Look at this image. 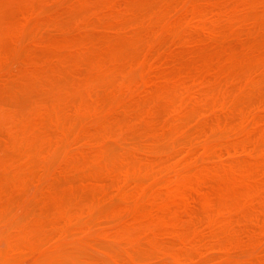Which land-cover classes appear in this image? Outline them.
<instances>
[{"label":"rangeland","instance_id":"374dc122","mask_svg":"<svg viewBox=\"0 0 264 264\" xmlns=\"http://www.w3.org/2000/svg\"><path fill=\"white\" fill-rule=\"evenodd\" d=\"M24 1H27V5H26V3L24 2ZM28 1H29V3H28ZM47 1V0H46ZM46 1H43L42 0V2H41V0H39V6H36L38 3H36V0H23V1H21V2H19L18 0H0V31H1V33H0V54H3L4 56H1L0 57V61H3V63L2 64H0V88H2L1 86H5V89L7 88H9L8 89V91H4L3 90V88H2V91L3 92H5V94H8V93H10L11 92V86L15 89V87H16V90L17 91H15L16 92V94H22L23 92L22 91H25L23 94H27V90H25V89H27V87H29V86H31L32 85V87L35 89V87H36V90L38 91V87L40 88L41 87V90H39L38 91V94L42 91V87L46 90V95H45V92L43 93V91H45L44 89H43V91H42V93L44 94V95H40L39 97H40V100L38 101V102H36L35 100H38L37 98H35L37 95L36 94H34L35 92H37V91H35V90H32V91H35V92H32L34 95V98H33V96H31V93H30V95H29V92H31V91H29V90H31L32 89V87H29L28 88V95L29 96H31L32 98V100L35 102V103H32L31 102V100L29 99V98H26L27 96H26V94H25V96L26 97H23L22 98V96H21V94L18 96L17 95V98L19 99L20 98V96H21V98L22 99H29L28 101H30L31 102V104H32V106H27V105H29L27 102H25V100H19L21 103H19V101H18V103H19V105H17V103H15V105H17L18 107L22 104V101H23V104H22V106L23 107H19L18 109H16L17 107H14L15 105H14V102H13V100H15L14 98H13V100H12V102H13V104L11 105L12 106V108L14 107V109L15 110H20V112L21 113H23V112H25L26 114H27V117H24V119H22L23 118V114L21 115L22 116V121L21 120H19L20 118L17 116V117H13V110L14 109H12V111L11 110H9L8 109V107L10 108L11 106L9 105L8 106V104H11L12 102H10V98H12L13 96H10L9 95V100H7L6 99V97L8 96H6L3 92L0 94V98H2V99H6L4 102H1V104H0V112H1V115L3 116V117H1V115H0V119L2 118V119H4L6 116V118H8V119H11V120H13L12 122H15V124L17 125V123L19 124V125H17L18 127H16V125L14 126V128L10 131L9 129H11L12 128V124H14V123H12L11 125L9 124V125H4V126H9V127H7V128H9V129H6V131H8V133H6V134H3V135H6V137H7V134H8V139H6V137L4 138V140L2 139V142H4V143H6V145H9V144H12L13 143V139H11L10 140V143H9V139L11 138V133H12V131L14 132V131H16L15 132V135H13L14 137L16 136H19L18 138L20 139V137H21V134H18V133H20L21 131L20 130H22V129H20L21 127H19V126H24L25 124L27 125H30L28 128L29 129H31V128H34L33 126L35 125L36 126V129H38L37 127H39V126H42L43 124L45 125L46 124V126L48 127H46L47 129H48V131H50L51 130V128H52V130L54 131V129H56L59 125V127H61V123H62V125H64V127L66 128L65 130L66 131H68L67 130V128H73L74 127V125L75 126H77L76 128H75V130H73V129H71V130H69V132H71L70 134H71V136H69V137H71V139L67 136V135H70V134H67V133H65L64 134V137L65 138H62V139H60V137L61 136H57L59 133H60V131L63 129L64 130V128H61V129H59V127H58V129H56L55 131H57V130H59L58 131V133L57 132H53L52 131V133H57V135H54V136H56V138H55V140H53V138H54V136H53V138H50V139H52V140H49V141H53V143L54 144H56L57 143V145H56V148H59V147H62V149L64 148V146H66V148L65 149H63L64 151H66L67 149H68V147H69V153H68V156H69V154H73V153H70L71 151L72 152H74L75 151V153L77 154V151L79 150V149H77V151H76V149H74L76 146H77V143H76V141H79V140H77V138H80V140L82 139V136H83V139H86L87 137L85 136V133L87 134V132L89 131V128L88 129H85V124H87V123H89V122H91V124L92 125H90L91 127H90V131L89 132H91V133H93V131H95L96 129H97V136L98 137H94V140L97 138H99V140L101 141V143L100 142H98L97 140L96 141H91V142H89L88 140V142L86 141H83V139L81 140L82 142L80 143V141H79V144H82V146L80 145H78V148L80 147V148H82V147H84V146H86V147H89L88 145L91 143V145H92V149H93V151L94 152H97L96 150H98L99 149V151L101 150L100 148L102 147L103 148V146L106 144V143H108V144H106V146H110V148H108V149H110V150H105V151H107V152H101V153H98V155H101L100 157H98L99 159H97L99 162H100V160L102 161L103 159H105L106 157L105 156H110V155H112V151H113V153H119L120 154V152H121V154L122 155H124L125 154V151L128 153V150H125L124 151V149H125V147H123L124 146V139H123V137L126 139V145H130L131 146V144L135 141V144H137L138 145V143H136V141L138 142L139 141V145H140V143H141V141H142V148L143 149H141V147H136V149L137 148H140L142 151H140V152H145V150L144 149H149V147H148V143L146 144V142L145 141H148L149 143H151L149 140H151L152 139V134L156 131V129L158 128V124H160V126H162L163 125V127H159L158 129L160 130H158L159 131V133H161V129L160 128H165L164 130H166V131H164L163 130V133H166V132H168V134H169V137L170 136H172V134H173V136L174 135H176L175 133H176V131L178 132L177 133V138H175V136H174V138H171V139H173V140H170V139H168L167 137V135L166 134H164L165 135V138H166V140H162L164 137H163V135H162V139H159L160 137H161V135L160 134H158L157 132H155L156 134H158V135H156L155 133L153 134V135H156V136H154V142H156V140L158 139L160 142H162V144L166 141L167 142V139H168V141L170 140V141H172L174 144H172L173 145V147H172V145L171 144H169V146H168V143L169 142H165V144H160V145H158V148H157V145H154V144H159V143H151L150 144V146H152V147H150L151 149H153L154 148V150H156V149H159L161 146L162 147H164V149H162V147L160 148V150H161V152H162V154H165L166 152H167V150L166 149H168V152L166 153V155L167 154H169L170 155V153H172L175 149H179V148H177L178 146H180V145H178V144H180V143H178L179 142V140L180 141H182V137H183V133L184 132H189L190 133V141H191V143H192V141H193V143L195 144V147L194 148H196L195 150H196V153H198V155L197 154H195V156L193 157V155H194V152H195V150L194 151H190V152H192V153H183V155H181V154H179V155H181L180 157L181 158H179V155L178 156H176V154H178V153H181V152H177V153H174L173 155H172V157L171 158H173V161H171L170 159L171 158H169L168 160L169 161H171V163L173 162H176V163H178V161H179V159H180V161H179V164H181V162L184 160L183 159V157L185 158V157H187V160H188V162H187V164H185V160H184V162H182V163H184L183 165H182V170L181 169H178V171L181 173L182 171H186L187 170V172H188V169L190 168V170H189V174L190 175H188L187 177H184V176H186L187 174H186V172H185V174L183 175H179L178 177L176 176H174V177H172L173 179L174 178H176L175 180H177L178 178H181L180 180H192V178H193V180H197V177L195 178V176L197 175V174H195V173H193V170L194 171H196L197 173H198V175L197 176H200V174H201V177H198V179H200V180H202V178H203V180L205 179V182L207 181V183H206V185H205V182L203 183V181H201L200 183H203V187L201 186V184L200 183H197V185L196 184H194L195 185V187L194 186H192L191 188H188V191L186 192V194H187V196L189 197H187V196H185V197H178V196H176V190H174L173 188H175V187H173L172 189L170 188V187H166V189H168L169 191H171L170 193H169V191L168 190H166V189H163L162 190V195H161V197H160V200H158L157 202H156V204L154 205V207L153 206H151V202L148 200L149 198L148 197H146V198H143L142 196H144V193L145 192H147V195L149 196V194H148V192H150L151 191V184H153L154 183V180H161V179H163V178H160L159 179V176L160 175H157V172L158 173H160L161 171L163 172V168L164 167H166V165L165 166H162V164L164 163V162H166V158H168L167 156H165L164 157V159L162 160V161H164L162 164H160L161 162H159L160 160H157V159H159V158H161L160 156H158V157H154L153 159L151 158V156L150 155H152V156H154L155 155V153L153 154V152L152 153H150V150L148 151V154H150V155H148L147 154V152H146V154L147 155H144V156H146V158L148 157V156H150L149 157V159L151 158V160H148V158H147V160L148 161H150L149 163H150V168L151 169H149V174L147 175V177H145L146 175H143V174H145L144 172L141 174L140 173V171L138 170V169H141V164L142 163H140V165H139V163H138V165L140 166H138V168H136V167H131L132 168V171H131V168L129 167V169H128V166H130L135 160H136V157H134V156H136V154L138 153H140V152H137L135 155H131L132 157H130V155L128 154H126V156H129L130 158H132L131 160L133 161L132 163H130V165H128L127 166V164L125 163L124 164V162L123 161H121V163L124 165V166H122L121 165V169H122V171H125V169H128L127 171L129 172V176L131 175L132 176V178L133 177H135V176H137L138 174H141V175H139V177H135V179H133V180H135V182H137L136 183V185L138 184V185H140V180L139 179H136V178H140L141 180L143 179L144 180V178H145V180L147 181V180H149V183L147 182V185L144 187V189L148 186V185H150V187L148 186L147 188L149 189V191H147V188L145 189V190H141V192L140 191H138L139 193L138 194H140L141 195V198H139V201H141L142 202V204H144L145 203V205H147L146 207H147V209L146 210H150V212H149V210L147 211V212H145L144 210H143V214H141L140 216L138 215V214H136L135 212H132L133 213V215H134V217H132L133 219H135V221L133 222V220H132V218H129L130 217V214H129V212H127V213H125L126 212V210L129 208V206H130V204L133 202V201H135V200H133L134 198L135 199H137V192H134L133 190H131L130 191V188L132 187V189L134 188V190L136 191V190H138V189H143V186L144 185H140L139 187H138V189H137V186L136 185H134L133 184V182H132V180H131V176L129 177H127V175H123L124 174V172L123 173H121L120 172V170H119V173L118 174H116L117 172H116V168L114 167V172H113V170L111 169V172H110V168L109 167H112L113 166V164H115L117 161L116 160H119L120 161V159H118V157H122V155H120V156H118V157H112V158H116V160H114L113 159V161L115 162V163H113V161L111 160V161H107V160H105V162H103V164L105 163L106 164V161L108 162V163H110L109 164V167H108V169L109 170H107L106 169V167L108 166L107 164V166L106 167H103V166H105V164L102 166V169L103 168H105L104 169V174H108V176H110L111 174H113V175H111L110 177H109V180L112 178V177H115V175H117V177L121 174V175H123L122 177H121V179L119 178V179H117V180H119V181H117L119 184H121V181L123 180V178L125 177V179H124V181L126 180L127 181V179L126 178H130V182H132V186H129V185H131L130 183H129V185H128V187H130V188H126V189H124L123 188V186H122V190H126V191H123V193H121L122 192V190H120L119 192L118 191H116L115 192V196H116V198H117V196L118 195H120V197H122V196H130V197H132L134 194L136 195V196H134L133 198H132V200H130L128 197H127V199H122V200H124V202H125V204L128 202L127 200L129 199V201H132L130 204L128 203V204H126V205H128L127 207L128 208H125V212H123V210L122 209H124V207H122V209H118V204H116V203H119V201H122L121 199H120V197H118V199H120V200H118V202H116V201H114V202H116V203H113V204H111V205H113V207H112V210L113 209H118L117 210V213L119 214V220H116V219H114L115 217L113 216V215H115V213H116V211L114 212V211H112L111 210V213H110V209L108 210V212H102V214L101 213H98L96 216V218H98V219H96L97 221H96V223L95 224H97V225H99V226H96V225H94V222H95V218L92 220V222H90V224L92 223V225H94V227H92L91 229H90V227L88 226V225H86V226H88V229L87 230H89V232L87 231V230H85L86 232L85 233H83V232H81L82 231V229L83 228H81V227H85L84 225L85 224H83V223H85V221H84V216H83V218H81L80 216H82V215H80V216H78L79 214H81L79 211L83 208H81V206H80V204L82 203L83 204V202H81V200L79 199L78 200V196H82L83 197V200H87V199H85L87 196L90 198V197H92L93 196V194L96 192L95 190L97 189V186L99 185L100 187H101V185L103 184V185H106V183L105 182H103L102 184L101 183H99L98 184V182L96 181V177L94 176V178H95V180L93 181L92 179H94L92 176V178H91V180H87L88 181V183H86L87 181H85V179L84 178H82V177H85V178H88V177H86V176H89L90 177V173L91 172H93L94 173V171L96 172V170L94 169L95 167H96V169H98V167L100 166V169H101V164L100 165H96V163H98V161L97 162H95L94 160H93V153L92 154H90L91 153V150H90V152L89 153H84L85 151H87L88 149H86V147H85V150H84V148H82L83 149V153H80V154H82L83 156H84V158H83V156H81L83 159H86V161L88 162H90L91 160H93L92 161V163H91V165H89L88 167H90L91 168V172L90 171H87L86 173H82V168H83V166H84V168H85V166L87 167V164H90L89 162L87 163H85L86 165H84V164H82L80 161H78L79 162V165L76 163V165H77V167L75 166V165H72V166H70V160H67L66 159V164H69V165H67V166H64L63 167V165H61L62 167H59L58 166V164H55V163H57V161H58V163H61L62 162V158H64V156H62L63 155V150H59V149H55L54 150V148L55 147H53V148H51V149H53L55 152H57V150H59V151H61L62 152V154L60 155L61 157H59L58 159L59 160H57L56 158L58 157L57 156V154H60V153H56V154H54V155H56V162L54 163V166H55V168H56V171L53 169V167L54 166H50L51 165V163H53L52 162V155H51V152H54V151H49L48 149L51 147V145H49V146H47L48 148H47V150L49 151V152H47L46 151V157H51L50 158V160H51V163H50V160H49V158H48V160H47V158L45 157V159L47 160L46 162H42V156H40V157H38L39 155V151H40V149H43L44 148V150H45V148H46V146H43L42 144H41V142H39L42 146H40V147H42V148H40V147H38V149H37V151L36 150H33V151H35V152H33V153H27L28 151L29 152H31V150H30V148L32 147L31 146V144L32 143H30V142H33L32 140H34V139H30V138H28L29 139V143L28 142H25L24 144L25 145H27L26 143H28V145L27 146H29V147H26L24 150H27V149H29V150H27L25 153L23 152L24 150H23V148L25 147V145L24 144H22L21 143V140H19V141H16V142H19V146H21V147H18L19 148V151H20V148H21V150H23L22 152L25 154V155H23L22 156V154L23 153H21V151L20 152H18L17 151V149L18 148H16V149H14L15 147L13 146V144L12 145H10L11 147H10V149L13 147V153L12 154H16L15 156H13V159H14V157H16L17 158V156H18V159H14L15 161L17 160H19V159H24L23 161H19V163L18 164H16L15 166H12V165H10V164H8V165H10V166H8L7 165V163H6V161H5V163L6 164H4L3 162H4V160L2 161V164H4V167L2 166V168H6L7 166V168L6 169H8V170H5L3 173L4 174H7L6 172L7 171H10L11 169L12 170H14L15 168H16V166L18 165L19 166V164L22 162H25V160H26V157L28 158V159H30V157H31V159H32V161L35 159V157H38V158H36V160L37 161H35L36 163L38 162V164L39 165H33V162L32 161H29V160H27L29 163H31L32 162V169L30 168V170L29 169H27V168H29V167H27L26 166V164H28L27 162L25 163V165L23 166V168L26 166V168L25 169H23L22 168V170L24 171H26V172H24L25 173V175L26 176H22L24 173H23V171H19V169H21V166H22V164H20L21 166H19L20 168L17 170V172H20L22 175H20V173H18L17 174V172L16 171H14V172H16L15 174H17L16 176L14 175V174H12V173H10L9 174V172H8V175H6V176H9V177H11L10 179H8V180H11L12 181V185H13V188L15 189V188H17V185H19L20 183V185H23L24 186V188H23V190L24 191H26V189H27V187H25V186H28V185H25L26 184V182L28 183V181L29 180H31V181H29V182H31V183H29L30 184V186H33V185H35V186H33L32 187V190H30V188H29V191H28V189H27V191L26 192H24L23 190H21V191H23V192H21L19 189H18V192L19 193H15V191H17V189H15V191H14V195L12 194V195H10L9 196V194H11L12 192H11V190L9 191L7 188H5V186L4 185H6V183L9 185V184H11V182L9 183V181L8 180H6L8 177H6V179L4 180V178H5V175H3V173L1 174V172H2V170H1V172H0V180H4L5 181V184H4V182H1V188H0V190H2V192H4V194H8L9 192V194H8V199L9 200H13L14 199V201H16V200H18L15 204V208H12L11 206H13V204H8V203H6V202H11V201H9V200H2L3 199V197H1L0 198V202H1V204H6L8 207H10L9 209H7V208H5L4 210L6 211V210H9V213H5V212H3V214L5 213V215L3 216V214H2V216H3V218H7V220H6V218L4 219L5 220V223L7 224V227L9 228L8 230H6V232L5 233H7V234H5L4 233V229H6L7 227H5L4 226V221H3V218L1 219V222L2 223H0V229L2 228V230H1V232L3 231V233L5 234H3L2 236H4V239L5 240H2V238H0V245H3V242L5 243L4 244V246H5V248H1L0 247V250L1 249H3L2 251H3V253L5 254L6 253V247H7V242L8 241H13L14 242V245H16L15 246V248H11L10 250H9V252L8 253H6L5 255H2V257L3 256H10V258H11V260L12 259H14V261L13 262H10V263H7V264H32L33 263V259L34 258H32V257H35V259L37 260L38 258H39V261H36L35 260V264H41V261H42V259H43V264H55V263H57V264H59L60 262L62 263V264H66V263H68V260H69V262L70 263H72V264H87L88 263V260L87 259H89L90 258V260H92V261H90L89 260V262H91V263H88V264H95V263H93V262H96V263H98V262H102L101 260H107V258L109 257V256H116L117 255V253L118 252H121V250L123 249L122 247L124 246H120L119 247V245H121V244H126L127 246L125 247L124 246V249L123 250H128V248H129V246H130V244H131V246H130V248L131 247H133L134 246V244H135V246L137 247V243L140 245V244H142L143 243V241L144 240H147V241H145L144 243H146V244H144L143 243V246L141 245V250L140 249H138L137 250V248L134 246V251H136V253L138 252V251H143V253L142 254H140V252H138V254H140V256L138 255V254H135L134 252H132V251H130V253L132 252V253H134V255L135 256H133L134 258V260L132 261V259L128 256L127 257V255H131L130 253L129 254H126V252H124V251H122L120 254H119V256L121 255V254H124L125 253V257L126 258H124V260H123V258L122 259H120L119 260V262H123V263H126V264H128V261L127 262H125V259L126 260H129V259H127V258H130L131 260H129V264H132V262H134V261H139V263H136V264H141L140 262L143 260V262H142V264H144V261H146L145 263H148L147 262V260H149L150 262H153V261H156V260H160L161 258H162V260H161V263L160 262H158L159 264H162V262H163V264L165 263V259H167L168 260V264H177V262H178V264H182V262H183V264H247L249 261H250V264H264V243L263 242H261V241H264V238H263V234H264V228L263 227H261V225L262 226H264L263 224H264V222H263V220H264V213H262V212H264V211H261V210H263L264 209V206H263V204L264 203H261V205L260 206H263V207H260V208H257L258 207V203L260 204V202L262 201H257V199L259 200V198L260 199H264V187H262V185H261V188H258V187H260V184H258V183H256L257 184V188L259 189H256V190H258V191H260V189H263V190H261L262 192H259V194L260 193H262V194H260V195H262L261 197H260V195L257 193L256 194V196L257 195H259L258 196V198L257 197H255V193L251 196V193L249 194V196H250V198H249V196H247V201H243V200H246V199H244L243 197L245 196V198H246V195H243V192H244V194H245V192L248 194V192L249 191H251V190H254L255 188H256V184H255V181H257V178L258 177H261V178H258L259 180L261 179V180H264L263 178H264V173L261 175V173L262 172H264V168H259V167H262V166H260V163H259V158H261V155H262V158H261V161H263L264 160V155L263 154H258L260 151L262 152V150L264 149V146L262 147V146H260V144L258 143L259 141H260V143H262L261 145H264V133H260V131H263V129L264 128H260V127H264V125H261L259 122H258V120H261V119H264L263 117H264V112H261L262 110H264V96H262L261 97V94L263 95L264 94V92L261 90V88L263 87V85H264V78H263V75H264V55H263V53H264V31H259L258 29H257V27L259 28V26H261L260 27V30H261V28H263L264 27V0H208V3L209 4H206L207 3V0H193V1H191V0H180V2H179V0H170V3L171 2H173L174 1V3L176 4V1H177V6L178 7H180V10H179V8L177 7V9L174 7V5H170V3H169V1H166V0H162V1H160V0H132V2H131V0H83V2L81 1V0H66V1H64V0H62V1H64L65 2V4L66 3H68V4H70L71 2L72 3H74V5H77V4H80V11L82 10V12H83V14H81L80 13V11H79V7H78V9L76 10V9H74V7H76V6H73L72 4H70V8H72L73 9V11L71 12V11H68L69 12V15H68V13L67 12H64V9L68 6V8H67V10L68 9H70L69 8V5H65L64 3L63 4H60V3H62V2H59V0L57 1L58 3H55L53 0H48L47 1V3L46 4H43L44 2H46ZM52 1V2H51ZM115 1H118V2H115ZM134 1V2H133ZM136 1V2H135ZM186 1H187V3H186ZM190 1V2H189ZM196 1H197V3H198V6L196 7ZM203 1V2H202ZM248 1H250L249 2V4H251V7H250V5L249 4H247V2ZM259 1V2H258ZM261 1V2H260ZM19 2V5L20 6H22V2H24V5L26 6V8L24 7V6H22L23 8H25V9H28V6H29V9H31L32 8V10L34 11V12H36V16L32 13V11H30V10H28V11H30V13L29 14H25L26 12H27V10L25 11V9H23L22 7V9L21 10H24L25 12H20V14H25L26 15V17H25V15L23 14L22 16H24V18L22 19V16H20L21 18L18 20H16V18L18 17H14V18H10L11 20H9V19H7L8 17H9V15L11 16L12 14H13V16H16L17 14H19L18 12H19V10L17 11V9H18V3ZM49 2V3H48ZM129 2V3H128ZM168 2V3H167ZM179 2V3H178ZM53 3H55V8L53 7ZM133 4V5H135V4H137L136 5V7L135 6H133L132 7V5H130V7H129V5L128 4ZM135 3V4H134ZM161 3H162V5H161ZM173 3V4H174ZM257 3V4H256ZM12 4V6L10 7V5ZM17 4V5H16ZM51 4V5H50ZM53 4V5H52ZM164 4H165V6H164ZM179 4H180V6H179ZM184 6V4H187L188 5V9L185 7V6H187V5H185L184 6V8L182 7V5ZM190 4V5H189ZM203 4V5H202ZM245 4H247L246 6L248 7V9L245 7ZM260 4V5H259ZM13 5H15V6H13ZM44 5V6H43ZM46 5V6H45ZM48 5H50V8H49V6ZM58 5V6H57ZM62 5V6H61ZM63 5H65V6H63ZM84 5H88V7H87V9H86V7L84 6ZM192 5V6H191ZM208 5V6H207ZM234 5V6H233ZM52 6V7H51ZM81 6H83V7H81ZM124 6H126V7H124ZM193 6H194V9H193ZM199 6L201 7L200 9H199ZM242 6V7H241ZM59 7V8H58ZM76 7V8H77ZM85 7V8H84ZM97 8V10H95V8ZM100 7H102L101 9H99ZM109 7H110V10H109ZM122 7H124V8H128V9H124V8H122ZM132 7V8H131ZM138 7V8H137ZM156 7V8H155ZM157 7H159V8H157ZM168 9H167V8ZM173 7V8H172ZM182 7V8H181ZM216 8V9H212V8ZM239 7V8H238ZM243 7H245V8H243ZM249 7H250V11H249ZM14 8H17V9H14ZM135 8H136V10H135ZM152 8H155V11L154 10H152ZM161 8H163V10L161 9ZM175 8V11L176 10H178V13L177 12H174L173 11V9ZM197 10H196V9ZM238 9V11H237V9ZM13 9L14 10H16L15 11V13H17V14H15L14 12H13ZM36 9H38L37 11H36ZM103 9H105V10H103ZM124 9V10H123ZM159 9V11L161 10V12H156L157 10ZM165 9H167L166 11H164ZM171 9V10H170ZM184 9V10H183ZM186 9H187V11H188V13L186 12H184V11H186ZM194 10V13H193V10ZM207 9V10H206ZM67 10H65V11H67ZM98 10H100V12L98 11ZM125 11L124 13H127L126 15H124L122 12L123 11ZM130 10H135V11H130ZM149 10H151V12H149ZM216 10H217V12L219 13V15H218V13L216 12ZM248 10V11H247ZM252 10V11H251ZM75 11V12H74ZM88 11V12H87ZM89 11H91V12H89ZM121 13H120V12ZM127 11H129V12H131V13H129V12H127ZM152 11H154V13H156L155 15H154V13H152ZM168 11H170V12H168ZM205 11V12H204ZM64 12V13H63ZM140 12H144V15H146L145 13H148L149 12V14H147L146 16H143V18H145L146 19V17H147V19L146 20H144L143 18H142V15H141V13ZM162 12H163V14H164V17H167L168 19H165V18H163V17H159L160 15H162ZM197 12H199V15L197 16ZM238 12V13H237ZM11 13V14H10ZM28 13V12H27ZM37 13H38V15L40 16V18L38 19H34V17H37L38 15H37ZM67 13V14H66ZM73 13H76L75 14V19L73 18H71V15L73 16ZM102 13V14H101ZM157 13H160V14H158L157 15ZM167 13V14H166ZM183 13V14H182ZM193 13V14H192ZM196 13V15H194ZM204 13H206L205 15H204ZM249 13V14H248ZM15 14V15H14ZM51 14H53V15H55V16H53V15H51ZM105 14V15H104ZM166 14V15H165ZM177 14V15H176ZM179 14V15H178ZM241 14V15H240ZM245 14V15H244ZM27 15H29V16H27ZM43 15V16H42ZM46 15V16H45ZM50 15H51V17L53 16V17H56V18H54V19H57V20H55V22L57 21V22H59V27H61L62 26V24H64V23H66L67 22V20H69L71 23L69 24V22L67 23V24H64V26L62 27L63 28V30H62V28L60 29L59 27H57L58 29H59V31H58V29H56V27L55 26H57L56 25V23L55 22H52V21H50V20H52V18L50 17ZM124 15V16H123ZM150 15V16H149ZM183 15H185V16H183ZM192 15H194V16H192ZM214 15H215V17H217V15H218V17H219V19H221L220 21H218V23H216V19H218V18H214ZM234 15V16H233ZM248 15H249V17H248ZM12 16V17H13ZM44 16H45V18L46 17H50V19H45L44 18ZM88 16H93L92 18L90 17L88 20H87V18H88ZM112 16V17H111ZM179 16H181V17H183V18H180ZM195 16H196V18H195ZM207 16H208V18H207ZM212 16V17H211ZM242 16L244 17V19L242 18ZM28 17V18H27ZM85 17V18H84ZM87 17V18H86ZM105 17H107V18H105ZM149 17H151V18H154L156 21V23H157V21H159V24L160 23H162V25H158L157 26V24H153V19H152V23H151V21H150V25L148 24V26H145V25H147V23L149 22ZM157 17H159V18H161V20H159V19H156ZM170 17H172V19H170ZM185 17H187V18H185ZM198 17H199V19H198ZM27 19V21H26V19ZM44 18V19H43ZM84 18V21L82 20ZM96 18V19H95ZM140 18H141V20H140ZM149 18V19H148ZM163 18V19H162ZM178 18V19H177ZM190 18H192V19H190ZM202 18H204V19H202ZM248 18V19H247ZM259 18V19H258ZM29 19V20H28ZM41 19V20H40ZM78 20V21H75V20ZM94 19V20H93ZM177 19V20H176ZM179 19H182L183 21H179ZM188 19V20H187ZM195 19V21H196V19H198L199 20V22H198V20L196 21V22H194V21H190V20H194ZM210 19V20H209ZM261 19V20H260ZM40 20V21H39ZM85 20H87V21H85ZM148 20V22H146ZM185 20H187V21H189V23H190V25H191V29L192 28H195V32H192L193 34H194V37L195 36H197V37H195V40H194V37L192 36V33L191 32H188V29L190 28V26H189V24H188V22H187V24H188V26H187V24H184V23H186V21ZM207 20V21H206ZM236 20V21H235ZM252 20L254 21V22H252ZM257 20V21H256ZM61 21H63V23H61ZM81 21V22H80ZM91 21V23H89ZM143 21L145 22V24L143 23ZM161 21V22H160ZM205 21L206 22H209V21H211L210 22V24L212 23V24H214L215 25V29L213 28V26L214 25H211L210 27H208L207 29H209L208 30V32H207V29H205V27H207V24L205 23ZM25 22V23H24ZM109 22V23H108ZM167 22H169V24H166ZM171 22V23H170ZM172 22H174V23H172ZM181 22H184V23H181ZM255 22H258L257 23V25H255L254 23ZM24 23V24H23ZM75 23H78V24H75ZM89 23V24H88ZM102 23V24H101ZM108 24V25H104V26H102L103 24ZM178 24L179 26H177V28L179 29V28H181V29H179L180 31H179V33L181 34V35H179V34H177L176 35V33L174 34V29L176 28V27H174L173 29H169V27H173L172 26V24L173 25H175V24ZM80 24V25H79ZM90 24H93L94 26H96L97 24L100 26L101 25V27H98V26H96V27H92L91 28V26H90ZM110 24V25H109ZM142 24V25H141ZM176 24V25H177ZM182 24V25H181ZM195 24H196V26H195ZM198 24H199V26H198ZM209 24V23H208ZM259 24H261V25H259ZM17 25V27L16 28H14L15 26ZM40 25V26H39ZM46 25V26H45ZM65 25L68 27V29H66L65 30ZM70 25V26H69ZM82 26L83 28H79V26ZM180 25L181 26H183V27H185V30H186V32H185V30L184 29H182L183 27H180ZM185 25V26H184ZM263 25V26H262ZM9 26H11L12 27V29H10V28H8ZM45 26V28L44 29H41L40 30V28L41 27H44ZM90 26V27H89ZM150 26H152L151 28H152V31H151V28H150ZM167 26V27H166ZM209 26V25H208ZM257 26V27H256ZM19 27V28H18ZM55 27V32L54 33H57V36H56V34H53V32H51V31H49V30H51V28H54ZM66 27V28H67ZM107 27V28H106ZM157 27H160V28H157ZM166 27V29L168 28L169 29V31H172L171 32V34H169V31H168V29L166 30H163L164 28ZM203 27V28H202ZM4 28H8V29H6L5 31H4ZM16 29L18 32H16L15 33V31H13L14 29ZM21 28V29H20ZM25 29L24 31H23V29ZM27 28V29H26ZM49 28V32H51L50 34H53L52 36H54L53 37V39L55 38V40H53L52 38H50V40L49 39H46L45 41L43 40V39H45V38H43L44 37V35L42 34V33H44L47 29ZM79 28V29H78ZM84 28H86L84 31H86V33L84 32V34H82V36H84L83 38H80V37H82V36H79V35H81V32L82 31H80L79 32V30H83ZM97 29V32H96V34H95V31H96V29ZM106 28V29H105ZM177 28H176V30H177ZM187 28V29H186ZM200 28V29H199ZM19 29H20V31H19ZM72 29V31H74L73 32V34L71 33V35L69 36V32H70V30ZM159 29V30H158ZM191 29H189V31H192ZM198 29V30H197ZM202 29V30H201ZM224 29H226V31L224 30ZM264 29V28H263ZM9 30V31H8ZM11 30V31H10ZM28 30V32H29V35H28V37H27V35L26 34H28L26 31ZM33 30L35 31V32H37L36 30H39L40 32L41 31H43V30H45V31H43V32H39V33H33ZM53 30V29H52ZM68 30V31H67ZM76 30L78 31V33H76ZM99 30V31H98ZM157 30V31H156ZM175 30V31H176ZM234 30V31H233ZM63 31H65L64 33H63ZM89 31V32H88ZM134 31H136V32H134ZM164 31H165V33H164ZM167 31V32H166ZM194 31V30H193ZM205 31V32H204ZM223 31H225V32H223ZM10 32V33H9ZM21 32H23V33H21ZM47 32V31H46ZM45 32V33H46ZM58 32H60L59 33V35H58ZM98 32H103L104 33V35H103V33H102V35H103V37H101V34L100 33H98ZM133 32V33H132ZM154 32H155V34H154ZM160 32H162L161 34H160ZM183 32L184 33H186V34H188V35H190L189 33H191V35H190V37L189 36H186V35H182L183 34ZM31 33V34H30ZM61 33H63V34H61ZM88 33H90L91 35V37H89V35H88ZM141 34L140 36L138 35V34ZM143 33H145L146 35H147V37H148V39H151V38H153L150 42L151 43H149L150 44V46H152L153 45V47H154V45H155V48H153V47H148V46H146V44L144 45V46H146V47H144V46H142L143 45V41H144V39L146 40V38L144 37V35H143ZM163 33H164V35H163ZM166 33H168V34H166ZM197 33V34H196ZM37 34L39 35V37H37ZM47 35H45V37L46 38H49V37H51L48 33H46ZM79 34V35H78ZM86 34V35H85ZM94 34L95 35H97L96 37L94 36ZM120 35V36H118V35ZM128 34V35H127ZM134 34V35H133ZM158 34V35H157ZM117 35V36H116ZM125 35V36H124ZM131 35H133L134 37H132L131 38ZM137 35V36H136ZM143 35V36H142ZM59 36V37H58ZM60 36H62L63 38H61ZM68 36H69V38H68ZM79 36V37H78ZM130 37L131 39H129V38H126V37ZM199 36L201 37V40L200 41H198V39H199ZM41 37L43 38V39H41ZM89 37V38H88ZM117 37V38H116ZM143 37H144V39H143ZM162 37H164V38H162ZM184 39H182V38ZM189 37V38H188ZM35 38H36V41H34V42H32L33 41V39L35 40ZM67 38V39H66ZM77 39L78 41H80L81 39H83V40H81V42L82 43H78V44H80V45H76L77 44V40H75V39ZM92 38H94V39H92ZM121 38V39H120ZM185 38H187V39H185ZM17 39H19V40H17ZM29 39H32L31 41L29 40ZM92 39V40H91ZM125 39V40H124ZM128 39H129V42L130 41H132V43L130 42H127L128 41ZM133 39H135V40H133ZM166 40V41H162L163 43H160V41L161 40ZM170 39H171V41H170ZM191 39V41H193L192 43L194 44L195 42L194 41H198V42H200L201 44H199L198 42H197V44H195L194 46L192 45V43H191V41H189ZM193 39V40H192ZM52 40V41H51ZM94 40V41H93ZM96 40H97V42H96ZM120 40H122V41H120ZM124 40V41H123ZM168 40V41H167ZM175 40H177V41H175ZM186 40V41H185ZM202 40H203V43H204V45H202ZM85 41H87L86 42V44H85ZM125 41H126V43H125ZM146 41H148V40H146ZM145 41V42H146ZM187 41H188V43H187ZM27 42L29 43V44H27ZM53 42V43H52ZM94 42V43H93ZM14 43H15V45H14ZM69 43V44H68ZM96 43V44H95ZM102 43V44H101ZM172 43V44H171ZM19 44V45H18ZM50 44V45H49ZM67 44V45H66ZM149 44H147V45H149ZM152 44V45H151ZM169 44H171V45H169ZM185 44H186V46H185ZM192 45V46H190V45ZM18 45V46H17ZM23 45H25V46H27L28 48H30L31 50H35V51H31V50H29V49H26V47H22ZM46 45V46H45ZM57 46V48H55V47H53V46ZM69 45H72V46H69ZM88 45H90L89 46V48H86V47H88ZM92 45H94V46H92ZM15 47V46H17V48L16 49H18V50H16V51H14V52H12V51H10V53L9 52H6V51H8L9 49H3V48H8V47ZM21 46V47H20ZM29 46H31V47H29ZM59 46H61V47H59ZM65 46V48H62V47H64ZM82 46H84V47H82ZM92 46V47H91ZM140 46H141V48L143 49V47H144V49L143 50H141V48H140ZM181 46V48H179V47ZM200 46H202V48L203 49H200ZM9 47V48H10ZM13 47V48H14ZM20 47V48H19ZM39 47V48H38ZM72 47V48H71ZM76 47H80L79 48V50H80V52H79V50H78V48H76ZM82 47V48H81ZM159 47H161V48H159ZM168 47V48H167ZM175 47V49H173ZM179 49H178V48ZM205 47V48H204ZM25 48V49H24ZM34 48V49H33ZM35 48H38V49H35ZM60 48H62V50L60 49ZM153 48V49H152ZM172 48V49H171ZM3 49V50H2ZM25 51H24V50ZM56 49H57V51H56ZM65 49V51H63ZM85 49V51L83 52V50ZM155 49V50H154ZM157 49V50H156ZM163 49H164V51H163ZM165 49H169V51L168 50H165ZM180 50L179 52H181V53H178V50ZM6 50V51H5ZM10 50H12V49H10ZM24 51V53H23V51ZM26 50H27V52H26ZM54 50H55V52H54ZM62 52H61V51ZM113 50H117L118 52H112V53H110L109 51H113ZM152 50H154V51H152ZM161 50V51H160ZM260 50H262L261 52H260ZM4 53H3V52ZM18 51H22V53H19ZM60 51V52H59ZM105 51V53H103ZM142 51L144 52V53H142ZM174 52V54L173 53H171V52ZM177 51V52H176ZM252 51H254V54H253V52ZM16 52H18V53H16ZM30 52H35V53H33V54H35V56H36V54H37V56L38 57H33V55L31 56V54H30ZM58 52H59V55H57L58 54ZM81 52H83V53H81ZM126 52L128 53V54H126ZM141 52V53H140ZM150 52H153V53H157V55L155 56V59L157 60V59H159V61L157 62L156 60L154 61L153 60V56H154V54H153V56L152 57H149V58H151L150 60H148V62H149V64H148V62H146L147 60H146V58L149 56L148 54L150 53ZM162 54H161V53ZM168 52V54L166 55V53ZM182 52H185V53H182ZM236 52H237V54H236ZM241 52H250L249 54L247 53V55H246V53L245 54H242ZM260 52V53H259ZM15 53V54H14ZM27 53H28V55H27ZM47 53V54H46ZM52 53V54H51ZM132 53H134V54H132ZM158 53H160L161 54V56H159L160 54H158ZM189 55H188V54ZM230 53L232 54V56L233 57H235L234 59H236V57H237V59L235 60V62H232V61H234V59H232L233 57H231L230 58ZM241 53V54H240ZM5 54H7V55H5ZM18 54V55H17ZM21 54H24L25 55V57H23V58H21ZM29 54H30V56H29ZM50 54H51V56H50ZM67 54V55H66ZM85 54V55H84ZM135 54H137V55H135ZM145 54H146V56L147 57H145L144 58V56H145ZM150 54H152V53H150ZM171 54V55H170ZM173 54V55H172ZM180 54H181V56H180ZM184 54V55H183ZM191 56V58L190 57H185V56ZM228 54V55H227ZM239 54L241 55V56H239ZM257 54V55H256ZM261 54V55H260ZM27 55V56H26ZM42 55V57H40ZM64 55V56H63ZM80 55H81V58H80ZM113 55H115V57H113L112 59H111V57L113 56ZM122 55H124L125 57H124V59L122 58L123 56ZM133 55H135V56H133ZM163 55V56H162ZM175 55H176V57H175ZM234 55H237V56H234ZM243 55H245V56H243ZM251 55V56H250ZM252 55H254L255 57H257V58H255V59H253V57L254 56H252ZM6 56V58H4ZM23 56V55H22ZM48 56H50V57H48ZM89 56V60H88V57ZM141 57V59H140V57ZM175 57V58H173V57ZM180 56V57H179ZM184 58H186V59H184V60H186V61H184V60H182L183 59V57ZM222 56H224V60H223V62H222V66H221V68L223 67V64L225 63V62H227V60H229L228 62H227V66H224V68H227L228 67V63H229V68L228 69H223V71L221 70V68H220V63H221V61L222 60H220L221 58H219V57H222ZM226 56V57H225ZM228 56H229V58L230 59H232V60H230V59H228ZM259 56V57H258ZM161 57V58H160ZM177 57H179L181 60H179V64H177L176 63V65H174V63L178 60V58ZM245 59H243V58ZM247 57H248V59H247ZM250 57H252V59L250 58ZM21 58V59H20ZM41 60H40V59ZM56 58V59H55ZM108 58V59H107ZM114 58H116V59H114ZM190 58V59H189ZM219 58V59H218ZM223 58V57H222ZM227 58V60H225ZM239 58H241L242 60H243V62H242V60L241 59H239ZM2 59V60H1ZM52 59H54V60H52ZM105 59H107V62H106V60L104 61ZM113 60V62L112 63H110V61L111 60ZM148 59V58H147ZM188 59V60H187ZM246 59L248 60V62L246 61ZM251 59V61H249ZM20 60H22V61H24V62H22V61H20ZM39 60V61H38ZM43 60V61H42ZM58 60H59V63L61 64H59L60 65V67L59 68H61V69H58L56 66H58ZM100 61V63H97V61ZM103 60V61H102ZM153 60V61H152ZM220 60V62H218V64H215L217 61H219ZM238 60V62L239 61H241V63L240 64H238V62H236ZM36 62V61H38V63L36 64V65H41L40 67H38V68H36V66H34V64H33V66H32V63L31 62ZM42 61V62H41ZM47 61H49V62H47ZM52 61H54V63L52 62ZM89 61V62H88ZM150 61H151V63H150ZM192 61V62H191ZM206 61H208V62H211L212 64V67L214 66V69L213 70H218L219 71V68H220V71H222L221 73H220V75L222 74V76L224 77V73H225V80L227 79V75H228V77H232V75H234V68H236L237 70H236V72H235V75L233 76L234 78L236 77L237 79L235 80L234 78H232L233 79V81H235V83H238V84H235V83H232L231 81V83L229 82V83H227L228 85L229 84H231L232 86H234V87H232V88H229L230 87V85H229V87L227 88L226 87V85H223V87L225 86V88L224 89H226L227 88V90H229L230 91V89L232 90V94H231V96H232V98L235 100H233V101H230V98H231V96H230V98H229V100H227L225 97H223V96H225L226 95V97H228V95H227V93H226V91H225V95H224V93H222L221 94V88H222V84H223V82L225 83V81H223V79L221 78L222 76H218V75H216V73H218L217 71L216 72H214L213 70H210V69H208L209 68V63H208V65H207V62ZM213 61H215L214 63H213ZM246 61V62H245ZM29 62H30V64H29ZM44 62V63H43ZM46 62V63H45ZM62 62V63H61ZM63 62H65V63H63ZM73 62H75L74 63V65H73ZM80 62V63H79ZM85 62H87L88 64H90V66L88 65V68L90 69V70H88V68H87V66H86V64H84ZM115 62H116V64H115ZM120 62V63H119ZM157 62V63H156ZM184 62V63H183ZM186 62H187V64L190 62V65L188 64V66H190V68L189 69H187L186 67ZM197 62V63H196ZM200 62H201V64H200ZM1 63V62H0ZM47 63L49 64L48 65V67H47ZM52 63H53V65H52ZM55 63H57V64H55ZM83 63V65L84 66H80L81 64ZM93 65H92V64ZM101 63H103L102 64V67H101ZM154 63H156V64H154ZM183 63V64H182ZM195 63H196V65L199 63V65L198 66H196L195 65ZM232 63H234V64H232ZM235 63H237V65H235ZM22 64L24 65V67L23 68H20L21 66H22ZM27 64V69H25V65ZM43 64V65H42ZM64 65V67L66 66V65H68V66H66L67 67V69H63V65ZM76 64V65H75ZM95 64V65H94ZM97 64H98V66H97ZM111 64H114V65H111ZM147 64H148V66H147ZM152 64L153 65H155V68H156V70H154L155 68H153L152 67ZM157 64H158V66H157ZM170 64V66H172V64H173V66L174 67H170L169 66V68H171L170 70H172L173 69V71H175L174 73H172L173 71H171V72H169L170 70H169V68H168V66L167 65H169ZM184 64H185V66H184ZM193 64V66H195V67H193V66H191ZM231 64V65H230ZM249 64L252 66H254V68H255V70L256 71H258L259 69V71H262V72H260V74H255L256 72H255V70H254V68H252V70H253V73L252 74H254V75H257V76H259L260 77V75H261V78L260 79H258V81H256L257 80V78H259V77H257L256 78V76H251V75H249L251 72V68H250V66H249ZM2 65V66H1ZM31 65V66H30ZM100 65V66H99ZM108 65H111L112 67L110 68V66H109V68H108ZM118 65H119V67H118ZM132 67H131V66ZM140 66V65H142V66H144V73H142L141 74V77L139 76V71H141L142 72V66H140V70H138L139 69V67H136V66ZM146 65V66H145ZM159 65H161V68L159 67ZM166 66L168 69H166L164 66ZM211 65H210V67H211ZM219 66V68L217 67V66ZM233 65H234V67H233ZM260 65V66H259ZM51 68H50V67ZM53 66V67H52ZM85 66H86V68L87 69H85ZM92 66H95V68L94 67H92ZM113 66H115L116 68L118 67L120 70H121V68H120V66L121 67H124V69H122L124 72V76L126 77V78H128V75H129V77H130V79H132V80H134V81H137V82H135L134 83V81H133V83H132V81H127L126 80V78L124 79V78H121L122 80H123V82H117V83H115V76H116V74H118L120 71H113L112 70V68H113ZM175 66H178L176 69H175ZM203 66V67H202ZM248 66V67H247ZM252 66V67H253ZM256 66V67H255ZM65 67V68H66ZM98 67V68H97ZM133 67H136V68H138V69H136V68H133ZM165 69H164V68ZM215 67H217V68H215ZM258 67V68H257ZM33 68H35L34 70H36V72H34V71H31V70H33ZM41 68V69H40ZM42 68H43V70H42ZM46 68V69H45ZM48 68V69H47ZM57 68V69H56ZM106 68H108V69H106ZM157 68H159V69H161L160 71H158L159 69H157ZM182 68V69H181ZM184 68H186V69H184ZM249 68H250V70H249ZM19 69H20V71H19ZM23 69V70H22ZM29 69V70H28ZM52 69V70H51ZM98 69H99V71H98ZM132 69H136V70H133L132 71ZM147 69V70H146ZM152 69H153V76L151 77V72H152ZM177 69H181L182 70V73H180L181 72V70H180V72L179 73H176V72H178L177 71ZM183 69H184V71H183ZM198 69H200V70H198ZM230 69V70H229ZM21 70L22 71H24V72H26V74H22V72H21ZM39 70H40V73H39ZM50 70V72H52V74L51 73H49L48 75H50V76H52L53 75V77H50V76H48L47 75V72L46 71H49ZM85 70H88V73H85V72H87V71H85ZM106 70H111V71H113V73L112 72H107ZM121 70V71H122ZM186 70V71H185ZM190 70H192V72L190 71ZM193 70H194V72H196L195 73V75L194 74H192L193 73ZM196 70H198V71H196ZM229 70V72L231 71V70H233V71H231V74H227V71ZM240 70H242V71H245V73L247 74L246 76L248 77V75H249V79H251L252 80V82H251V80L250 81H248L249 79L246 77H244V75L245 74H243V75H241V74H239L240 73ZM249 70V71H248ZM21 72V73H19V72ZM29 71V72H28ZM32 73H31V72ZM44 71V72H43ZM90 71H92L91 73H92V75H91V73L89 74V72ZM146 71H147V75H144V74H146ZM148 71H149V73H148ZM158 73H156V72ZM212 71L214 72V75H213V73H212ZM219 71V72H220ZM237 71H239V72H237ZM248 71V72H247ZM258 71V72H259ZM39 74H38V73ZM46 72V73H45ZM184 72V73H183ZM190 72V73H189ZM207 72H209V73H207ZM228 72V73H229ZM233 72V73H232ZM255 72V73H254ZM34 73H37V74H34ZM122 73V72H121ZM121 73L119 74V75H117L116 76V79H120V76H121ZM127 73V74H126ZM151 73V74H150ZM155 73V74H154ZM185 73H187V74H185ZM237 73V74H236ZM16 74H17V76H16ZM28 74V75H27ZM42 74H43V76L44 77H42V79H39L41 76H42ZM47 76H46V75ZM93 74H94V78H93ZM108 74H110V75H108ZM127 76H126V75ZM148 74H150V75H148ZM157 74V75H156ZM196 74H197V77H196ZM205 74V75H204ZM210 74V75H209ZM219 74V73H218ZM227 74V75H226ZM263 74V75H262ZM21 75V76H20ZM22 75H25V76H22ZM34 75V76H33ZM39 77H38V76ZM76 75V76H75ZM87 75H90V78H89V76H88V79H90L89 81H91V83H89V81L87 80ZM154 75L156 76L155 78H154ZM198 75H200V76H198ZM209 75V77L211 78L212 76L214 77V76H218L217 77V79L218 80H220V78L222 79L221 81H223L222 82V84H218V83H221L220 81H218L216 78H207V76ZM237 75H241V77H242V79H243V81H241V79L237 76ZM33 76V77H32ZM75 76V78L78 80H76V79H74V80H76V81H74L72 78ZM144 76V77H143ZM145 76H147V78L145 77ZM150 76V77H149ZM251 76V77H250ZM4 77V78H3ZM18 77H21V79H19L18 80ZM29 77H32V78H29ZM48 77H50V79H48ZM60 77H62L61 79H63L62 80V82L65 80V79H68V83L66 84V81H65V83L63 84L62 82H60L59 80H61L60 79ZM80 77V78H79ZM143 77V78H142ZM195 77V78H194ZM206 77V78H205ZM7 78H8V81H7ZM53 78H54V83H52V80H53ZM194 78V79H193ZM198 78H200V79H198ZM201 78H203L202 80L204 81V79H205V81L204 82H202L201 81ZM238 78L240 79V82H242V85H241V83L239 84V82H237V80H238ZM255 78H256V80H255ZM15 79H17L15 82H14V80ZM28 81H27V80ZM37 79H39V80H37ZM59 79V80H58ZM82 79V80H81ZM96 79H97V81L100 79V81H99V83L98 84H96V85H98V86H101V85H99V84H101L103 81V83H102V85L103 84H105V83H108V85H112V89H113V91H112V89H111V86L110 87H108V88H110L111 89V91H112V93H111V96H114V97H116L115 99L116 100H118L117 101V103L113 100V103H112V100L111 99H114V97H111V98H107V97H105V96H110L109 94H110V92H108L109 91V89L107 88V86H106V84H105V88L104 87H100L99 89H97V91H98V93H100L101 92V96H102V93H103V95H105V93L107 92V93H109V94H106L102 99H101V101H99V103L97 104V105H95L94 104V102L93 101H97V99L99 100L100 98H101V96L98 98V97H95L93 100H92V98H93V94H91L92 95V98H91V100H92V107H90V108H92V109H94L95 110V112H97V114H95L94 113V110H93V112L92 113H89V112H91L92 111V109H90V111L88 112V113H86L87 114V116H88V114H91L93 117V119H92V121H88V122H86L85 121V119H87V118H84V116H82V110L84 109L85 110V112H86V109L84 108V106H81V110H80V112H79V106H77V109H76V107L74 106V103L75 102H78L76 105H79V102H80V99L78 100V101H76L79 97H78V95H76V94H80V93H82L80 96H82L83 94H88L89 92L87 91V92H85L86 90H89V91H92V90H96V85H95V89H93L92 88V84H95L96 83ZM120 79V80H121ZM147 79H149V82H147ZM153 81H152V80ZM198 79V80H197ZM214 79V80H213ZM217 81H216V80ZM231 79V78H230ZM231 79V80H232ZM22 80V81H21ZM34 80V81H33ZM36 80H37V82H36ZM69 80H73V82H71L70 81V83L71 84H69ZM94 80V82L95 83H93L92 81ZM127 81V82H124V81ZM157 80V81H156ZM191 82H189V81ZM192 80V81H191ZM207 80H209V81H207ZM210 80H212L211 82H210ZM244 80H246V81H244ZM254 80L256 81V82H254ZM9 82L8 84L9 85H7V82ZM46 81H47V83H46ZM50 83H49V82ZM83 83H82V82ZM186 81V83H184ZM196 81H197V84H196ZM227 81H229V80H227ZM239 81V80H238ZM2 82V83H1ZM4 82V83H3ZM14 82V83H13ZM25 82V83H24ZM26 82H28V83H26ZM91 84V86H89V84ZM145 82V83H144ZM146 82L148 83V84H146ZM152 82H153V85L151 86V84H152ZM170 82H173V83H170ZM188 82H189V84H188ZM201 82V83H200ZM211 84V83H213L214 82V84L215 85H213V84H211V85H209V83ZM215 82H217V84L215 83ZM245 84H244V83ZM12 83V84H11ZM24 83V84H23ZM32 83V84H31ZM35 83V84H34ZM43 83V84H42ZM49 83V84H48ZM52 83V84H51ZM79 83L80 84H82L83 85V87H80L79 86ZM144 83V84H143ZM184 83V84H183ZM248 83H250V84H248ZM31 84V85H30ZM34 84V85H33ZM48 84V85H47ZM62 86H61V85ZM115 84H118V85H116V88H117V90H116V88H114L115 87ZM138 84V85H137ZM144 85V87H143V85ZM178 84H180V85H185V86H193V87H188V88H184L183 86H180V85H178ZM191 84H193V85H191ZM248 84V85H247ZM29 85V86H28ZM43 85H45V86H43ZM63 85H64V87H63ZM81 85V86H82ZM114 85V86H113ZM141 85V86H140ZM176 86V85H178V86H180L179 88H184L183 90H182V88H181V90L182 91H180V90H178L179 88H178V86L177 87H170V86ZM197 85V86H196ZM201 87H200V86ZM219 85H221L220 86V91H218L219 90ZM227 85V86H228ZM245 85H247V86H245V89L243 88ZM22 86V87H21ZM35 86V87H34ZM79 86V87H78ZM118 86H120V89H118ZM126 86H129V87H127V90H128V88L129 89H132V90H134V91H132V92H134V95H136V96H134L133 94H131V92H129L131 95H129V94H127V95H124L125 97H123V99H121L120 98V95H122V93L124 94V91H126V88L125 89H123V87H126ZM147 86V87H146ZM151 88H150V87ZM195 86H196V88L197 87H199L200 89H196L195 88ZM215 86V87H214ZM239 86H241V89H240V87ZM19 87L22 89H20L19 90ZM92 89H91V88ZM141 87V88H140ZM146 87V88H145ZM149 87V88H148ZM217 87V88H216ZM63 88H64V91H63ZM71 88L74 90V91H72L71 92ZM83 88V89H82ZM106 88H107V90H106ZM163 88V89H162ZM174 88H176V89H174ZM194 88H195V90H194ZM245 90V91H243V89ZM6 89V90H7ZM61 89H62V91L63 92H65V90H66V92L65 93H62L61 92ZM78 89V90H77ZM80 89V90H79ZM91 89V90H90ZM104 89V90H103ZM138 89V90H137ZM170 89H174L175 91H177V92H174V90H173V93L174 94H172V92H171V90ZM187 89V90H186ZM193 89V90H192ZM210 89H211V91H210ZM218 89V90H217ZM224 89H223V92H224ZM263 90H264V88H262ZM85 90V91H84ZM114 90H116V91H114ZM118 90H120V92H121V94H119L120 92L118 91ZM135 90H136V92H137V94L135 93ZM146 90H148V92L146 91ZM186 91V94H185V91ZM241 90H242V92H241ZM259 90V91H258ZM261 90V91H260ZM60 92V94H66L65 96H64V98L63 97H59V98H57L58 96H60V95H56L55 93H57V92ZM75 91H78V92H76V93H74ZM81 91H83V92H81ZM106 91V92H105ZM117 91L119 92V93H117ZM129 91V90H128ZM128 91H126L125 93H128ZM140 93H142V96L141 95H139L138 96V94H140ZM147 92V94L145 93V95L143 94V92ZM154 91H156V92H154ZM159 92V94H158V92ZM171 92V94L172 95H175L174 96V99L176 98V99H178V101L180 100V101H182V99H185V101L186 102H180L179 101V103H175L174 101V99H173V97L171 98V97H169L170 95V93H168V94H165L166 92ZM187 91L189 92V91H191V92H189V93H187ZM197 91V92H196ZM198 91H200L199 93H198ZM259 93H261L260 94V97H257V96H259L258 94V92ZM0 92H1V89H0ZM19 92V93H18ZM71 92V94H70V96L71 95H73V94H75L76 95V99H75V102L74 103H70V102H72V101H70L69 102V100L71 99L72 100V96H71V98H68V102H67V100H66V98L67 97H70V96H67V94H69ZM113 92L114 93H116V94H114L113 95ZM150 92V93H149ZM161 92V93H160ZM181 92H184V93H181ZM202 92V95L200 94ZM204 92H206V93H204ZM263 92V93H262ZM13 93V90H12V92L10 93V94H12ZM49 93V94H48ZM53 93H54V95H53ZM95 95H96V91H94L93 92ZM98 93H97V95H98ZM149 93V94H148ZM151 93H157V94H154V95H156V97H153L152 98V96H151V98H147V96L149 97L150 95H152ZM162 93H164L165 95H169L167 98L164 96L163 97V95L164 94H162ZM178 93V94H177ZM48 94V95H47ZM52 94V95H51ZM59 94V93H58ZM119 94V95H118ZM13 95V94H12ZM14 95H15V93H14ZM50 95V97L52 98V100H50V101H48L49 99H51V98H49L48 99V97L47 96H49ZM90 95V94H89ZM91 95L90 96H88L87 95V97H91ZM94 95V96H95ZM118 95V96H117ZM171 95V96H172ZM201 95V96H200ZM210 95H211V97H213V98H215L214 100H213V98H212V101H217V102H220V103H218V105L220 104L221 105V107L222 106H226V108L227 107H230V109H226V108H224V107H222L223 109H226L225 111V114L223 113L224 111H222V110H220L221 109V107H219L218 105H216V103L217 102H215V103H213V104H211L210 102H209V98H210ZM253 95H256L255 97H257V98H260V100L261 99H263V102H262V100L260 101V100H258V99H256V100H258V101H260L259 103H257L256 105H258V107H259V109H261V111L256 107V106H254V110H253V108L251 107V104H247L248 105V107H247V110L245 109V106H244V108H242V109H245L246 111H244L243 112V110L241 109V108H239L240 106H242L241 104L244 102V104H246L245 103V101L246 102H248L249 103V101L250 102H252L251 100V97L253 96ZM123 96V95H122ZM127 96H130L131 98L129 99V97L127 98ZM133 96V97H132ZM138 96V97H137ZM251 96V97H250ZM15 97V96H14ZM43 97V99L45 100L44 102H42V98ZM55 99H54V98ZM141 97H143V98H141ZM157 97H158V99H157ZM182 97V98H181ZM202 97V98H201ZM206 97H208V98H206ZM255 97H254V99L253 100H255ZM16 98V99H17ZM75 98V97H74ZM120 98V99H119ZM154 98H156V100L154 99ZM160 98V99H159ZM162 98H164V99H162ZM206 99V100H203V99ZM253 98V97H252ZM83 101L86 99V96L85 95H83V97L81 98ZM151 99H154V100H151ZM89 100V99H88ZM103 100V101H102ZM105 100V101H104ZM107 100H109V102L107 103ZM110 100H111V103L113 104H111L112 106H110V107H112V109H114V110H112V112L114 111V112H117L118 113V117H119V119L121 118V121H120V126H119V124L117 125V123H119V122H116V124H112V126H116V127H112V126H109L112 122H114V121H110L111 119H116V113H115V115L114 114H110L111 113V111H110V108H109V103H110ZM122 100V101H121ZM138 100V101H137ZM253 101V102H257V101ZM1 101V100H0ZM6 101H9L8 103H5ZM55 101H58V103H55ZM60 101H63V102H67L66 104L64 103V106L62 107H57V104H59V105H62V103L63 102H60ZM82 101V104H84V103H88V102H83ZM86 101V100H85ZM125 101V103H123ZM207 102V104H206V102ZM210 101H211V99H210ZM40 102V103H39ZM50 102V103H49ZM60 102V103H59ZM102 102H103V104H102ZM139 103V105L141 104V105H143V106H138L137 104ZM172 104H171V103ZM191 102L192 103H195V105H199V107L200 106H202L203 107V105H204V107L202 108V109H200L198 106L196 107H193L194 106V104H191ZM5 103V104H4ZM38 103V104H37ZM52 103V104H51ZM68 103H70V105L68 104ZM135 103H136V105L137 106H135ZM149 103V104H148ZM190 103V104H189ZM263 103V104H262ZM35 104V105H34ZM69 106H68V105ZM89 104H90V101H89ZM188 104L190 105V107H188ZM211 104V105H210ZM238 106L237 104H239V107H238V109H236L237 107H235V111H234V107L233 106ZM26 105V106H25ZM53 105V106H52ZM67 105V106H66ZM81 105V104H80ZM87 105V104H86ZM91 105H88V106H91ZM100 105V106H99ZM103 105V106H102ZM120 105V106H119ZM134 105V106H133ZM177 107H176V106ZM187 105V106H186ZM193 105V106H192ZM207 105V107H205ZM52 106V107H51ZM97 106V108H99V109H96L95 107ZM99 106V107H98ZM128 106V107H127ZM131 106H133V107H131ZM182 109H180L179 107ZM191 106H192V108H191ZM51 107V108H50ZM132 108V109H129V108ZM138 107V108H137ZM142 107V109H140ZM187 107V110H184L185 108ZM55 109L54 110V112H55V114H56V112L57 113H59L58 111H60L61 113H59L60 114V118H59V115H57V118H55L56 116H54L53 114H52V112H53V109ZM68 108H70V109H68ZM86 108H87V106H86ZM124 108V110H122V109ZM176 108V109H175ZM179 108V110H177ZM250 108V109H249ZM257 108V109H256ZM263 108V109H262ZM7 109H8V111H7ZM21 109L23 110V111H21ZM33 109V110H32ZM51 111V113H50V111ZM68 109V110H67ZM88 109L89 108H87V111H88ZM156 109H157V111H156ZM190 109V110H189ZM210 111H209V110ZM3 110H4V114L2 113L3 112ZM15 110H14V112H15ZM58 110V111H57ZM70 110V111H69ZM71 110H72V112H71ZM98 110V111H97ZM118 110H120L121 112H122V114L120 113L119 114V112H118ZM131 110V112H129ZM132 110H134V111H132ZM144 110H145V112H144ZM160 110V111H159ZM193 111L192 112V114H191V112H189V111ZM233 110V111H232ZM255 111V115H253L254 114V112H252L251 113V111ZM257 110H259V114H260V116L257 114V116H256V112H257ZM9 111L11 112V114H9ZM48 111H49V113H48ZM135 111L136 112H138V114L140 115V118H139V116L137 115V113H135ZM140 111H141V113H140ZM169 111V113L167 114V112ZM173 111V112H172ZM206 111H207V113L208 114H210V115H206ZM8 112V113H7ZM19 111H17L16 113H17V115H20L19 113H18ZM70 112V114L72 115L71 117V119H73L74 118V121L73 122H75L76 120V123L78 122V120H79V122H80V117L81 118H83L84 119V121L83 122H86V123H83L84 125H82V126H84L83 128V130L82 131H80L81 129L80 128H82L81 126H80V123H77L80 127H78V125L77 124H75V123H73V122H69V120H70V114H68V113ZM77 112H79V113H77ZM84 112V111H83ZM113 112V113H114ZM129 112V113H128ZM154 112V113H153ZM188 112H189V116L188 117H186L185 119H186V121H183L182 119H184V115H188ZM211 112V113H210ZM235 114H234V113ZM249 112H250V114H249ZM263 114H261V113ZM125 113H128L127 114V116H125V119H124V115H125ZM130 113H133V115L135 116V114L137 115V116H135V117H138V118H134L133 116H131V114ZM144 113V114H143ZM148 115H147V114ZM155 113H156V115H155ZM167 114V116H166V118L164 117L166 114ZM171 113V114H170ZM258 113V112H257ZM25 114V115H26ZM30 114V115H29ZM31 114H33L32 116H31ZM49 114V115H48ZM68 114V115H67ZM93 114H95V115H93ZM130 114V115H129ZM145 117V119H144V117L142 116V115ZM146 114V115H145ZM211 114H213V115H211ZM4 115H6V116H4ZM80 115V116H79ZM83 115H85V113L83 114ZM97 115H98V117L100 118L99 119V121H98V117H97ZM110 115V116H109ZM115 116V118H114V116ZM123 116V119H122V117H120V116ZM128 115L130 116V118L128 117ZM153 116V117H150V116ZM154 115L155 116H158V117H154ZM169 115H171V116H169ZM174 115H182L181 117H182V119H178L177 117L178 116H175V117H173ZM239 115H241L240 117H239ZM243 115H245V117L247 118V121H246V119L244 120V118H243ZM262 115V116H261ZM16 116V115H15ZM29 116H31L32 118H34L35 117V119L32 121V118H30ZM86 115H85V117H87ZM97 118H96V117ZM102 116V117H101ZM112 116V117H111ZM255 116V117H254ZM89 117V116H88ZM106 117V118H105ZM118 117H117V120L116 121H118L119 119H118ZM161 119H160V118ZM167 117H168V119H167ZM169 117H170V121H168L169 120ZM219 117V118H218ZM237 117H239V119L237 118ZM248 117H250L252 120H253V122H252V120L251 119H249L248 120ZM261 117V118H260ZM5 118V119H6ZM16 118V119H15ZM19 118V119H18ZM25 118H27V119H25ZM29 118H30V120H29ZM53 118H55V119H53ZM69 118V119H68ZM75 118H77L76 120H75ZM96 118V119H95ZM110 118V119H109ZM127 118V119H126ZM152 118V121H153V123H155V122H159V123H155L154 125H155V127H153V125H151L150 126V124L152 123L151 122V120H149V119H151ZM163 118H165V119H163ZM171 118H172V120L173 121H178L179 120V122L176 124L175 122H173L172 120H171ZM179 118H180V116H179ZM189 118V119H188ZM216 118H218L217 120H216ZM229 118H231V119H229ZM258 119V120H256V121H254V119ZM260 118V119H259ZM4 119V120H5ZM62 121H61V120ZM82 119V120H83ZM88 119H91V116H90V118H88ZM107 119V120H106ZM109 119V120H108ZM142 121H141V120ZM176 119V120H175ZM178 119V120H177ZM26 120H29L28 122L26 121ZM54 120H55V123H57L58 124V126H57V124L55 125V128H54V125H53V123H54ZM63 120H66L67 122H66V124L68 123V125L67 126H65L66 124H64L65 122L63 121ZM104 120V121H103ZM145 120H147V122H144L143 124L141 123V122H143V121H145ZM149 120V121H148ZM156 120V121H155ZM158 120V121H157ZM217 122H219V120L220 121H222L221 122V124H222V126H220L221 124L220 123H217ZM228 120H229V123H228ZM244 120V121H243ZM30 121H32V122H35V124L33 125L32 124V122H30ZM102 123V122H104L105 123V127H103L102 129L101 128H99V127H101L102 125L100 124L99 125V123ZM102 121V122H101ZM107 121H110V122H107ZM123 121V123H124V125L125 126H127L128 125V127H129V124L131 123V122H134L135 124L137 123V122H139L138 124H134L135 125V127H133V125L132 126H130V128L129 129H133V131H134V133H133V131H130L129 130V133L130 132H132V134H129V133H127V130L126 131H124V130H122V128L124 127V125H122V122ZM155 121V122H154ZM224 121V122H223ZM263 121L264 120H262L261 122H262V124H264L263 123ZM0 122H3V124L4 123H6V122H8L7 120H5V122L4 121H1L0 120ZM61 122V123H60ZM97 122V123H96ZM130 122V123H129ZM150 124H149V123ZM184 122H186V123H184ZM227 122V123H226ZM253 123V125L255 124V123H259V124H255V127L254 128H256L255 130L256 131H253V129L251 128V124ZM8 123H10V122H8ZM81 123V124H82ZM96 123V124H95ZM214 123H217L219 126H216V127H220V128H213L212 129V127H213V125L215 126L216 124H214ZM226 123V124H225ZM246 123H248V124H246ZM251 123V124H250ZM1 124L2 123H0V126H1ZM93 124H94V126H93ZM185 124H187V125H185ZM225 124V125H224ZM33 125V126H32ZM96 125V126H95ZM140 125L143 127H140ZM224 125V126H223ZM233 125H239V126H242V127H244V125L246 126L245 128H243V129H239L238 130V128H239V126L237 127H235V126H233ZM252 125V126H253ZM256 125H261L260 127L259 126H256ZM3 126V127H4ZM57 126V127H56ZM69 126V127H68ZM86 126H89V125H86ZM99 126V127H98ZM118 126L120 127L119 129H116V128H118ZM138 126V127H137ZM227 127V130H225L224 129V127ZM16 127V128H15ZM26 128H27V126H25ZM43 127H45V126H43ZM43 127H42V130L41 129H39V131H43ZM63 127V126H62ZM151 127V128H150ZM247 127H250V128H247ZM18 128V129H17ZM27 128V129H28ZM46 128H44L45 129V131L47 130ZM94 128V129H93ZM99 128V129H98ZM105 128V129H104ZM106 128L108 129V132H106L105 130H106ZM126 128V127H125ZM125 128H123V129H125ZM134 128H136V129H134ZM258 128H260V129H258ZM2 129V128H1ZM17 129V130H16ZM28 129V130H29ZM50 129V130H49ZM78 131H77V130ZM93 131H92V130ZM149 129H151L152 130V132L153 133H150V131H149ZM257 129L258 130H260V131H257ZM25 131V129H23L22 131L24 132L25 131V133L26 132H29V134H31V132L30 131H32L33 129H31V130H29V131ZM84 130L86 131L85 133H84ZM88 130V131H87ZM98 130H101V132L103 131V133L104 132H106V135L107 134H111L112 136V139H109L110 137L108 136H106V138H105V136L104 137H101V136H103V135H101L100 134V132L98 131ZM121 130L123 131V133H124V136L122 135L123 133H120L121 132ZM137 130H138V132H140V133H136L137 132ZM242 130V131H241ZM3 131L4 130H1L0 131V133L2 132L3 133ZM6 131H4V132H6ZM38 131V132H39ZM65 131V132H66ZM73 131V132H72ZM76 131V132H75ZM149 131V133H150V135L151 136H148L149 134H145V133H147ZM222 131H225L226 133H225V135L226 136H232V137H230V139H228V137H226L228 140H229V145H226L227 144V142H226V144H222L224 147H222V148H224L223 150H224V152L226 153L227 151L228 152H230V151H232V153H228L229 154V156L227 157V156H221V157H219V158H217L218 157V155H223L224 154V152L222 151V148H221V146L219 147V145H217L218 146V148H219V150H218V148L217 149H214V148H216L214 145V143L212 144V143H208L207 145H208V148H210V146H211V144L214 146L213 147V149L212 148H210L209 150H206L205 149V147H206V144L204 145L203 143H204V141H205V139L206 138H209V140H215V138H216V136H218L219 134H221L222 133ZM9 132H11V133H9ZM23 132H22V137H23ZM41 132H39L38 133V135L40 134H42ZM79 132H81V133H79ZM126 132V133H125ZM191 132H193V138H191L192 136H191ZM1 133V134H2ZM18 135H17V134ZM34 134H37V131H35L34 130V132H33ZM33 133H32V135H29V134H25V135H27L28 137H30L31 136V138L32 137H34L33 136ZM48 133H50V132H48ZM47 133V134H48ZM101 135H99V134ZM197 133V134H196ZM0 134V135H1ZM10 134V135H9ZM44 134H45V132H44ZM47 134H46V136H47ZM51 134V133H50ZM79 134V135H78ZM95 134H96V132H95ZM95 134H94V136H95ZM139 134H141V135H139ZM181 135V136H179V135ZM2 135V137H4ZM75 135H77V138H76V140H75V138L73 137V136H75ZM81 135V136H80ZM105 135V134H104ZM117 136V141H122V139H123V143L121 142L120 144L116 141V139H114L113 137L114 136ZM119 135V136H118ZM134 138V136H135V138H134V140H133V142H132V140L131 139H133L131 136ZM224 135V136H225ZM36 136V135H35ZM45 136V135H44ZM50 136V135H49ZM49 136H47V137H49ZM62 136H63V134H62ZM78 136H80V137H78ZM160 136V137H159ZM1 137V138H2ZM15 137V138H16ZM39 137V136H38ZM42 137H43V134H42ZM41 137V140H42V142H43V140L45 141L46 139H44V138H42ZM59 137V138H58ZM68 137V138H67ZM74 139H73V138ZM86 137V138H85ZM119 137L120 138H122V139H120L119 140ZM130 137V138H129ZM181 137V138H180ZM236 137V138H235ZM24 138V140H23V142L27 139L26 137H23ZM26 138V139H25ZM35 138V137H34ZM60 139L58 142H57V140L58 139ZM157 138V139H156ZM201 138H203V140L201 139ZM235 138V139H234ZM238 138V139H237ZM22 139V138H21ZM36 139V138H35ZM38 140H40V137L39 138H37ZM36 139V140H37ZM49 139V138H48ZM57 139V140H56ZM142 139V140H141ZM234 139V140H233ZM8 140V142H6ZM31 140V141H30ZM40 140V141H41ZM73 140H75L74 142H72ZM105 140H107V141H105ZM157 140V141H158ZM177 140V141H176ZM203 142H202V141ZM254 140H256V144H255V141ZM1 141V140H0ZM15 141V140H14ZM48 141V142H49ZM54 141H56V142H54ZM176 141V142H175ZM183 141H184V139H183ZM198 141V142H197ZM235 141V143H232V142H234ZM238 143H237V142ZM2 142H0V143H2ZM16 142H15V144H16ZM35 142H36V144H35ZM59 142H61V145H64V146H60V145H58L59 144ZM85 142V145L83 146V143ZM95 142L96 143H100V145H96L95 144ZM253 142H254V144H253ZM7 143H9V144H7ZM34 144H32V145H34L33 147H36V146H38V142L37 141H34L33 142ZM46 143V142H45ZM53 143H52V146H54L53 145ZM192 143V144H193ZM201 143L203 144V147H201L200 145H201ZM257 143H258V145H257ZM43 144H44V142H43ZM72 144H74V146H73V149H74V151H73V149L70 151V149L72 148ZM118 144H119V147H120V145L122 146V148H123V150H122V148L121 149H119V147H118ZM135 144L133 145V146H135ZM144 144H145V146L146 147H148V148H144L145 146H144ZM166 144H167V146H168V148H165V146H166ZM185 144V143H184ZM210 144V145H209ZM236 144H240V145H236ZM2 145H5V144H3L2 143ZM1 145V146H2ZM17 145V144H16ZM36 145V146H35ZM90 145V146H91ZM138 145V146H139ZM176 145V146H175ZM183 145V143L181 144V147H184V145ZM243 145L244 146H246V148L245 149H243L244 147H243ZM58 146V147H57ZM99 146H101L100 148H98ZM130 146H129V150L131 149L130 148ZM133 146H131V147H133ZM141 146V145H140ZM160 146V147H159ZM186 146V145H185ZM239 146V147H238ZM257 146H259V147H257ZM4 147V149H6V150H9V146H7V148H5L6 146H3ZM3 147H0V148H3ZM23 147V148H22ZM127 148H128V146H126ZM175 148V149H172V148ZM200 147V148H199ZM212 147V146H211ZM240 147H242V148H240ZM250 147V151L251 150H253V153L254 154H252V156L253 155H257L258 156V159H256L255 160V157H250V151H249V153H248V156H246L245 155V153L246 152H243L242 153V151L243 150H246L247 148H249ZM37 148V147H36ZM36 148H32V149H36ZM40 148V149H39ZM105 148V147H104ZM207 148V147H206ZM207 148V149H208ZM90 149V148H89ZM107 149V148H106ZM114 149V150H113ZM136 149H134V150H136ZM170 149V150H169ZM185 149V148H184ZM184 149L182 150V148H181V150L180 151H184ZM205 151V153L203 152V150ZM221 149V150H220ZM226 149V150H225ZM43 150V152H45ZM68 150L66 151V152H68ZM133 150V149H132ZM133 150V152L135 153V151ZM154 150H152V151H154ZM172 150V151H171ZM187 150V149H186ZM201 150V151H200ZM213 150V151H212ZM240 151V152H238V151ZM4 150L2 149L1 150V152H2V156L4 157V159L6 158V156H4V153L6 152V151H4ZM89 151V150H88ZM92 151V152H93ZM102 151V150H101ZM104 151V150H103ZM118 151V152H117ZM138 151V150H137ZM169 151H171V152H169ZM200 151V152H199ZM208 151L210 152V153H208ZM233 151H235V152H233ZM10 152V151H9ZM12 152V151H11ZM10 152V153H11ZM19 154H18V153ZM82 152V151H81ZM130 152V151H129ZM203 152V153H202ZM214 152H218L217 153V155L215 156V154L216 153H214ZM220 152H223V153H220ZM7 153V152H6ZM27 153V154H26ZM38 153V154H37ZM104 153V154H103ZM124 153V154H123ZM206 153H207V155H206ZM212 153H214L213 155L216 157V158H214V156L212 155ZM233 153H235L236 155V157H234V158H237V159H235L236 160V163H235V160H233V159H228V158H230V156H234L233 155ZM238 153V154H237ZM240 153V154H239ZM252 153V152H251ZM12 154H11V156H12ZM32 154V155H31ZM41 154V153H40ZM43 154V153H42ZM64 154H65V152H64ZM116 154V155H117ZM140 154H143V153H140ZM200 154H202V156L201 157H199L198 159L200 160V158L201 159H203L204 158V161L205 162H207V163H205V165H204V169H206V167L205 166H209L208 164L210 163H208V161H209V158H211V157H213V159L211 160L210 159V161L211 162H213V161H215L214 163H216V165H218V163L216 162L218 159H223V158H225V157H227V161L225 160V159H223V160H225V162L224 163H221V164H223L222 165V167H223V170H225L228 166L230 167V169H231V171L229 170V168L228 169H226L227 171L229 170V175H228V173H227V177H225V175H223V173H224V171H223V173L222 172H220L225 178H222L221 177V174L220 173H218V171H219V169H218V167L216 166V168L218 169V171L217 172H215L216 171V168H215V166L213 165V166H209L208 168H209V172H210V169L212 168V167H214V169H215V171H214V169L212 168V170L215 172H213L212 170H211V173L209 174V176H212V178L214 179L216 176V178L214 179V181H212V178L211 177H209V176H207L206 174L207 173H209V172H207V173H205L206 171H208V168H207V170H205L204 172H203V170L204 169H202L201 170V168L199 169V168H197V170L195 169V167H194V169L192 170V168H193V166H196L197 167V165H194V164H196V162H195V160H197L196 159V157L197 156H200ZM242 154H244L246 157L244 158V159H249V160H252V162L250 161V163H247V166H249L250 165V167L252 166V163H254L255 161H256V164H255V166L253 165V167H255V168H257V165H258V171H256L255 170V168L253 169H251L250 167H248V169L247 170H249V175H247L248 174V171L246 170V165H245V163L246 162H249V160L248 161H246V160H241V155ZM250 154V155H249ZM5 155H7V154H5ZM9 155V154H8ZM38 155V156H37ZM49 155V156H48ZM51 155V156H50ZM75 155V154H74ZM79 155V154H78ZM175 155V156H174ZM186 155V156H185ZM208 155H210V157L208 156ZM225 155V154H224ZM227 155V154H226ZM259 155H260V157H259ZM0 156H1V153H0ZM9 157L10 158V160L12 161V157ZM25 156V157H24ZM79 156V157H80ZM96 156V155H95ZM108 156V157H109ZM112 156H114V155H112ZM138 156V155H137ZM140 156V155H139ZM171 156V155H170ZM169 156V157H170ZM174 156V157H173ZM209 157V158H207V157ZM243 156V155H242ZM2 157V158H3ZM55 157V156H54ZM66 157H67V155H66ZM74 156H72V158H73ZM78 156H76V159H78L77 158ZM81 157H80V159H81ZM105 157V158H104ZM128 157V158H129ZM141 158H143V156H140ZM176 157V158H175ZM177 157L179 158V159H177ZM203 157V158H202ZM248 157V158H247ZM34 158V159H33ZM109 158H111V156L109 157ZM126 157H124V159L123 160H126L125 159ZM129 158V159H130ZM146 158H143L144 160H146ZM155 158H156V160H155ZM174 158H175V161H174ZM191 159V160H189V159ZM194 158V159H193ZM233 158V157H232ZM239 158V159H238ZM242 158V159H243ZM254 158V159H253ZM39 159H41V161L39 160ZM45 159H43V161H45ZM60 159H61V161H60ZM75 158H74V160H76ZM79 159V160H80ZM107 159V158H106ZM138 160H139V162H140V160H143V159H140V158H137ZM176 159H177V161H176ZM39 160V161H38ZM82 160V159H81ZM110 160V159H109ZM130 160V161H131ZM143 160V161H144ZM146 160V162L148 163V161ZM155 161V162H153V161ZM182 160V161H181ZM231 160H233V161H231ZM238 160H239V162H238ZM241 160V161H240ZM8 161V160H7ZM16 161V162H17ZM48 161H49V163H48ZM53 161H54V159H53ZM69 161V162H68ZM73 161V160H72ZM72 161H71V164H73V163H75V162H73L72 163ZM104 161V160H103ZM143 161H141V162H143ZM158 161V162H157ZM190 161V162H189ZM204 161H198L199 162V164H200V167H202L203 166V163H204ZM222 161V160H221ZM244 161H246L245 163H243ZM0 162H1V160H0ZM10 162V161H9ZM8 162V163H9ZM34 162V163H35ZM39 162H42V163H39ZM77 162V161H76ZM137 162V161H136ZM145 162V163H146ZM156 162L159 164V167H157L156 168ZM195 162V163H194ZM197 162V163H198ZM219 162H220V160H219ZM14 163V162H13ZM64 163V162H63ZM81 163V164H80ZM120 163V164H121ZM135 163V162H134ZM144 163V164H145ZM147 163H146V165H144L143 166V164H142V166H143V169H145V170H142V171H145V172H147L146 170H148L147 169ZM154 165H153V164ZM191 163H193V165L191 164ZM239 163H240V165H239ZM262 164L261 165H263L264 166V161L263 162H261ZM2 164H0V166L2 165ZM24 164V163H23ZM49 164V165H48ZM118 163H116L114 166H116ZM120 164H118V165H120ZM135 164H137V163H135ZM134 164V165H135ZM165 164V163H164ZM163 164V165H164ZM166 164H168V162H166ZM179 164H177V165H179ZM207 164V165H206ZM211 164V163H210ZM213 164V163H212ZM211 164V165H212ZM238 164V165H237ZM245 165V167L244 166H241V165ZM5 165H6V167H5ZM47 165H48V170L50 169V171H48L47 170V168H46V170L48 171V172H52L51 174L50 173H48V174H50V176L49 177H47V175L45 174L44 176L42 175V174H39L38 175V173L41 171V167H47ZM57 165V166H56ZM93 165H94V168H93ZM152 165V166H151ZM169 165H171L170 164V162H169ZM176 164L175 165H171L172 167L170 168V167H168V168H164V170H166V173L165 172H163L164 174H167V173H169L168 171H170L171 172V169H173L172 170V172L171 173H173L174 172V168L173 167H176L177 166ZM186 165H188V167H189V165L191 166L192 165V167H187ZM12 166V167H11ZM28 166H30L29 164H28ZM40 166V169L38 170L37 169V171L35 170L36 168H38ZM50 166V167H49ZM80 166V168H78ZM127 166V167H126ZM132 166H133V164H132ZM158 166V165H157ZM185 166V167H184ZM220 166V165H219ZM224 166H225V168H224ZM241 166V167H240ZM9 167H10V170H9ZM31 167V166H30ZM52 167V168H51ZM67 167V168H66ZM82 167V168H81ZM87 167V168H88ZM160 167H163V168H160ZM179 167H181V166H179ZM1 168V167H0ZM63 169L61 172L62 173H60V174H56V172H57V169H58V171H60L61 169ZM113 168V167H112ZM119 168V167H118ZM125 168V169H124ZM158 168H160L161 169V171H156V169L158 170ZM170 168V169H169ZM178 167H176V169H177ZM186 168H188V169H186ZM52 169L54 170V172L52 171ZM60 169V170H59ZM82 169V170H81ZM89 169V168H88ZM92 169H94V170H92ZM101 169V170H102ZM167 169H168V171H167ZM221 169L222 168H220V171H221ZM27 170H29V172H31V174H30V178L34 175L35 177H34V181H32V179H30L29 178V180H27V178H28V175H27ZM43 170V169H42ZM67 170L69 171L68 173H70L71 174V172H72V174L73 175H70V176H67L66 175V177H68V179L69 180H82V179H84V182H85V184L83 183H80L81 185H82V188H81V185H79V184H77V186H76V183H72V184H70L69 185V183L68 182H66L67 180L65 179V181H63V182H60V181H58L61 185L60 186H62V188H61V191H59L60 192V194L59 195H56L57 196V198H59L58 199V201L60 202V198H61V196L62 195H65L66 194V197L68 196L69 198H70V196H71V198H76V199H73L74 200V202H73V204H75V207L76 208H74L73 207V204L72 205H69L70 203H68L69 202V199H68V201H67V205H69V210H71V211H69V214H63L62 215V213H59V212H57L56 211V208H55V206L56 205H58V202L56 203L55 201V203L52 201L53 199H51L52 197L54 198V200H55V197L53 196V194L55 195V193L56 192H58V189L59 188H57V186H59V184H58V182L56 181L57 179H58V177L59 176H61V175H63V173L65 172V174L67 173ZM118 170V169H117ZM135 170H137V172L139 171V173H137ZM225 170V171H226ZM255 170V172L253 173V171ZM84 171H85V169H84ZM99 171V172H98ZM98 171H97V173H95V175L97 176L100 172H102V171H100L99 169H98ZM108 171V172H107ZM127 171H125L126 173H127ZM152 171V172H151ZM178 171H175L174 173L175 174H177L178 175ZM191 171V172H190ZM251 171V172H250ZM262 171V172H261ZM11 172V171H10ZM90 172V173H89ZM110 172V173H109ZM177 172V173H176ZM201 172V173H200ZM32 173H33V175H32ZM46 173V172H45ZM56 174V176H58L57 177V179H56V176H54V174ZM75 173H77V174H80L81 173V175L82 176H80L79 177V175L77 176V174L76 175H74ZM125 173V174H126ZM133 173L135 174V175H133ZM163 173H161V174H163ZM171 173H169V174H171ZM179 173V174H180ZM183 173V172H182ZM193 173V174H192ZM204 173H205V175H204ZM214 173V174H213ZM232 173H235V174H232ZM12 174V175H11ZM65 174H64V176H65ZM86 174H88V175H86ZM90 174V175H89ZM103 174V173H102ZM110 174V175H109ZM212 174V175H211ZM232 174V175H231ZM260 174V175H259ZM11 175V176H10ZM20 175V176H19ZM36 175H38V177L36 176ZM84 175H86V176H84ZM100 175V174H99ZM192 175L194 176V177H192ZM204 175V176H203ZM216 175V176H215ZM237 175V176H236ZM64 176H62V177H64ZM73 176V177H72ZM75 176H77V178L75 177ZM108 176L107 175H105L104 177H106L107 179H108ZM166 176V175H165ZM164 175H162V177H164V179H166V180H171V179H169L170 177H169V175H167L166 177L168 178H166ZM171 176V175H170ZM181 176V177H180ZM206 176V177H205ZM230 176V177H229ZM248 176V177H247ZM26 177V178H25ZM47 177L48 179H53L54 181H52L51 182V179L50 180H48V179H46L45 180V178ZM70 177V178H69ZM103 177V175H101V176H98V178L100 179V178H102ZM117 177H115V179L117 178ZM188 177H191L190 179L188 178ZM233 177H235V180H237L238 178V180H240V179H242V181H238V183H234V182H232V181H229V180H233L234 178ZM247 177V178H246ZM252 177H254V178H252ZM37 178H38V180H39V182H38V180H37ZM60 178V180H61V177H59ZM65 178V177H64ZM64 178L62 179V180H64ZM206 178H209V180L208 179H206ZM218 178V179H217ZM221 178V179H220ZM230 178H233V179H230ZM249 178V179H248ZM252 178V179H251ZM26 179V180H25ZM37 181H36V180ZM99 179H97L98 181H99ZM163 179V180H164ZM210 179H211V183H210ZM219 179H220V181H219ZM61 180V181H62ZM101 181H103V180H105V178H102V179H100ZM112 181H113V178L111 179ZM137 180H139V181H137ZM142 180V181H143ZM215 180H218V181H215ZM225 180H228V181H225ZM250 180V182L251 181H253V180H255V181H253L252 183H250V182H248ZM258 180V181H259ZM7 181V182H6ZM24 181V182H23ZM48 181H50L49 183H48ZM75 181V182H76ZM91 181V182H90ZM106 181V180H105ZM142 181H141V183H142ZM257 181V182H258ZM32 182L34 183L33 185H32ZM36 182V183H35ZM53 182L55 183V184H53ZM57 182V183H56ZM91 183V186H92V184H94V183H96V184H94V185H96L95 186V188L96 189H94V191H93V189L92 190H88V189H86L88 186H86V185H89L90 183ZM100 182V181H99ZM111 182V181H110ZM116 182V183H117ZM123 182V181H122ZM134 182V183H135ZM144 182V181H143ZM151 182V183H150ZM215 182V183H214ZM217 182V183H216ZM230 182V183H229ZM245 182V183H244ZM247 182L248 183H250V184H252L251 186H255L254 187V189H252V188H250L249 187V185H247ZM23 183V184H22ZM37 183H39L38 185H37V188H38V186L40 185V189L43 187L42 185H48V187L47 188H49L50 187V185H51V187L49 188V189H47V190H49V192L51 191V189H53L51 192H50V196H49V194H48V191H46V189H45V191H43V192H45V194L47 193V197H46V195H44V197H46L45 199H43L44 201L47 199V201H45V203L44 202H41V200L39 199L38 200V198H40V196H38V194H37V196H36V193L38 192L39 193V189L38 190H36V184ZM45 183V184H44ZM77 183H79V182H77ZM108 183V182H107ZM128 182H125V184H127ZM220 184V187H219V184ZM227 183H229V185L227 186L226 184ZM244 184V186H242L243 184ZM4 184V185H3ZM57 184V185H56ZM111 184H113V183H111ZM199 184H200V186L201 187H199ZM209 184V185H208ZM215 184V185H214ZM217 184V185H216ZM233 185V187H232V185ZM242 184V185H241ZM255 184V185H254ZM2 185H3V187H2ZM55 185H56V188H55ZM93 185V186H94ZM102 185V186H103ZM113 185H115V184H113ZM113 185H111V187L113 188ZM122 185H123V183H122ZM221 185L224 187V188H228V187H230L229 188V193L231 192V189L233 190L231 193L234 195V194H236L235 196H237L238 197V199L239 200H241L240 198H239V195H243L242 196V200L241 201H243V202H239V201H236V202H234L233 201V198L232 197H234V196H232V194H230V196H229V194H228V190L227 189H224L223 187H221ZM7 186V185H6ZM11 186V185H10ZM14 186H16V187H14ZM54 186V187H53ZM59 186V187H60ZM78 186H80V187H78ZM83 186H85V188L83 187ZM93 186H92V188H93ZM127 186V185H126ZM247 186V187H246ZM20 187V186H19ZM45 187V188H46ZM64 187V188H63ZM100 187H98L99 189H100ZM107 187L108 188H105L104 190H103V188H102V190L103 191H105L106 189L107 190H109V188L113 191V194L112 193H109V192H111V190H109L107 193V195L106 196H104L103 195V193L101 194V192H103V191H101V189L99 190V191H101V192H98L99 193V197H100V199H98L99 197H97V195H96V200L102 205V201H105V203L106 204H104L102 207L103 208H106V206L105 205H107L110 201H111V203H112V199L113 198H115V196H114V189H112L111 187H110V183H109V185H107ZM119 186L117 185L116 186V190H118L117 188H118ZM197 187H199L198 189H202V190H198L197 191ZM205 187V188H204ZM208 187H211V189H207ZM213 187V188H212ZM219 187V188H218ZM244 187H246V188H244ZM8 188L10 189V187L8 186ZM26 188V189H25ZM33 188H35L34 190H36L37 192H35V191H33ZM78 188V190H76V189ZM84 188V189H83ZM88 188H90V186L88 187ZM114 188H115V186H114ZM216 188H218V189H216ZM221 188V189H220ZM249 188H250V190H249ZM62 189H66V190H64V192H65V194H63V192H62ZM91 189V188H90ZM119 189H121V187H119ZM128 189V190H127ZM192 189H193V193H192ZM214 189H216V193H215V191H214ZM249 191H248V190ZM13 190V189H12ZM41 190H44V189H41ZM60 190V189H59ZM190 190V191H189ZM219 190V191H218ZM225 190H227V191H225ZM255 190V191H256ZM9 191V192H8ZM55 191V192H54ZM76 191H78V193L76 192ZM128 191H130V192H128ZM207 191H209V192H207ZM236 192V193H233V192ZM258 191H256V192H258ZM32 192V193H31ZM33 192H35V193H33ZM78 194H76V193ZM96 192V193H97ZM132 192L134 193V194H132ZM173 192V193H172ZM211 192H212V194H211ZM227 192V193H226ZM51 193H52V195H51ZM70 193V194H69ZM95 193V194H96ZM143 193V194H142ZM194 193H196L195 194V196H193L194 195ZM199 193V194H198ZM240 193H242V194H240ZM252 193H253V191H252ZM0 194H1V191H0ZM3 194V193H2ZM33 194H35V195H33ZM44 194V193H43ZM57 194V193H56ZM109 194H112V195H109ZM167 194V195H166ZM17 195V196H16ZM18 195H19V197H18ZM40 195H42V191H41V193H40ZM84 195L86 196V197H84ZM92 195V196H91ZM102 195L104 196V197H102ZM108 195H109V197H108ZM140 195H139V197H140ZM146 195V196H147ZM169 195V196H168ZM170 195H171V197H170ZM172 195H173V197H172ZM201 195H203L204 196V198H203V196H201ZM2 196H6V195H2ZM35 196H36V198H35ZM59 196V197H58ZM164 196V197H163ZM193 198H192V197ZM221 196V197H220ZM240 196V197H241ZM15 197H18V198H15ZM34 197V198H33ZM42 197H43V195H42ZM66 197H64V199L66 198ZM79 197V198H80ZM178 199H177V198ZM197 197L199 198L198 200H197ZM225 197V198H224ZM237 197H236V200H238L237 199ZM256 199H255V198ZM28 198H31V204H33L34 202H32L33 200H35V199H37L38 201L37 202H41V204L42 203H44V204H46L48 201L50 202H48L49 204H51V205H53V204H55V205H53L54 206V208L52 207V209L53 210H55L56 211V215H57V217H56V215H55V213H54V211L52 210V211H49L50 209V207H51V205H48L49 206V208H47L46 206H43L44 204H42L41 206L39 205V207H36L35 205H34V207L36 208V210H38L37 208H41L42 207V209H40V212H39V215H41V216H46V218L45 219H47V217L49 216V213L48 212H53L54 213V215H55V217H54V215L52 216H50L51 218H49L48 217V219L46 220L47 222L49 221V219H51L50 221H55V224H57V222L59 221V218L60 217H64V219H65V216H67V218H68V216H72V215H75L74 217L75 218H77V221H79V220H81L82 219V225H80V228L79 227H77L78 229H80L79 231H77V232H81V233H83V234H81V233H78V236H80L79 234H81V236H83L84 237V240H85V238H87L86 239V241L85 242H89L90 240H91V245H92V247H88V245L90 246V243L88 244L87 243V246H86V244H85V246L86 247H88V248H91V249H93V253H91L92 252V250L91 251H89L90 249H87L86 250V248L84 247L83 249L85 250H83V249H80V244L79 245H77V246H75V244L78 242V240H79V242L78 243H81L80 242V240H82V238L81 237H79L78 238V236H77V232L76 233H74L76 230L74 229L75 227H72V225H70L69 224V222H66L67 221V218L65 219L66 221V223L63 225V223H61L62 225H61V227L60 226H57V227H59V228H57V229H55V231L53 230L54 228H56V225L54 226V225H52V226H49V225H51L53 222H49L48 224L46 223V221H43L44 219H43V217H41V218H39L40 216L38 215L37 216V218H36V213L35 212H37L34 208H33V205H32V207H30V208H32L31 209V211L32 212H29V210L27 209V208H29V206H27V200H28ZM32 198H33V200H32ZM88 198V199H89ZM105 198V199H104ZM112 198V199H111ZM122 198H124V197H122ZM163 198H165V199H163ZM176 200H175V199ZM190 198H192V199H194V201L192 200V199H190ZM203 198V200L201 201V199ZM208 200H211V201H208L207 202V199ZM222 198H224V199H230V200H228V203H230L231 202V204H233V207H232V205L231 204H229V205H227L228 203L226 202V201H222L223 203L225 202V204H221L222 202H221V200H223ZM252 198H254L253 200H252ZM5 199H7V196H6V198ZM63 199V198H62ZM63 199V200H64ZM67 199V198H66ZM108 199V203L106 202V200ZM184 199H186L185 200V202H183L182 200H184ZM218 199V200H217ZM234 199H235V197H234ZM21 200V201H20ZM42 200V201H43ZM51 200V201H50ZM92 199H90V201H91ZM165 200V201H164ZM168 200V201H167ZM179 200H181V202L179 201ZM193 201V203H192V201ZM21 202V206L23 205V207L24 208H22L21 206H19L20 204V202ZM89 200H87V202L85 201V203L87 204V203H90L91 204V202L89 201ZM145 201V202H144ZM161 201H163L164 202V204L166 203V204H168V205H164L163 204V202H161ZM168 203H167V202ZM172 201V202H171ZM175 201V202H174ZM177 201H179L180 203H182V204H179V203H176ZM188 201V202H187ZM197 201V202H196ZM213 201V202H212ZM248 201L249 202H251V203H248ZM258 203H257V202ZM36 202V203H37ZM39 202V203H40ZM53 202V203H52ZM70 202H71V199H70ZM81 202V203H80ZM144 202V203H143ZM158 202H159V204H158ZM171 202V203H170ZM195 202H196V204L198 203H200V202H202L201 204H195ZM212 202V203H211ZM221 202V203H220ZM232 202H234V203H232ZM255 202L257 203V204H255ZM263 202V201H262ZM63 203H65V202H63ZM120 203H122V202H120ZM170 203V204H169ZM183 203H185V205L186 206H184L183 205ZM211 203V204H210ZM220 203V204H219ZM244 203V204H243ZM252 203H254L253 205H254V207H253V205L252 206H250V205H248L247 206V204H252ZM25 204V205H24ZM30 204V205H31ZM38 204V203H37ZM114 204H116L115 206H114ZM124 204V205H125ZM157 204H158V206H157ZM194 204L196 205V208H195V210H193L192 211V209L191 208H194L193 206H194ZM206 204H210V205H212V204H214V205H212V206H210V205H206ZM237 204H239V205H237ZM241 204H243V205H241ZM5 205V206H6ZM47 205V204H46ZM77 205H79V208H78V206ZM88 205V204H87ZM99 205V204H98ZM110 205V204H109ZM122 205V204H121ZM120 205V206H121ZM163 205V206H162ZM174 205H176V206H174ZM180 205L183 207V208H185V207H187L186 209H183V208H181L180 207ZM205 207H204V206ZM216 205H218L217 207H215ZM234 205H236L235 207H237V208H235L234 207ZM1 206V205H0ZM3 206V205H2ZM2 206H1V208H0V212H2ZM18 206V207H17ZM70 206L72 207V209H70ZM105 206V207H104ZM123 206V205H122ZM150 206V207H149ZM160 206H162L161 207V209H159V207ZM178 206H179V208H178ZM190 206V207H189ZM197 206L199 207H201L200 209H202L203 207V209L201 210L202 212H199L198 210H200V209H198V210H196L197 209ZM209 206H210V208H209ZM245 206V207H244ZM250 206V207H249ZM255 206H257L256 208H255ZM14 207V206H13ZM47 208V209H49L48 211H47V209L46 210H43L44 208ZM109 207H111V206H109ZM116 207V208H115ZM145 206H144V209L146 208ZM190 209H189V208ZM207 207V208H206ZM213 207H215L213 210H211ZM232 207V208H231ZM242 208V209H239V208ZM243 207H244V210H243ZM249 207V209L251 210V212L253 211V213L251 214V212H250V210L248 211V210H246L247 208ZM81 208V209H80ZM84 208H85V206H84ZM151 208H153V209H151ZM159 209V210H157L156 212H158V211H160L159 212V214H157L156 212H154L156 209ZM164 208H165V210H164ZM176 208H177V210H176ZM206 208V209H205ZM217 208V209H216ZM229 208L231 209V210H229ZM79 209V210H78ZM182 209V211L181 212H183V213H180V210ZM189 211H191L190 213L188 212V210ZM208 209V210H207ZM237 209H239V210H237ZM260 209V210H259ZM25 210H26V212H29V214H30V216H28L27 215V213L25 212ZM35 210V212H33ZM41 210H43V211H41ZM162 210H163V214L161 213L162 212ZM176 210V211H175ZM205 210H207L206 211V213H208V214H213V216H212V218H214V220L213 219H211V216H209L208 214H206V215H203L204 214V211ZM210 210H211V213H210ZM214 210H218V212L216 213V212H213ZM219 210H221L220 212H219ZM225 210H228L227 212H226V214L224 213L225 212ZM235 210H236V212H235ZM254 210L256 211L255 213H254ZM257 210H259L258 212H257ZM39 211V210H38ZM154 213H153V212ZM174 211V212H173ZM184 211H186V212H188V213H186V214H184L185 212ZM195 211H198L200 214V217H202V219H201V221L202 222H204V220H203V217H205V218H207L208 219V217L207 216H209L210 217V220L212 221L211 222V224H210V222H209V224H207L208 222V220L207 219H205V223L207 224L206 226H204L205 225V223H204V225H203V223L201 224L200 223V219H199V221L197 220V218H198V216L199 215H195V214H193V213H195ZM231 211H233V212H231ZM240 211H244V213H242V212H240ZM250 212V214L248 213L247 215H245V212ZM19 212V213H18ZM22 212V213H21ZM42 212V213H41ZM85 213V211H84V209L82 210V213ZM123 212V213H122ZM230 212H231V214H233L234 215V212L236 213V215H231L230 214ZM238 212V213H237ZM24 214V216L26 217L25 219H22V218H24V217H22L21 219H20V217L22 216H18V217H16V223L14 222L15 221V218H14V215L13 214H15V216L16 215H18V214ZM35 213V214H34ZM41 213V214H40ZM43 213H44V215H43ZM47 213V214H46ZM52 213V214H53ZM83 213V214H84ZM104 213V214H103ZM109 213L110 214H112V217H110V215H109ZM148 215V213H149V215L146 217V216H144V215H146V214ZM157 215H156V214ZM161 213V214H160ZM179 213V214H178ZM222 213H223V215H222ZM259 213V214H258ZM262 213V214H261ZM9 214H10V217L12 218V215H13V218L12 219H10V220H8L10 217H9ZM33 214V215H32ZM71 214V215H70ZM86 214V213H85ZM121 214V215H120ZM122 214H124V215H126V216H124V217H121L122 216ZM151 214H153V215H151ZM172 214V215H171ZM178 214V215H177ZM184 214V216H182ZM188 214V215H187ZM254 214V215H253ZM258 214V215H257ZM34 216V219L35 220H37L38 218H39V220H40V222H36L35 220V224H36V226L34 225V222H32L33 221V218H32V216ZM48 215V216H47ZM87 215V214H86ZM103 215H104V218H102L103 217ZM135 215H137V217L135 216ZM151 215V217H150V219L151 220H153L154 219V216H158V217H160L161 219V221L160 220H156V219H154V220H156L155 222L154 221H152L151 222V220H149V216ZM162 215V216H161ZM174 215V217H172ZM179 215H181V217L179 216ZM189 215H191L192 217L190 218V217H188ZM219 215L220 216H223V219H224V221H227V222H223V219H222V222L223 223H221V220H219L218 221V219H217V216H218V218H219ZM237 215H239V216H237ZM249 215L252 217V219H253V217H254V219H253V222L251 221L252 219H251V217L249 218ZM257 215V218L255 217ZM1 216V215H0ZM1 216V217H2ZM60 216V217H59ZM89 216V215H88ZM106 216H109L107 219H106ZM129 216V217H128ZM153 216V217H152ZM258 216L260 217V216H263L262 218H263V220L260 222V226H259V223H258ZM0 217V218H1ZM9 217V218H8ZM29 217L31 218V219H29ZM52 217H54V218H57L56 220L55 219H52ZM73 216L72 217H70L71 219L70 220H72V218H74ZM91 219H92V217L91 216H89ZM88 217V218H89ZM100 217V218H99ZM114 217V218H113ZM116 217H118V215H116ZM125 217H126V219H125ZM128 217V218H127ZM138 217H140L139 219H138ZM183 217V218H182ZM190 218V219H186V218ZM199 217V218H200ZM238 219V217H241L240 219H236V218ZM244 219H243V218ZM74 218V219H75ZM88 218H85V219H88ZM90 218H89V220H90ZM123 218V219H122ZM144 218V219H143ZM170 218V219H169ZM171 218L173 219V218H177V220H171ZM181 219L182 218V222H180V220L179 219ZM192 218H194V222H197V225H196V223H193V226H195L196 225V229H195V227L193 228V226H192V228L191 229H187L186 227H183V226H186V225H184L186 222H184V221H188V220H190L191 222H192ZM215 218L217 219V221H218V223L221 225V227L219 228L218 226H216V227H213V226H215L214 224H213V222L215 221ZM232 218H234V220L232 219ZM261 218V217H260ZM259 218V219H260ZM20 219V220H19ZM29 220V221H27V223H26V220ZM42 219V220H41ZM99 219H100V221H99ZM110 220V219H113L112 221H114L115 220V222H113V224H111L112 222H110V221H107V220ZM122 219V220H121ZM164 219V220H163ZM236 219V220H235ZM241 219H243V220H245V221H243L245 224L247 223V224H249L248 226H247V224L246 225H244V223L242 222V221H240ZM256 219H257V222H256V224H255V221H256ZM24 220V222L25 223H23L22 221ZM60 220H61V218H60ZM101 220H102V223H103V226H102V224H101ZM124 220H128L127 221V223L129 224V227L128 228H126V229H122L121 230V228H120V226H121V224L123 223V222H125ZM179 220V221H178ZM184 220V221H183ZM195 220H197V221H195ZM233 220V223L232 224H230V222ZM6 221H8V223L6 222ZM22 223H21V222ZM41 221H43V223H41ZM64 221V220H63ZM69 221V220H68ZM74 221V220H73ZM77 221H75L76 223H80V222H77ZM91 221V220H90ZM98 221H99V223H98ZM105 221H107L106 223H105ZM119 221H121V222H119ZM123 221V222H122ZM149 221V222H148ZM171 223H170V222ZM175 221H176V223H175ZM177 221H178V223H177ZM190 221H188V223L190 222ZM217 221H215L214 223H216V225H218V223H217ZM234 221H236V225H235V222ZM15 224H14V223ZM61 222V221H60ZM60 222H59V224H60ZM117 222H119V224H117ZM150 222L152 223V225L150 224ZM184 222V223H183ZM191 222L189 223V225L188 226H191L192 224H191ZM240 222H242L241 224H240ZM29 223H31V224H29ZM33 223V224H32ZM39 223H41L42 225L44 224V223H46L47 224V226H49L48 227V229H47V227H45V225L43 226V227H39V228H37L38 227V224ZM68 223V224H67ZM86 223L88 224V221L86 220ZM108 223H110V226H109V228H106L107 226H108ZM134 223V224H133ZM142 223H145L146 225H147V227L146 226H144L143 228H146V230L147 229H149V228H151V230L149 231V232H151L152 231V234H151V238H150V236H149V234H147L149 237H146V234L145 235H143L144 233H143V229H142V235H140L141 237H135V236H137V234H140V232L141 231H139V230H141V228H142ZM155 223H157V226H155L156 224ZM173 223H174V225H173ZM199 223H200V225H199ZM229 223V224H228ZM238 223V224H237ZM41 224H39V226L41 225ZM89 224V225H90ZM153 224H154V228H152L153 227ZM178 225L177 227L179 228V226H180V229L183 231V232H185V231H187V230H189V231H187L186 233H188L189 232V236H188V234H186V236H188V238L186 239V240H182L181 239V242H180V238L178 239V237H176V239H178L177 241H179L180 242V247H179V244L177 243V241H176V239H175V237L174 236H171V234H173L174 235V233L175 232H179L180 231V229H178L177 227H175V225ZM183 224V226H181ZM213 224V226H209V225H212ZM250 224H255V225H250ZM257 224H258V226H257ZM12 225V226H11ZM105 225H107V226H105ZM133 225V226H132ZM149 225H151V226H149ZM171 225H173V228L175 227V229H172V226ZM202 225V226H201ZM224 225H228L227 226V228L224 226ZM230 225V226H229ZM231 225H233V227H232V229L234 228V226H235V229L236 228H239V226H240V228H239V230L240 229H242V230H233L234 231V233H232L233 231H231L232 229H231ZM239 225V226H238ZM14 226V227H13ZM53 226H54V228H53ZM65 226V228L68 230V231H66L65 230V228H63ZM76 226H77V224H76ZM105 226V227H104ZM117 226H119V228L117 229V232H115V228H117ZM135 226V227H134ZM139 226H141V228L139 227ZM208 226H209V229H208ZM243 226V227H242ZM250 227V228H252L253 226H255V227H253L251 230H253L252 231V234L250 235V232H251V230H250V228L248 229V231L246 230V228L247 227ZM13 227V228H12ZM50 227H52L53 229H51ZM73 228V229H71V230H73V231H71V232H73V233H71L70 232V228ZM97 227V228H96ZM111 227L113 228V229H111ZM171 227V228H170ZM207 227V228H206ZM214 228V230L213 231H216V232H214V235H208L207 236V232H209V233H211V232H213L212 231V229L210 230V228ZM246 227V228H245ZM257 227V228H256ZM43 230V231H41V229ZM45 228V229H44ZM62 228L64 229V231H65V233H63L64 231H59L58 229H61L62 230ZM85 228H87V227H85ZM103 228V229H102ZM104 228L107 230V232H106V230H104ZM132 228V229H131ZM137 229L138 231H139V233L135 230H133V229ZM140 228V229H139ZM160 229V231H159V233H158V231H156L157 229ZM190 228V227H189ZM205 228L207 229V231L205 230ZM221 228H222V231H221ZM225 228L227 229V230H225ZM245 228V230L248 232V235H247V233L245 234V233H243L244 231H243V229ZM255 228V229H254ZM260 228H262V229H260ZM13 229V231H12V234H10L9 235V233H11V230ZM40 229V230H39ZM49 231V233H47L48 231ZM95 231H94V230ZM101 229V230H100ZM127 229H129V230H127ZM156 229V230H155ZM187 229V230H186ZM194 229V231H192ZM229 229H230V231H231V233H230V231H229ZM260 229V233H259V230ZM44 230L46 231L44 234L45 235H43V233L42 232H44ZM53 230V231H52ZM93 230V231H92ZM98 230V232L96 233V231ZM113 230V231H112ZM121 230V231H120ZM133 231V233L135 234V236L133 235V233H132V231ZM145 230V233H147V231ZM177 230V231H176ZM190 230H191V232H190ZM200 232V235H199V237H198V234H199V232ZM52 231V232H51ZM100 231H101V233H100ZM104 231V232H103ZM118 231H120V233L118 232ZM125 231H131V233H132V235H127L128 236V238L127 239H129V240H127L128 242H130V240L131 239H133L134 237H135V239L136 238H139L138 240L136 239L135 241H136V243H134L135 241H133V240H131V241H133V242H131L130 244H127V241H125L126 240V234H129V232H127V233H125ZM181 231V232H182ZM195 231H197L198 232V234H197V232H195ZM204 231H206V232H204ZM218 231V232H217ZM223 231H225V236H227V234H229V235H234L235 234V236H237L236 234L238 233H240L239 235H241V237H240V241L242 242L243 241V243H241L240 244V241L238 240V239H236V238H234L233 236H229V238L227 237H225L224 236V234H223ZM227 231V232H226ZM237 231H239V232H237ZM0 232V233H1ZM16 232H18L19 234H17L18 236L21 234V235H26V233L28 234V236H26V237H35V236H39L40 237V240H41V242H40V244H42L43 245V247L42 248H40L39 249V247L37 248H35V247H32V249H30V246H26V242L29 240L28 238H25V237H23L24 239H22V236L21 237H19V238H17V235L16 236H14L15 234H16ZM31 232V233H30ZM62 232V233H61ZM68 232H70V233H68ZM88 232V233H87ZM103 232V233H102ZM106 232V233H105ZM121 232L124 234L125 233V237H123V241L124 242H126V243H124V242H122V239L121 240H119L118 242H114L113 243V237H117V239L119 238L120 239V236L118 235V236H116L118 233L121 235ZM148 232V233H149ZM194 234H193V233ZM237 232V233H236ZM255 234H254V233ZM263 232V236H261L260 237V235H261V233ZM30 233V234H29ZM52 233H54V234H52ZM87 233V234H86ZM90 233V234H89ZM95 233V234H94ZM110 233H114V234H116V235H112V234H110ZM180 233V232H179ZM190 233H192V235L190 234ZM203 233V234H202ZM204 233H205V235H204ZM58 235V237H66V239H68L69 238V240L66 242V240H65V238L64 239H60L61 241H63V242H61L60 240H59V238L57 237L56 238V236L54 237V235ZM76 234V235H75ZM98 234V235H97ZM154 234H155V237H154ZM158 235V237H156L157 235ZM197 234V235H196ZM213 234V233H212ZM217 234H219V235H217ZM223 234V236L221 237V235ZM253 234L255 235L254 236V238L252 237L253 236ZM257 234H259L258 236H257ZM1 235V234H0ZM7 235V236H6ZM30 235H32V236H30ZM34 235V236H33ZM53 237H52V236ZM91 235H94L95 236V238L96 237H98L97 239V242L98 243H100V242H102V243H104V246H107V247H109V248H106V249H109L108 250V252H107V250L103 247V244H101L100 246H98V243L96 242H93L92 243V238L94 239V236H91ZM238 235V236H239ZM243 235L247 238V239H244V240H246V241H244L243 240V238H245V237H243ZM2 236H0V237H2ZM88 236V237H87ZM92 237V238H89V237ZM103 236V237H102ZM108 236V237H107ZM111 236V237H110ZM130 236H132L131 237V239H130ZM144 238H143V237ZM195 236V239L194 238H192V237H194ZM197 236V237H196ZM201 236V237H200ZM9 237V238H8ZM56 238V240H53V239H50V238ZM73 238L72 240L70 239V238ZM74 237H75V239H77V240H74ZM204 237V238H203ZM214 237V238H213ZM223 237H225L224 239H223V241H220ZM232 237V238H231ZM250 237H252V239H253V241H254V239H255V241H256V243H255V241L254 242H252V240H249V238ZM260 239L261 238V240H257L258 238ZM31 238V239H32ZM81 238V239H80ZM110 238H112V239H110ZM122 238V237H121ZM154 238V239H153ZM155 238L157 239L156 241H160V243L159 244H161V245H167V246H169V244H168V242H169V238H174V239H172V240H170L171 242H170V246L169 247H166L167 249L168 248H170V250H171V246H172V252L174 253L175 251H177V252H179L178 254H176L177 255V257L175 258V254L173 255V254H171L170 255V253H172L171 251H170V253L169 252H167V251H169V250H167L166 251V249H165V251H164V253H161V251L159 250V248L157 247H154V244H153V242L152 241H154L155 240ZM158 238H159V240H158ZM192 238V239H191ZM198 238V239H197ZM213 238V239H212ZM230 238H231V242H232V240H233V242L235 241V243L233 244V242L231 243L230 242ZM239 238V237H238ZM19 239V240H18ZM26 239V240H25ZM58 239V240H57ZM116 239V240H117ZM191 239V240H190ZM217 239V240H216ZM227 239V240H226ZM96 239H94L93 241H95ZM99 240H100V242H99ZM112 241V245L110 246V245H107V243L109 244H111V242H108V241ZM139 240H140V243H139ZM141 240H142V242H141ZM150 240H152L151 242H150ZM189 240H190V242L192 241V240H194V241H192L191 243H189ZM225 240V241H224ZM229 240V241H228ZM72 241V243H70ZM120 241H121V244H120ZM138 241V242H137ZM149 241V243L148 244H150V246L152 247V249L148 246V244H147V242ZM163 241V242H162ZM173 241V242H172ZM176 241V242H175ZM226 241H228L227 243H228V245H226ZM239 241V244H237V242ZM15 242H16V244H15ZM47 242H48V245H47ZM53 242H54V246H57V245H59V247L57 246V247H54V246H52V245H50L51 243L53 244ZM250 242H252L253 244H255L254 246L257 248V249H259L260 250V248L262 249V251L260 250V252L259 253H256V251L257 250H255L254 249V246H251V244L252 243H250ZM259 242V244H261L260 245V247H258L259 246V244L257 245V243ZM46 243V246H48V248H46V246H44V244ZM50 243V244H49ZM57 243V244H56ZM95 243V245H93ZM173 243V244H172ZM181 243H183L182 245H181ZM225 243V245H223ZM263 243V244H262ZM56 244V245H55ZM65 244H66V246H65ZM176 244H178L177 246H178V248H177V246H176ZM250 244V245H249ZM41 245V246H42ZM65 246L66 248H65V250H64V246H63V248H61L60 249V246ZM148 246V248H149V252H151V251H153L152 253H156L155 251H154V248H156L157 249V252L158 253H160V255H163L162 257H160V255H156V254H154L155 255V257H158L159 256V259H155L154 257H153V255L150 257V256H148L149 254H147V251L148 250H146V249H148V248H145V247H147ZM156 245V244H155ZM185 245H188L187 247L185 246ZM215 245V246H214ZM222 245H223V247H222ZM231 245V246H230ZM234 247H236L235 249L233 248V246ZM244 245V246H243ZM21 246H24V248H25V246H26V249H25V251L23 250V251H21L22 249H24L23 247H20ZM76 248H75V247ZM83 246V245H82ZM82 246H81V248H82ZM98 246V247H97ZM182 246V247H181ZM185 248H184V247ZM242 247V248H240V247ZM249 246H250V248H249ZM14 247V246H13ZM28 247V248H27ZM50 247V248H49ZM51 247H53V248H51ZM72 247V248H71ZM75 248V250H73L74 248ZM111 247L113 248V249H111ZM140 247V246H139ZM154 247V248H153ZM175 247H176V250H174L175 249ZM232 248V250L235 252V251H237L238 250V248H239V250L237 251L238 253H242V252H245V253H242V254H240L241 256H237L238 255V253L236 254V252L234 253L233 251H231V248ZM253 247V252H252V250L250 251L249 249H251ZM18 248H20L19 250H17ZM120 248H122V249H120ZM126 248V249H125ZM129 248V250H133V249H130ZM174 248V249H173ZM179 248H180V250H179ZM184 248V249H183ZM188 248V249H187ZM230 248V249H229ZM16 249V250H15ZM70 251H69V250ZM106 250L105 252H103V251H100V250ZM145 251H144V250ZM155 249V250H156ZM191 249V250H190ZM227 249V250H226ZM243 249V251L242 252H239L240 250H242ZM64 250V251H63ZM66 250H68L69 252H68V254H66L65 252H67ZM71 250H73V252H71ZM77 250V251H76ZM159 250V251H158ZM174 250V251H173ZM255 250V251H254ZM258 250V251H259ZM1 251V252H2ZM18 251H20L19 253H18ZM29 251H33V253H36L37 254V256H38V258H36L37 256L35 255V256H33V255H31L32 253L31 252H29ZM39 251H40V253L42 254H40L39 253ZM53 251V252H52ZM75 251V252H74ZM78 251H82L81 253H76V252H78ZM109 251L111 252L112 251V254H105V253H109ZM226 251H229L228 253L226 252ZM249 251V252H248ZM257 251V252H258ZM0 252V253H1ZM28 252H29V254H28ZM57 253V254H59L60 256L59 257H61V255H62V253H63V256H64V259L63 258H60L59 259V261L57 260H55V258H57V254H56V257L54 256V254L53 253ZM124 252V253H123ZM215 253V255H214V253ZM224 252H226V254H227V256H225L226 254L224 253ZM262 252V253H261ZM27 253V256L28 257H26V255L25 256H22V255H24V254H26ZM31 253V254H30ZM39 253V254H38ZM50 253H52V255L55 257H53V256H51V255H48V254H50ZM98 253H100L99 255H96V254H98ZM104 253V255H103V257H102V254ZM146 253V254H145ZM223 253H224V255H223ZM230 253H234L233 255H231V256H234V258L233 257H231L230 256ZM65 254V255H64ZM143 254H145V257L143 258ZM219 254V255H218ZM246 254V255H245ZM263 254V257L262 256H260V255H262ZM18 255V256H17ZM22 257L21 259L19 258L20 256ZM30 255H31V257H30ZM41 255V256H40ZM44 255H45V258H44ZM84 255H86L84 258H85V260H84V258H83V256ZM133 255V254H132ZM139 256V258H136V256ZM237 257H241L240 259L239 258H236V256ZM245 255V256H244ZM260 257H259V256ZM17 256V258H19V259H16L15 257ZM40 256V257H39ZM43 256V258H41ZM50 257L51 256V258H49L48 260L46 259V258H48V257ZM62 256V257H63ZM105 256H107V257H105ZM112 256V257H113ZM137 256V257H138ZM146 256H148V257H150L149 259H145V258H147ZM166 257V258H164L163 259V257ZM207 256V257H206ZM228 256H230V257H228ZM245 258H244V257ZM257 256V257H256ZM25 257H26V260H25ZM30 257V258H29ZM105 257V258H104ZM121 257V256H120ZM119 257V258H120ZM154 259H153V258ZM189 257V258H188ZM191 257V258H190ZM197 257V258H196ZM218 257H219V259H218ZM227 257H228V259L229 258H231L232 260H234V261H237V262H232V260L231 259H229V260H227ZM82 258V259H81ZM115 258V257H114ZM118 258V257H117ZM117 258H116V260H117ZM142 258V259H141ZM221 258V259H220ZM260 258V259H259ZM1 259V258H0ZM3 259H4V257H3ZM2 259V260H3ZM16 259V260H15ZM75 259H77V261H75ZM110 259V261L112 262V263H110V261L107 263V261H105V263L106 264H116L115 262H117V261H113L111 258H109ZM136 259V260H135ZM139 259H141V260H139ZM177 259H179V261L177 260ZM216 259V260H215ZM247 259H249V261L247 260ZM262 259V260H261ZM1 260V261H2ZM11 260H9V261H11ZM23 260V262H21ZM64 260H65V262L66 263H63L64 262ZM99 260V261H98ZM164 260V261H163ZM180 260H182V261H180ZM189 260V261H188ZM194 260V261H193ZM208 260V261H207ZM221 260V261H220ZM1 261H0V263H1ZM83 261H85V262H83ZM220 261V262H219ZM226 261V262H225ZM255 261V263H253ZM39 262V263H38ZM118 262V263H119ZM121 262V263H122ZM131 262V263H130ZM149 262V263H150ZM157 262H154L153 264H158ZM225 262V263H224ZM69 263V264H70ZM117 263V264H118ZM121 263H119V264H121ZM167 263V262H166ZM133 264H135V263H133ZM151 264V263H150Z\"/></svg>","mask_w":264,"mask_h":264},{"label":"bare ground","instance_id":"6f19581e","mask_svg":"<svg viewBox=\"0 0 264 264\" xmlns=\"http://www.w3.org/2000/svg\"><path fill=\"white\" fill-rule=\"evenodd\" d=\"M18 1L21 2V1H23V0H18ZM43 1H46V0H43ZM47 1H48V0H47ZM47 1L44 2L43 4H46ZM53 1H54L55 3H58V2H57L58 0H53ZM64 1H66V0H64ZM64 1L59 0V2H62V3H60V4H63V3L65 4ZM81 1L83 2V0H81ZM160 1H162V0H160ZM166 1H169V3H170V0H166ZM181 1H182V0H181ZM184 1H185V0H184ZM191 1H193V0H191ZM204 1H205V0H204ZM19 2L17 3L18 5H19ZM24 2H25L26 5H27V1H24ZM24 2H22L21 4H22V6H24V7L26 8V6L24 5ZM38 2H39V0H36V3H38ZM41 2H42V0H41ZM51 2H52V1H51ZM115 2H118V1H115ZM131 2H132V0H131ZM133 2H134V1H133ZM135 2H136V1H135ZM162 2H163V1H162ZM179 2H180V0H179ZM179 2H178V3H179ZM189 2H190V1H189ZM202 2H203V1H202ZM249 2H250V1H248L247 4H249ZM258 2H259V1H258ZM260 2H261V1H260ZM28 3H29V1H28ZM39 3H40V2H39ZM39 3H38L36 6H39ZM48 3H49V2H48ZM55 3H53L54 5L52 4L53 7L55 6ZM128 3H129V2H128ZM128 3H127V4H128ZM167 3H168V2H167ZM173 3H174V1L171 2L170 5H171V4L174 5V7L177 9V7H178V6L176 5V4H177V1H176V4H175V3L173 4ZM186 3H187V1H186ZM196 3H197V1H196ZM17 4H16V5H17ZM58 4H59V3H58ZM70 4H72L73 6H76V7H77V6H78V7L80 6V4L74 5V3H72V2H71ZM70 4L66 3L65 5H69V8H70ZM134 4H135V3H134ZM206 4H209V3H208V0H207V3H206ZM247 4H245V7L248 9V7L246 6ZM256 4H257V3H256ZM50 5H51V4H50ZM50 5H48L49 8H50ZM65 5H63V6H65ZM128 5H129V7H130V5H132V7H133V6L136 7L137 4H135V5H133V4H128ZM161 5H162V3H161ZM181 5H182V4H181ZM185 5H187V4H184V6H185ZM189 5H190V4H189ZM202 5H203V4H202ZM249 5H250V7H251V4H249ZM259 5H260V4H259ZM11 6H12V4L10 5V7H11ZM13 6H15V5H13ZM22 6L19 5V6H18V9H17V8H14V9H17V11L20 9L19 12H18L19 14L15 13L16 10L13 9V12H14L15 14H17V15H16V16H13V14H12L11 16L9 15V17H8L7 19L11 20L10 18H14V17L16 18L17 16H18V17L16 18V20H17L18 18L20 19V18H21L20 16H22V15L24 14V13H23V14H20V12H22V11L25 12V11L27 10L28 13L26 12L25 14H29L30 11H32V13L34 12V11L32 10V8L29 9V6H28V9H25V8H23ZM43 6H44V5H43ZM45 6H46V5H45ZM57 6H58V5H57ZM61 6H62V5H61ZM84 6H85L86 9H87L88 5H84ZM164 6H165V4H164ZM176 6H177V7H176ZM179 6H180V4H179ZM184 6L182 5L183 8H184ZM191 6H192V5H191ZM197 6H198V3L196 4V7H197ZM207 6H208V5H207ZM233 6H234V5H233ZM21 7H22L23 9H25V11H24V10H21V9H22ZM51 7H52V6H51ZM76 7H74V9L77 10L78 7H77V8H76ZM81 7H83V6H81ZM85 7H84V8H85ZM124 7H126V6H124ZM124 7H122V8H124ZM132 7H131V8H132ZM182 7H181V8H182ZM185 7L187 8L188 5L185 6ZM241 7H242V6H241ZM245 7H243V8H245ZM250 7H249V11H250ZM54 8H55V7H54ZM58 8H59V7H58ZM67 8H68V6L64 9V12H67L68 15H69V12H68V11H71V10L73 11V9L70 8V9L67 10ZM94 8H95V7H94ZM101 8H102V7H100L99 9H101ZM137 8H138V7H137ZM155 8H156V7H155ZM155 8H152V10L155 11ZM157 8H159V7H157ZM166 8H167V7H166ZM172 8H173V7H172ZM175 8L173 9V11L178 13V10L175 11ZM178 8H179V10H180V7H178ZM200 8H201V7L199 6V9H200ZM238 8H239V7H238ZM80 9H81V8L79 7V11H80ZM124 9H128V8H124ZM124 9H123V10H124ZM161 9L163 10V8H161ZM167 9H168V8H167ZM167 9H165L164 11H166ZM187 9H188V8H187ZM187 9H186V11H184L185 13H186V12L188 13ZM193 9H194V6H193ZM193 9H192V10H193ZM195 9H196V8H195ZM212 9H216V8L213 7ZM236 9H237V8H236ZM28 10H30V11H28ZM37 10H38V9H36V11H37ZM65 10H67V11H65ZM95 10H97V8H95ZM103 10H105V9H103ZM109 10H110V7H109ZM123 10H122V11H123ZM128 10H129V9H128ZM135 10H136V8H135ZM135 10H130V11L132 12V11H135ZM170 10H171V9H170ZM183 10H184V9H183ZM196 10H197V9H196ZM206 10H207V9H206ZM38 11H39V10H38ZM72 11H71V12H72ZM98 11L100 12V10H98ZM154 11H152V13H154ZM180 11H181V10H180ZM237 11H238V9H237ZM247 11H248V10H247ZM251 11H252V10H251ZM64 12H63V13H64ZM74 12H75V11H74ZM87 12H88V11H87ZM89 12H91V11H89ZM119 12H120V11H119ZM124 12H125V11H123L122 13H123L124 15H126L127 13H124ZM127 12H129V11H127ZM131 12H129V13H131ZM149 12H151V10H149ZM149 12H148V13H145V14L147 15V14H149ZM156 12H161V10L159 11V9H158ZM166 12H167V11H166ZM168 12H170V11H168ZM204 12H205V11H204ZM216 12H217V10H216ZM67 13H66V14H67ZM80 13L83 14L82 10L80 11ZM120 13H121V12H120ZM140 13H141V15H142V18H143V16H146V15H144V12H143V13L140 12ZM193 13H194V10H193ZM193 13H192V14H193ZM217 13H218V12H217ZM237 13H238V12H237ZM10 14H11V13H10ZM15 14H14V15H15ZM25 14H24V15H25ZM33 14L36 16V12H34ZM75 14H76V13H73V16L71 15V18H72V19H73V18L75 19ZM101 14H102V13H101ZM155 14H156V13H154V15H155ZM158 14H160V13H157V15H158ZM166 14H167V13H166ZM166 14H165V15H166ZM182 14H183V13H182ZM188 14H189V13H188ZM205 14H206V13H204V15H205ZM248 14H249V13H248ZM37 15H38V13H37ZM51 15H53V14H51ZM51 15H50V17H51ZM104 15H105V14H104ZM124 15H123V16H124ZM127 15H128V14H127ZM127 15H126V16H127ZM176 15H177V14H176ZM178 15H179V14H178ZM194 15H196V13H195ZM194 15H192V16H194ZM198 15H199V12H197V16H198ZM206 15H207V14H206ZM218 15H219V13H218ZM218 15H217V17H215V15H214V18H218V19H216V20H217L216 23H218V21L221 20V19H219ZM240 15H241V14H240ZM244 15H245V14H244ZM12 16H13V17H12ZM27 16H29V15H27ZM42 16H43V15H42ZM45 16H46V15H45ZM45 16H44V18H45ZM53 16H55V15H53ZM53 16H52V17H53ZM149 16H150V15H149ZM183 16H185V15H183ZM233 16H234V15H233ZM25 17H26V15H25ZM50 17H46L45 19H47V18L50 19ZM52 17H51V18H52ZM90 17H91V16H88V18L86 17L87 20H88ZM92 17H93V16H92ZM92 17H91V18H92ZM111 17H112V16H111ZM159 17H163V18H165V19H168L167 17H164L163 12H162V15H160ZM159 17H157L156 19L161 20V18H159ZM179 17H180V18H183V17H181V16H179ZM211 17H212V16H211ZM248 17H249V15H248ZM23 18H24V16H22V19H23ZM27 18H28V17H27ZM37 18L39 19L40 16L38 15L37 17H34V19H37ZM44 18H43V19H44ZM54 18H56V17H53L52 20H50V21L55 22V20H57V19H54ZM84 18H85V17H84ZM84 18L82 19L83 21H84ZM105 18H107V17H105ZM149 18H150V19H149ZM149 18H148V19H149V22H148V20H147L146 22H148V23H147V25H145V26H148V24L150 23V21H151V23H152V19H153V21H154V22H153L154 25L157 24V23H158L157 26H158V25H162V23L159 24V21H157V23H156V22H155L156 20H155L154 18H151V17H149ZM163 18H162V19H163ZM185 18H187V17H185ZM195 18H196V16H195ZM207 18H208V16H207ZM242 18L244 19L243 16H242ZM19 19H18V20H19ZM25 19H26V18H25ZM95 19H96V18H95ZM143 19L146 20L147 17H146V19H145V18H143ZM170 19H172V17H170ZM177 19H178V18H177ZM177 19H176V20H177ZM183 19H184V18H183ZM190 19H192V18H190ZM198 19H199V17H198ZM198 19H196V21H197ZM202 19H204V18H202ZM247 19H248V18H247ZM258 19H259V18H258ZM28 20H29V19H28ZM40 20H41V19H40ZM40 20H39V21H40ZM87 20H85V21H87ZM93 20H94V19H93ZM140 20H141V18H140ZM180 20L183 21L182 19H179V21H180ZM187 20H188V19H187ZM187 20H185L186 23H184V22H181V23L187 24V22H188V24H189V26H190L189 29H191V25H190L189 21H187ZM204 20H205V19H204ZM209 20H210V19H209ZM260 20H261V19H260ZM26 21H27V19H26ZM75 21H78V20L76 19ZM190 21H194V22H196L195 19H194V20H190ZM206 21H207V20H206ZM206 21H205V23L207 24V27H205V29H207V28L210 27L211 25H214V24H212V23L210 24L211 21H209V22H206ZM235 21H236V20H235ZM256 21H257V20H256ZM56 22H57V21H56ZM56 22H55V23H56ZM68 22H69V24L71 23L69 20H67V22L64 23V24H67ZM80 22H81V21H80ZM160 22H161V21H160ZM198 22H199V20H198ZM252 22H254V21L252 20ZM24 23H25V22H24ZM24 23H23V24H24ZM61 23H63V21H61ZM89 23H91V21H90ZM89 23H88V24H89ZM108 23H109V22H108ZM143 23L145 24L144 21H143ZM170 23H171V22H170ZM172 23H174V22H172ZM208 23H209V24H208ZM257 23H258V22H255L254 24L257 25ZM64 24H62V26L59 27V26H58V25H59V22H57V23H56L57 26H55V27H56V29H58L57 27H59V28L61 29V28L64 26ZM75 24H78V23H75ZM101 24H102V23H101ZM166 24H169V22H167ZM176 24H177V23H176ZM176 24H175V25L172 24L173 27H172V28L169 27V29L171 30V29H173L174 27L177 28V26H179V25H178V24L176 25ZM188 24H187V26H188ZM79 25H80V24H79ZM79 25H78V26H79ZM91 25H92V26H91ZM104 25H108V24L106 23V24H103L102 26H104ZM109 25H110V24H109ZM141 25H142V24H141ZM149 25H150V24H149ZM181 25H182V24H181ZM181 25H180V27H183V26H181ZM208 25H209V26H208ZM259 25H261V24H259ZM39 26H40V25H39ZM45 26H46V25H45ZM45 26H44V27H41L40 30H41V29H44ZM67 26H68V25H67ZM67 26L65 25V27H64L65 30L68 29ZM69 26H70V25H69ZM82 26H83V25H82ZM82 26H79V28H83ZM90 26H91V28H92V27H96V26L101 27V25L99 26L98 24H97L96 26H94L93 24H90ZM90 26H89V27H90ZM184 26H185V25H184ZM195 26H196V24H195ZM198 26H199V24H198ZM262 26H263V25H262ZM10 27H11V26H9L8 28H10ZM16 27H17V25H16L14 28H16ZM55 27H54V28H51V30H49V28H48V29L46 30L47 32H46L45 30H43V31H45L46 33H48L51 37L46 38L45 35H47V34L44 32V33H42V34L44 35L43 38H45V39H43L42 37H41V39H43V40L45 41L46 39H49V40H50V38L53 39V37H54V36H52L53 34H56V36H57V33H54V32H55V31H54V30H55ZM66 27H67V28H66ZM151 27H152V26H150V28H151ZM166 27H167V26H166ZM166 27H165L163 30H165ZM256 27H257V26H256ZM260 27H261V26H259V28L257 27V29H258L259 31H261V32L264 31V29H263L264 27L261 28V30H260ZM0 28H1V27H0ZM8 28H4V31H5L6 29H8ZM14 28H13V29H14ZM18 28H19V27H18ZM79 28H78V29H79ZM106 28H107V27H106ZM106 28H105V29H106ZM157 28H160V27H157ZM176 28L174 29V34L176 33V35H177V34L181 35V34L179 33V31H180L179 29H181V28H179V29L177 28V30H176ZM202 28H203V27H202ZM213 28L215 29V25L213 26ZM10 29H12V27H11ZM20 29H21V28H20ZM20 29H19V31H20ZM22 29H23V28H22ZM26 29H27V28H26ZM52 29H53V30H52ZM69 29H70V28H69ZM69 29H68V30H69ZM85 29H86V28H84L83 30H79V32H80V31H82V32H81V35H79V34H78V35H79V36H82V34H84V32L86 33V31H84ZM95 29H96V28H95ZM167 29H168V28H167ZM167 29H166V30H167ZM169 29H168V31H169ZM182 29L185 30V27H183ZM186 29H187V28H186ZM189 29H188V32H191V33H192V32H195V28H192L194 31H193L192 29H191L192 31H189ZM199 29H200V28H199ZM15 30H16V29H14L13 31H15ZM24 30H25V29H23V31H24ZM48 30L51 31V32H53V34H50L51 32H49ZM62 30H63V28H62ZM68 30H67V31H68ZM158 30H159V29H158ZM175 30H176V31H175ZM197 30H198V29H197ZM201 30H202V29H201ZM208 30H209V29H207V32H208ZM224 30L226 31V29H224ZM8 31H9V30H8ZM10 31H11V30H10ZM36 31H37V32H35V31L33 30V33H34V32H35V33H39V32H40L39 30H36ZM43 31H41V32H43ZM58 31H59V29H58ZM98 31H99V30H98ZM151 31H152V28H151ZM153 31H154V30H153ZM153 31H152V32H153ZM156 31H157V30H156ZM225 31H223V32H225ZM233 31H234V30H233ZM16 32H18V31L16 30L15 33H16ZM26 32L28 33V34H26L27 37H28V35H29L28 30H27ZM41 32H40V33H41ZM64 32H65V31H63V33H64ZM73 32H74V31H72V29H71L70 32L68 33L69 36L71 35V33L73 34ZM88 32H89V31H88ZM96 32H97V29H96V31H95V34H96ZM134 32H136V31H134ZM166 32H167V31H166ZM171 32H172V31H169V34H171ZM185 32H186V30H185ZM204 32H205V31H204ZM0 33H1V31H0ZM9 33H10V32H9ZM21 33H23V32H21ZM59 33H60V32H58V35H59ZM63 33H61V34H63ZM76 33H78L77 30H76ZM98 33H100V34H101V37H103V35H104L103 32H98ZM102 33H103V35H102ZM132 33H133V32H132ZM161 33H162V32H160V34H161ZM164 33H165V31H164ZM164 33H163V35H164ZM172 33H173V32H172ZM191 33H189V34L191 35ZM30 34H31V33H30ZM95 34H94V36L96 37L98 34H97V35H95ZM144 34H145V33H143V35H144ZM154 34H155V32H154ZM166 34H168V33H166ZM196 34H197V33H196ZM39 35H40V34H39ZM39 35L37 34V37H39ZM85 35H86V34H85ZM88 35H89V37H91V36H90V35H91L90 33H88ZM117 35H118V34H117ZM117 35H116V36H117ZM127 35H128V34H127ZM133 35H134V34H133ZM133 35H131V38L134 37ZM138 35L140 36L141 34L139 33ZM143 35H142V36H143ZM157 35H158V34H157ZM182 35H183V36L186 35V36H189V37H190V35H188V34H186V33H184V32H183ZM40 36H41V35H40ZM47 36H48V35H47ZM69 36H68V38H69ZM79 36H78V37H79ZM118 36H120V35H118ZM124 36H125V35H124ZM136 36H137V35H136ZM192 36L194 37V34H193V33H192ZM58 37H59V36H58ZM60 37L63 38L62 36H60ZM83 37H84V36H82V37H80V38H83ZM89 37H88V38H89ZM120 37H121V36H120ZM144 37H145L146 40H148V41H146V40L144 39ZM144 37H143V39H144L143 42H144V43H143L142 46H144L146 43H147V44L151 43L150 41L153 39V38L148 39V37H147L146 34L144 35ZM189 37H188V38H189ZM195 37H197V36H195ZM195 37H194V40H195ZM84 38H85V37H84ZM96 38H97V37H96ZM103 38H104V37H103ZM116 38H117V37H116ZM126 38L131 39V38L128 37V36H127ZM162 38H164V37H162ZM181 38H182V37H181ZM183 38H184V37H183ZM183 38H182V39H183ZM66 39H67V38H66ZM74 39H75V38H74ZM85 39H86V38H85ZM92 39H94V38H92ZM92 39H91V40H92ZM120 39H121V38H120ZM129 39H128L127 42H129ZM185 39H187V38H185ZM17 40H19V39H17ZM29 40L31 41L32 39H29ZM53 40H55V38H54ZM75 40H77V39H75ZM81 40H83V39H81ZM81 40H80V41L77 40L78 42H77L76 45H80V44H78V43H82ZM86 40H87V39H86ZM94 40H95V39H94ZM94 40H93V41H94ZM124 40H125V39H124ZM124 40H123V41H124ZM133 40H135V39H133ZM160 40H161V39H160ZM183 40H184V39H183ZM192 40H193V39H192ZM200 40H201V37L199 36L198 41H200ZM34 41H36V38H35V40L33 39L32 42H34ZM51 41H52V40H51ZM120 41H122V40H120ZM145 41H146V42H145ZM162 41H163V40H161L160 43H163V42L166 41V40H164L163 42H162ZM167 41H168V40H167ZM170 41H171V39H170ZM175 41H177V40H175ZM185 41H186V40H185ZM189 41H191V39H190ZM198 41H197V40L194 41V42H195L194 44L192 43L193 41H191V43H192V45L194 46L195 44H197ZM45 42H46V41H45ZM86 42H87V41H85V44H86ZM96 42H97V40H96ZM130 42L132 43V41H130ZM130 42H129V43H130ZM52 43H53V42H52ZM93 43H94V42H93ZM125 43H126V41H125ZM187 43H188V41H187ZM198 43L201 44L200 42H198ZM27 44H29V43L27 42ZM68 44H69V43H68ZM95 44H96V43H95ZM101 44H102V43H101ZM147 44H146V46H148V47H153L152 44H151L152 46H150V44H149V45H147ZM171 44H172V43H171ZM171 44H169V45H171ZM14 45H15V43H14ZM18 45H19V44H18ZM18 45H17V46H18ZM49 45H50V44H49ZM66 45H67V44H66ZM189 45H190V44H189ZM192 45H190V46H192ZM197 45H198V44H197ZM202 45H204L203 40H202ZM17 46H15V47L13 46L14 48L9 46L10 48H9V47H8V48L6 47V48H3V49H9L8 51H6V50H5V51L10 53V51L14 52V51L18 50V49H16ZM21 46H22V45H21ZM21 46H20V47H21ZM23 46L26 47V49L31 50V49L28 48L27 46H25V45H23ZM23 46H22V47H23ZM45 46H46V45H45ZM69 46H72V45H69ZM89 46H90V45H88V47H86V48H89ZM92 46H94V45H92ZM92 46H91V47H92ZM146 46H144V47H146ZM185 46H186V44H185ZM20 47H19V48H20ZM29 47H31V46H29ZM53 47L57 48V46H55V45H54ZM59 47H61V46H59ZM82 47H84V46H82ZM82 47H81V48H82ZM144 47H143V49H144ZM178 47H179V46H178ZM178 47H177V48H178ZM38 48H39V47H38ZM38 48H35V49H38ZM62 48H65V46L62 47ZM62 48H60V49L62 50ZM71 48H72V47H71ZM76 48H78V50H79L80 47H76ZM140 48H141V46H140ZM153 48H155V45H154ZM153 48H152V49H153ZM159 48H161V47H159ZM167 48H168V47H167ZM179 48H181V46H180ZM179 48H178V49H179ZM204 48H205V47H204ZM0 49H1V48H0ZM3 49H2V50H3ZM10 49H12V50H10ZM24 49H25V48H24ZM24 49H23V50H24ZM33 49H34V48H33ZM143 49L141 48V50H143ZM171 49H172V48H171ZM173 49H175V47H174ZM178 49H177V50H178ZM200 49H203L202 46H200ZM23 50H22V51H23ZM61 50H60V51H61ZM154 50H155V49H154ZM154 50H152V51H154ZM156 50H157V49H156ZM165 50H168V51H169V49H165ZM5 51H4V52H5ZM22 51H21V52L18 51V52H19V53H22ZM24 51H25V50H24ZM24 51H23V53H24ZM31 51H35V50H31ZM56 51H57V49H56ZM60 51H59V52H60ZM63 51H65V49H64ZM84 51H85V49L83 50V52H84ZM160 51H161V50H160ZM163 51H164V49H163ZM179 51H180V50H178V53H181V52H179ZM261 51H262V50H260V52H261ZM263 51H264V50H263ZM2 52H3V51H2ZM4 52H3V53H4ZM18 52H16V53H18ZM26 52H27V50H26ZM54 52H55V50H54ZM59 52H58L57 55H59ZM61 52H62V51H61ZM79 52H80V50H79ZM83 52H81V53H83ZM109 52H110V53H112V52L114 53V52H118V51H117V50H116V51L113 50V51H109ZM176 52H177V51H176ZM252 52H253V54H254V51H252ZM260 52H259V53H260ZM31 53H32V52H30V54H31ZM33 53H35V52H33ZM33 53L31 54V56L33 55L34 58H35V57H38L37 54H36V56H35V54H33ZM103 53H105V51H104ZM140 53H141V52H140ZM142 53H144V52L142 51ZM150 53H152V54H150ZM150 53L148 54V55H149L148 57L146 56V54H145V56H144V58H145V57L148 58V59L146 58V60H147L146 62H148V60L151 59V58H149V57H152L153 54H154V56H153V57H154L153 60H154V61L156 60V59H155V56L157 55V53H156V54L153 53V52H150ZM160 53H161V52H160ZM160 53H158V54H160ZM162 53H163V52H162ZM162 53H161V54H162ZM171 53L174 54L173 51H172ZM182 53H185V52H182ZM241 53H242V54H245V53H246V55H247V53L249 54L250 52H245V53H244V52H241ZM241 53H240V54H241ZM14 54H15V53H14ZM30 54H29V56H30ZM46 54H47V53H46ZM51 54H52V53H51ZM51 54H50V56H51ZM126 54H128V53L126 52ZM132 54H134V53H132ZM161 54H160L159 56H161ZM167 54H168V52L166 53V55H167ZM173 54H172V55H173ZM187 54H188V53H187ZM187 54H186V55H187ZM236 54H237V52H236ZM240 54H239V56H241ZM0 55H1V56H4L3 54H0ZM5 55H7V54H5ZM17 55H18V54H17ZM22 55H23V56H22ZM27 55H28V53H27ZM27 55H26V56H27ZM66 55H67V54H66ZM84 55H85V54H84ZM135 55H137V54H135ZM135 55H133V56H135ZM151 55H152V56H151ZM170 55H171V54H170ZM183 55H184V54H183ZM188 55H189V54H188ZM188 55L185 56V57H190V58H191V56H188ZM227 55H228V54H227ZM237 55H238V54H237ZM237 55H234V56H237ZM254 55H255V54H254ZM254 55H252V56H254ZM256 55H257V54H256ZM260 55H261V54H260ZM263 55H264V53H263ZM1 56H0V57H1ZM7 56H8V55H7ZM50 56H48V57H50ZM63 56H64V55H63ZM122 56H123L122 58L124 59L125 56H124V55H122ZM137 56H138V55H137ZM162 56H163V55H162ZM180 56H181V54H180ZM180 56H179V57H180ZM243 56H245V55H243ZM250 56H251V55H250ZM23 57H25V55H24V54H21V58H23ZM40 57H42V55H41ZM113 57H115V55H113V56L111 57V59H112ZM139 57H140V56H139ZM141 57H142V56H141ZM141 57H140V59H141ZM172 57H173V56H172ZM175 57H176V55H175ZM175 57H173V58H175ZM179 57H177L178 60L174 63V65H176L177 62H178L177 64H179V60H181ZM182 57H183V56H182ZM222 57H223V58H222ZM222 57H219V58H221L220 60H222V59L224 60V56H222ZM225 57H226V56H225ZM231 57H233V56H232V54L230 53V58H231ZM237 57H238V56H237ZM237 57H236V59H237ZM258 57H259V56H258ZM1 58H2V57H1ZM4 58H6V56H5ZM21 58H20V59H21ZM25 58H26V57H25ZM80 58H81V55H80ZM87 58H88V60H89V56H88ZM160 58H161V57H160ZM190 58H189V59H190ZM219 58H218V59H219ZM230 58H229V56H228V59H230ZM234 58H235V57H233L232 59H234ZM242 58H243V57H242ZM250 58L252 59V57H250ZM255 58H257V57L254 56L253 59H255ZM39 59H40V58H39ZM55 59H56V58H55ZM107 59H108V58H107ZM107 59H105L106 62H107ZM111 59H110V60H111ZM114 59H116V58H114ZM114 59H113V60H114ZM184 59H186V58L183 57L182 60H184ZM232 59H230V60H232ZM236 59H234V61H232V62H235ZM239 59H241V58H239ZM243 59H244V58H243ZM247 59H248V57H247ZM247 59H246V61L248 62ZM251 59H250L249 61H251ZM1 60H2V59H1ZM40 60H41V59H40ZM52 60H54V59H52ZM103 60H104V59H103ZM103 60H102V61H103ZM105 60H104V61H105ZM113 60H111L110 63H112ZM153 60H152V61H153ZM187 60H188V59H187ZM220 60L217 61L215 64H218V62H220ZM223 60H222L221 63H220V68H221V66H222V62H223ZM225 60H227V58H226ZM241 60H242V59H241ZM244 60H245V59H244ZM20 61H22V60H20ZM38 61H39V60H38ZM38 61H36V62H34V63L31 62V61H30V62L32 63V66H33V64H34V66H36V68H38V67L41 66L40 64H39V65H36V64L38 63ZM42 61H43V60H42ZM42 61H41V62H42ZM96 61H97V60H96ZM156 61L158 62L159 59H157ZM184 61H186V60H184ZM228 61H229V60H227V62H228ZM246 61H245V62H246ZM0 62H1L0 64L3 63V61H0ZM22 62H24V61H22ZM30 62H29V64H30ZM47 62H49V61H47ZM52 62L54 63V61H52ZM88 62H89V61H88ZM157 62H156V63H157ZM191 62H192V61H191ZM206 62H207V65H208V63H209V68H208V69L213 70V69H214V66L212 67V65H211L212 63H211V62H208V61H206ZM214 62H215V61H213V63H214ZM227 62H225V63L227 64ZM236 62H238V60H237ZM239 62L241 63V61H239ZM239 62H238V64H240ZM242 62H243V60H242ZM35 63H36V64H35ZM43 63H44V62H43ZM45 63H46V62H45ZM53 63H52V65H53ZM61 63H62V62H61ZM63 63H65V62H63ZM74 63H75V62H73V65H74ZM79 63H80V62H79ZM86 63H87V62H85L84 64H86ZM97 63H100V61H97ZM119 63H120V62H119ZM150 63H151V61H150ZM156 63H154V64H156ZM183 63H184V62H183ZM183 63H182V64H183ZM196 63H197V62H196ZM196 63H195V65H196ZM225 63L223 64V67L221 68L222 71H223V69L225 70V69H228V68H229V63H228V67H227V68H224V66H227ZM55 64H57V63H55ZM59 64H60V63H59V60H58V66H56V67H57L58 69H61V68H59L61 64H60V65H59ZM87 64H88V63H87ZM87 64H86V66H87V68H88V65L90 66V64H88V65H87ZM91 64H92V63H91ZM102 64H103V63H101V67H102ZM115 64H116V62H115ZM148 64H149V62H148ZM148 64H147V66H148ZM188 64L190 65V62H189ZM188 64H187V62H186V66H187L186 68H187V69L190 68V66H188ZM200 64H201V62H200ZM232 64H234V63H232ZM42 65H43V64H42ZM48 65H49V64L47 63V67H48ZM62 65H63V64H62ZM68 65H69V64H68ZM68 65H66V66H68ZM75 65H76V64H75ZM92 65H93V64H92ZM94 65H95V64H94ZM103 65H104V64H103ZM111 65H114V64H111ZM111 65H108V68H109V66H110V68H111V67H112ZM198 65H199V63H198L196 66H198ZM210 65H211V67H210ZM230 65H231V64H230ZM235 65H237V63H235ZM1 66H2V65H1ZM30 66H31V65H30ZM53 66H54V65H53ZM53 66H52V67H53ZM66 66H65V67H66ZM80 66H84L83 63H82ZM86 66H85V69H87ZM97 66H98V64H97ZM99 66H100V65H99ZM104 66H105V65H104ZM130 66H131V65H130ZM132 66H133V65H132ZM132 66H131V67H132ZM140 66H142V65H140ZM140 66H138V65L136 66V67H139V69L136 68V67H133V68H136V69L140 70ZM145 66H146V65H145ZM153 66H154V67H153ZM157 66H158V64H157ZM163 66H164V65H163ZM167 66H168V68H169L170 64L167 65ZM184 66H185V64H184ZM191 66H193V64H192ZM216 66H217V65H216ZM249 66H250V68H251V71H250L251 73H250L249 75H251V74L253 73L252 68H254V66L252 65V66H253V67H252L250 64H249ZM259 66H260V65H259ZM23 67H24V65L22 64V66H21L20 68H23ZM26 67H27V64L25 65V69H27ZM49 67H50V66H49ZM62 67H63V69H67V67L65 68L64 65H63ZM92 67L95 68V66H92ZM118 67H119V65H118ZM118 67H117V68H118ZM152 67L155 68V65L152 64ZM159 67L161 68V65H159ZM164 67H165L166 69H168L166 66H164ZM164 67H163V68H164ZM170 67H174L173 64H172V66H170ZM177 67H178V66H175V69H176ZM188 67H189V68H188ZM193 67H195V66H193ZM202 67H203V66H202ZM217 67L219 68V66H217ZM217 67H215V68H217ZM233 67H234V65H233ZM247 67H248V66H247ZM255 67H256V66H255ZM0 68H1V67H0ZM50 68H51V67H50ZM57 68H56V69H57ZM89 68H90V67H89ZM89 68H88V70L91 69V68H90V69H89ZM97 68H98V67H97ZM108 68H106V69H108ZM115 68H116V67L113 66L112 70L115 71V70L117 69V68H116V69H115ZM120 68H121V70L124 69V67H121V66H120ZM143 68H144V66H142V69H143ZM165 68H164V69H165ZM186 68H184V69H186ZM220 68H219V71H220ZM250 68H249V70H250ZM257 68H258V67H257ZM34 69H35V68H33V70H31V71L36 72V70H34ZM40 69H41V68H40ZM45 69H46V68H45ZM47 69H48V68H47ZM136 69H132V71H133V70H136ZM144 69H145V68H144ZM144 69L142 70V72L139 71L138 74H139L140 77H141V74L144 73ZM157 69H159V68H157ZM170 69H171V68H169V70H170ZM181 69H182V68H181ZM181 69H180V70H181ZM184 69H183V71H184ZM187 69H186V70H187ZM22 70H23V69H22ZM22 70H21L22 74H26L27 71L24 72V71H22ZM28 70H29V69H28ZM42 70H43V68H42ZM51 70H52V69H51ZM88 70H85V71H87V72H85V73H88ZM121 70H120L119 68L116 70L117 72L120 71L118 74H116V76L119 75V74L122 72V73H121V76H120V79L125 77V76L123 75V74H124V73H123L124 71H123V70L121 71ZM146 70H147V69H146ZM154 70H156V68H155ZM160 70H161V69H159L158 71H160ZM178 70H179V69H177V71H178ZM180 70H179L178 72H176V73H179ZM186 70H185V71H186ZM198 70H200V69H198ZM198 70H196V71H198ZM229 70H230V69H229ZM229 70L227 71V74H231V71H233V70H231V71L229 72ZM236 70H237V69L234 68V71H233V72H234V75H235ZM249 70H248V71H249ZM254 70H255V68H254ZM259 70H260V69H259ZM259 70H258V71H259ZM19 71H20V69H19ZM19 71H18V72H19ZM31 71H30V72H31ZM98 71H99V69H98ZM106 71H107V72L109 71V72H112V73H113V71H111V70H106ZM161 71H162V70H161ZM161 71H160V72H161ZM171 71H173V69L170 70L169 72H171ZM190 71L192 72V70H190ZM213 71H214V72L217 71V72L219 73V74L216 73V75H218V76H222V74L220 75V73H221L222 71H220V72H219L218 70H213ZM213 71H212V73H213V75H214V72H213ZM245 71H246V70H245ZM245 71L240 70V73H239V74H241V75L245 74L244 77L246 78V77H247L246 75H247L248 73L246 74ZM248 71H247V72H248ZM258 71L255 70L256 73H255V72H254V73H255V74H257V73L260 74V72H262V71H259V72H258ZM21 72H19V73H21ZM28 72H29V71H28ZM43 72H44V71H43ZM46 72H47V75H48L49 73L52 74L53 71L50 72V70H49V71H46ZM46 72H45V73H46ZM91 72H92V71H90L89 74H90ZM153 72H154V71H153V69H152V72H151L152 74L150 73V74H151V77L153 76ZM155 72H156V71H155ZM174 72H175V71H173L172 73H174ZM223 72H224V71H223ZM228 72H229V73H228ZM233 72H232V73H233ZM237 72H239V71H237ZM31 73H32V72H31ZM37 73H38V72H37ZM37 73H34V74H37ZM39 73H40V70H39ZM39 73H38V74H39ZM148 73H149V71H148ZM156 73H157V72H156ZM180 73H182V70H181ZM183 73H184V72H183ZM189 73H190V72H189ZM195 73H196V72H194V70H193V73H192V74L195 75ZM207 73H209V72H207ZM242 73H243V74H242ZM126 74H127V73H126ZM126 74H125V75H126ZM150 74H148V75H150ZM154 74H155V73H154ZM157 74H158V73H157ZM157 74H156V75H157ZM185 74H187V73H185ZM227 74H226V75H227ZM236 74H237V73H236ZM258 74H257V75H258ZM27 75H28V74H27ZM45 75H46V74H45ZM47 75H46V76H47ZM91 75H92V73H91ZM108 75H110V74H108ZM144 75H147V71H146V74H144ZM204 75H205V74H204ZM209 75H210V74H209ZM209 75L207 76V78L209 77ZM231 75H232V74H231ZM234 75H232V77H228V75H227V79L225 80V78H224V77H225V73H224V77L222 76L221 78H222V79L224 78L223 81H225V83H224L223 81H221V80H222L221 78H220V80H218V79H217L218 76H214V77L212 76L211 78H216L218 81L221 82V83H218V84H222V82H223V84H222V88H221V94L224 93V95H225V91L227 90V88L229 87V85H230L229 88L234 87V86H232L231 84H229V85L227 84V83H229L230 81H231L232 83H235V81H233V79H232V78H234V77H233ZM241 75H240V76L237 75V76L241 79V81H243L244 78L242 79ZM249 75H248V77H247L248 79H249ZM253 75H254V74H252L251 76H253ZM257 75H254V76H256V78H257V77H259V76H257ZM262 75H263V74H262ZM16 76H17V74H16ZM20 76H21V75H20ZM22 76H25V75H22ZM33 76H34V75H33ZM33 76H32V77H33ZM37 76H38V75H37ZM48 76H50V75H48ZM75 76H76V75H75ZM75 76L72 78L73 80L77 78V77L75 78ZM88 76H89V78H90V75H87V80L89 81L90 79H88ZM116 76H115V83H117L118 81H119V82H123L122 79H121V80H120V79H119V80L116 79ZM126 76H127V75H126ZM198 76H200V75H198ZM251 76H250V77H251ZM254 76H253V77H254ZM32 77H29V78H32ZM38 77H39V76H38ZM42 77H44L43 74H42V76H41L39 79H42ZM50 77H53V75L50 76ZM50 77H48V79H50ZM143 77H144V76H143ZM143 77H142V78H143ZM145 77L147 78V76H145ZM149 77H150V76H149ZM155 77H156V76L154 75V78H155ZM196 77H197V74H196ZM200 77H201V76H200ZM3 78H4V77H3ZM61 78H62V77H60V79H61ZM79 78H80V77H79ZM93 78H94V74H93ZM125 78H126V77H125ZM125 78H124V79H125ZM194 78H195V77H194ZM194 78H193V79H194ZM205 78H206V77H205ZM209 78H210V77H209ZM211 78H210V79H211ZM218 78H219V77H218ZM230 78H231L232 80H231ZM239 78H238L239 81L237 80V82H239V84L241 83V85H242V82H240V79H239ZM256 78H255V80H256ZM260 78H261V75H260L259 78H257L256 81H258V79H260ZM263 78H264V75H263ZM19 79H21V77H18V80H19ZM39 79H37V80H39ZM127 79H128V80H127ZM132 79H133V78H132ZM132 79H130L129 75H128V78H126V80H127L128 82H129V81H132V83H133L134 80H132ZM198 79H200V78H198ZM198 79H197V80H198ZM202 79H203V78H201V81L204 82L205 79H204V81H203ZM216 79H215V80H216ZM234 79L236 80L237 78L235 77ZM251 79H252V78H251ZM251 79H249L248 81H250ZM16 80H17V79H15L14 82H15ZM18 80H17V81H18ZM26 80H27V79H26ZM37 80H36V82H37ZM58 80H59V79H58ZM62 80H63V79H61V80H59V81L62 82ZM73 80H72V81L69 80V84H71L70 81L73 82ZM76 80H77V79H76ZM76 80H74V81H76ZM81 80H82V79H81ZM126 80H125L124 82H127ZM151 80H152V79H151ZM213 80H214V79H213ZM217 80H216V81H217ZM227 80H229V81H227ZM252 80H253V79H252ZM252 80H251V82H252ZM255 80H254V82H256ZM7 81H8V78H7ZM7 81H6V82H7ZM21 81H22V80H21ZM27 81H28V80H27ZM33 81H34V80H33ZM65 81H66V84H67V83H68V79H65L62 83L64 84ZM77 81H78V80H77ZM99 81H100V79H99L98 81H97V79H96V83L94 82V80L92 81L93 83H95V84H92V88H93V89H95V85L98 84ZM152 81H153V80H152ZM156 81H157V80H156ZM188 81H189V80H188ZM191 81H192V80H191ZM207 81H209V80H207ZM211 81H212V80H210V82H211ZM244 81H246V80H244ZM14 82H13V83H14ZM48 82H49V81H48ZM81 82H82V81H81ZM103 82H104V81H103ZM103 82H102V83H103ZM135 82H137V81H134V83H135ZM147 82H149V79H147ZM147 82H146V84H148ZM189 82H190V81H189ZM189 82H188V84H189ZM226 82H227V83H226ZM231 82H230V83H231ZM1 83H2V82H1ZM3 83H4V82H3ZM8 83H9V82H7V85H9ZM24 83H25V82H24ZM24 83H23V84H24ZM26 83H28V82H26ZM46 83H47V81H46ZM49 83H50V82H49ZM49 83H48V84H49ZM52 83H54V78H53V80H52ZM52 83H51V84H52ZM82 83H83V82H82ZM87 83H88V82H87ZM89 83H91V81H89ZM89 83H88V84H89ZM102 83L99 84V85H101V86L96 85V87H97L96 90H92V91H89V90H86V91H85V90H84L85 92H87V91L89 92L88 94H86V93L83 94V95L86 96V99H85L86 101H85V100L83 101V100L81 99V98L83 97V95L80 96L82 93H80V94H76V95H78V97H79L76 101H78V100L80 99L79 105H76L78 102H75V99L77 98L76 95H75V94L71 95L73 98H72V100L70 99L69 102H70V101H72V102H70V103H74V102H75V103H74V106L76 107V109H77V106H79V107H78V108H79V112H80V110H81V106H84V105H85L84 108L86 109V112H85V110L83 109L81 113H82V116H84V118H87V119H85L86 122H88L89 120L92 121V119H93V118H92L93 116H92L91 114H88L89 117H88L87 114H86V113H88V112L90 111V109H92V108H90V107H92V105H91V104H92V100H93L95 97H98V98H99V97L101 96V92L98 93L99 90L97 91V89H99L100 87H104L105 84H106V86H107L109 82H108V83H105V84H103V85H102ZM134 83H133V84H134ZM144 83H145V82H144ZM144 83H143V84H144ZM170 83H173V82H170ZM184 83H186V81H185ZM184 83H183V84H184ZM190 83H191V82H190ZM200 83H201V82H200ZM208 83H209V82H208ZM215 83L217 84V82H215ZM243 83H244V82H243ZM11 84H12V83H11ZM31 84H32V83H31ZM31 84H30V85H31ZM34 84H35V83H34ZM34 84H33V85H34ZM42 84H43V83H42ZM48 84H47V85H48ZM143 84H142V85H143ZM183 84H182V85L178 84V85L183 86L184 88H188V87H189V86H185V85H183ZM196 84H197V81H196ZM211 84L215 85L214 82L211 83ZM211 84L209 83V85H211ZM218 84H217V85H218ZM235 84H238V83H235ZM244 84H245V83H244ZM248 84H250V83H248ZM248 84H247V85H248ZM60 85H61V84H60ZM81 85H82V84L79 83V86H80V87H83V85H82V86H81ZM116 85H118V84H115V87H114V88H116ZM137 85H138V84H137ZM152 85H153V82H152L151 86H152ZM178 85H176V86L174 85V86L177 87ZM191 85H193V84H191ZM223 85H226L227 88L224 89L225 86L223 87ZM227 85H228V86H227ZM247 85H245V86H247ZM28 86H29V85H28ZM43 86H45V85H43ZM61 86H62V85H61ZM79 86H78V87H79ZM89 86H91V84H89ZM106 86H105V87H106ZM110 86H111V89H112L113 87H112L111 84L108 85L107 88L110 87ZM113 86H114V85H113ZM140 86H141V85H140ZM174 86L172 85V86H170V87L173 88ZM180 86H178V88H179ZM196 86H197V85H196ZM196 86H195V88H196ZM199 86H200V85H199ZM220 86H221V85L218 86V87H219V90L217 89L218 91H220ZM231 86H232V87H231ZM243 86H244V85H243ZM245 86L243 87L244 89H245ZM1 87L3 88V90L5 89V86H1ZM16 87H17V86H16ZM16 87H15V89H14V88L11 86V92H12V90H13V93H12L13 95L10 94L11 92L8 93V94H5V92L2 91V88H0V89H1L0 94L3 92L6 96L8 95V96L6 97L7 100H9V95H10V96H13L12 98H10V99H11L10 102H12V100H13V98H14V99H15V100H13V102L15 101V102H14V105H15V103H17V105H19V103H21L19 100H21L23 97H26V96H27L26 98H29V99L31 100L32 103H35V102L32 100V99L34 98V96H33L34 94L37 95V96L35 97V98L38 99V100H35L36 102H38V101L40 100V97H39V96H40L41 94L44 95L43 93L45 92V95H46V90H45L43 87H42V91H43V89H44L45 91H43V93H42V91H41V92L38 94V91L41 90V87H40V88L38 87V88H37L38 91H37V90H36V87L34 86V87H35V89H34V88L32 87V85H31V86H29V87H32V89L29 90V91H31V92H29V95H30V93H31V96H33V98H32L31 96L28 95V88H29V87H27V89H25V90H27V91H26L27 94L25 93L26 96H25V94H23L25 91H22L23 93H22V94L20 93V94H21V96H22V95H23V96H22V98H21V96H20V98L18 99V98H17V95L19 96L20 94H16V92H15V91H17V90H16ZM21 87H22V86H21ZM63 87H64V85H63ZM105 87H104V88H105ZM127 87H129V86L123 87V89L126 88V91H128V90H129V91H128V93H125L126 91H124V94L122 93L123 96L120 95V98L122 97L121 99H123V97H125L124 95H127V94H129V95L133 94V95H134V92H132V91H134V90L129 89V88H128V90H127ZM143 87H144V85H143ZM146 87H147V86H146ZM146 87H145V88H146ZM149 87H150V86H149ZM149 87H148V88H149ZM190 87H193V86H190ZM190 87H189V88H190ZM200 87H201V86H200ZM214 87H215V86H214ZM239 87H240V89H241V86H239ZM90 88H91V87H90ZM92 88H91V89H92ZM107 88H106V90H107ZM140 88H141V87H140ZM150 88H151V87H150ZM181 88H182V87H181ZM181 88H179L178 90L182 91V90L184 89V88H182V90H181ZM189 88H188V89H189ZM195 88H194V90H195ZM216 88H217V87H216ZM243 88H242V89H243ZM262 88H264V85H263ZM262 88H261V90L264 92V90H263ZM6 89H7V88H6ZM6 89H5L4 91H8L9 88H8L7 90H6ZM20 89H21V88L19 87V90H20ZM82 89H83V88H82ZM91 89H90V90H91ZM108 89H109V91H108V90H107V91L110 92V94L107 93V92L105 91V92H106L105 95H106V94H109L110 96H105V95H103V93H102V96H101V98H100L99 100L97 99V101H93L95 105H97V104L99 103V101H101V99H102L104 96L107 97L108 99L111 98V97H114V96H111V93H112L113 89H112V91H111L110 88H108ZM118 89H120V86H118ZM162 89H163V88H162ZM174 89H176V88H174ZM174 89H170L171 92H172V94H174V93H173V90H174ZM190 89H191V88H190ZM196 89H200V88L197 87ZM223 89H224V92H223ZM244 89H243V91H245ZM9 90H10V89H9ZM21 90H22V89H21ZM32 90H35V91H37V92L32 91ZM77 90H78V89H77ZM79 90H80V89H79ZM103 90H104V89H103ZM116 90H117V88H116ZM116 90H114V91H116ZM137 90H138V89H137ZM186 90H187V89H186ZM192 90H193V89H192ZM261 90H260V91H261ZM63 91H64V88H63ZM63 91H62V89H61V92H62V93H65V92H66V90H65V92H63ZM72 91H74V90L71 88V92H72ZM94 91H96V95L93 93ZM118 91L120 92V90H118ZM118 91H117V93H119ZM146 91L148 92V90H146ZM184 91H185V90H184ZM210 91H211V89H210ZM258 91H259V90H258ZM258 91H257V92H258ZM8 92H9V91H8ZM32 92H35V93L33 94ZM71 92H70L69 94H67V96H70ZM76 92H78V91H75L74 93H76ZM81 92H83V91H81ZM129 92H131V94H130ZM138 92H139V91H138ZM147 92L144 91L143 94L145 95V93L147 94ZM154 92H156V91H154ZM157 92H158V91H157ZM171 92L168 91V92L165 93V94L170 93V94H169L170 96H169V95H165L164 93H162V94H164L163 97H164V96H165V97H166V96H167V97L169 96V97H171V98L173 97V99H174V96H175V95H172ZM174 92H177V91L174 90ZM189 92H191V91H189ZM189 92L187 91V93H189ZM196 92H197V91H196ZM199 92H200V91H198V93H199ZM231 92H232L231 89H230V91L227 90L226 93H227L228 97H226V95L223 96V97H225L226 99L228 98L227 100H229V98H230V96H231V94H232ZM241 92H242V90H241ZM263 92H262V93H263ZM14 93H15V95H14ZM18 93H19V92H18ZM58 93H59V94H58ZM72 93H73V92H72ZM78 93H79V92H78ZM97 93H98V95H97ZM135 93L137 94L136 90H135ZM139 93H140V92H139ZM149 93H150V92H149ZM149 93H148V94H149ZM160 93H161V92H160ZM181 93H184V92H181ZM204 93H206V92H204ZM258 93H259V92H258ZM48 94H49V93H48ZM48 94H47V95H48ZM55 94H56V95H60V96H58L57 98H59V97H63V98H64V96L66 95V94H65V95H64V94H60L59 91H58L57 93H55ZM89 94H90V95L93 94V98H92V95H91L90 98L87 97V95L90 96ZM114 94H116V93L113 92V95H114ZM119 94H121V92H120ZM119 94H118V95H119ZM151 94H152V95H150L149 97L147 96V98H151V96H152V98H153V97H156V95H154V94H157V93H151ZM158 94H159V92H158ZM177 94H178V93H177ZM185 94H186V91H185ZM200 94L202 95V92H201ZM260 94H261V93H259V94H258L259 96H257V97H260ZM42 95H41V96H42ZM51 95H52V94H51ZM53 95H54V93H53ZM94 95H95V96H94ZM118 95H117V96H118ZM139 95L142 96V93L138 94V96H139ZM171 95H172V96H171ZM201 95H200V96H201ZM14 96H15V97H14ZM54 96H55V95H54ZM71 96L66 98L67 102H68V98H71ZM134 96H136V95H134ZM138 96H137V97H138ZM255 96H256V95H253V96H252L253 98L250 96L251 99H252V100H251L252 102L249 101V103H248V102L245 101L246 104H244V102H243V103L241 104L242 106H240V107H239V104H237L238 106H236V105L234 104V105H235V106H233V107H234V111H235V107H237L236 109H238V107L242 109V108H244V106H245V109L247 110V107H248L247 104H251V107L253 108V110H254V106H256V107L259 109L258 105H256V104L259 103L261 100H262V102H263V99L260 100V98H261L262 96H264V94H263V95L261 94V97H260V98H257V97H255ZM47 97H48V99L51 98L50 95L47 96ZM74 97H75V98H74ZM128 97H129V99L131 98L130 96H127V98H128ZM132 97H133V96H132ZM167 97H166V98H167ZM169 97H168V98H169ZM254 97H255V100L258 99V100H260V101L256 100L257 102H253V101H255V100H253ZM16 98H17V99H16ZM31 98H32V99H31ZM53 98H54V97H53ZM91 98H92V100H91ZM115 98H116V97H114V99H111V100H112V103H113V100L117 103L118 100H116ZM120 98H119V99H120ZM141 98H143V97H141ZM168 98H167V99H168ZM176 98H177V97H176ZM176 98L174 99V100H175L174 102H175V103H176V102L179 103L180 100L178 101V99H176ZM181 98H182V97H181ZM201 98H202V97H201ZM206 98H208V97H206ZM212 98H213V97H211V95H210L209 102H210L211 104L217 102V101H215V102L212 101ZM262 98H263V97H262ZM6 99H2V98H0V100H1V101H0V104H1V102H4ZM29 99H22V100H25V102H27ZM41 99H42V102L45 101V100L43 99V97H42ZM54 99H55V98H54ZM88 99H89V100H88ZM103 99H104V98H103ZM154 99L156 100V98H154ZM154 99H151V100H154ZM157 99H158V97H157ZM159 99H160V98H159ZM162 99H164V98H162ZM210 99H211V101H210ZM214 99H215V98H213V100H214ZM50 100H52V98L49 99L48 101H50ZM111 100H110V103H109V104H110V105H109V108H110V111H111L110 114H111V115H112V114L115 115V113H116L117 115H116V119H111V120H110V121H114V122H112V123H111L110 121H107V122H110V123H111L109 126H112V124L114 125V124H116V122H119V123H117V125L119 124V126H120L121 118L119 119V117H118V113H117V112H114V111H113L114 113L112 112V110H114V109H112V107H110V106L113 105V104L111 103ZM203 100H206V99L204 98ZM233 100H234V99H233L232 96H231L230 101H233ZM18 101H19V103H18ZM73 101H74V102H73ZM82 101H83V102H88V103H84V104H82ZM89 101H90V104H89ZM102 101H103V100H102ZM104 101H105V100H104ZM121 101H122V100H121ZM137 101H138V100H137ZM182 101H183V102H186L185 99H182ZM182 101H180V102H182ZM234 101H235V100H234ZM8 102H9V101H6L5 103H8ZM13 102H12L11 104H8V106H9V105L11 106V105L13 104ZM28 102H29V103H28ZM28 102H27V103H28L29 105H27V106H32L31 102H30V101H28ZM60 102H63V101H60ZM60 102H59V103H60ZM67 102H63L62 105L57 104V107H61V106L63 107V106H64V103L66 104ZM108 102H109V100H107V103H108ZM205 102H206V101H205ZM5 103H4V104H5ZM39 103H40V102H39ZM49 103H50V102H49ZM55 103H58V101H55ZM70 103H68V104L70 105ZM96 103H97V104H96ZM123 103H125V101H124ZM137 103H138V102H137ZM170 103H171V102H170ZM218 103H220V102H217L216 105H218ZM260 103H261V102H260ZM22 104H23V101H22ZM22 104L19 106L20 108L23 107ZM37 104H38V103H37ZM51 104H52V103H51ZM68 104H67V105H68ZM80 104H81V105H80ZM86 104H87V105H86ZM102 104H103V102H102ZM111 104H112V105H111ZM148 104H149V103H148ZM171 104H172V103H171ZM189 104H190V103H189ZM189 104H188V107H190ZM191 104H194V106L192 105L193 107H195V106H196V107H197V106L199 107V105H195V103H192V102H191ZM206 104H207V102H206ZM211 104H210V105H211ZM262 104H263V103H262ZM17 105L14 106V107H17L16 109L19 108ZM34 105H35V104H34ZM67 105H66V106H67ZM69 105H68V106H69ZM88 105H91V106H88ZM137 105L140 106L141 104L139 105V103H138ZM137 105H136V103H135V106H137ZM25 106H26V105H25ZM52 106H53V105H52ZM52 106H51V107H52ZM86 106H87V108H89L88 111H87ZM99 106H100V105H99ZM99 106H98V107H99ZM102 106H103V105H102ZM119 106H120V105H119ZM133 106H134V105H133ZM133 106H131V107H133ZM141 106H143V105H141ZM175 106H176V105H175ZM186 106H187V105H186ZM192 106H191V108H192ZM218 106L221 107L220 104H219ZM246 106H247V107H246ZM14 107L12 108V106H11L10 108L8 107V109L12 111V109H14ZM51 107H50V108H51ZM127 107H128V106H127ZM131 107H130L129 109H132ZM176 107H177V106H176ZM178 107H179V106H178ZM203 107H204V105H203ZM203 107L200 106L199 108L202 109ZM205 107H207V105H206ZM222 107L226 108V106H222ZM222 107H221L220 110L223 109ZM230 107H231V106H230ZM230 107H227V108L230 109ZM11 108H12V109H11ZM20 108H19V109H20ZM95 108H96V109H99L100 107L97 108V106H96ZM137 108H138V107H137ZM179 108H180V107H179ZM179 108H178L177 110H179ZM181 108H182V107H181ZM181 108H180V109H181ZM227 108H226V109H227ZM231 108H232V107H231ZM257 108H256V109H257ZM8 109H7V111H8ZM52 109H53V108H52ZM68 109H70V108H68ZM68 109H67V110H68ZM121 109H122V108H121ZM140 109H142V107H141ZM175 109H176V108H175ZM182 109H183V108H182ZM182 109H181V110H182ZM226 109H223V110H222V111H224V112H223L224 114H225V112H226V111H225ZM245 109H242L243 112L246 111ZM249 109H250V108H249ZM262 109H263V108H262ZM14 110H15V109H14ZM14 110L12 111V112H13V113H12V114H13V117H17V116H18V117L20 118V119H19V118H18V119L21 120V121H22V119H24V117H27V114H28V113H27V114H26L25 112L21 113L20 110H15V112H14ZM32 110H33V109H32ZM48 110H49V109H48ZM50 110H51V109H50ZM50 110H49V111H50ZM54 110H55V109H53L52 114H53L54 116H56L55 118H57V115H59V118H60V114H59V113H61V112L57 110L59 113L56 112V114H57V115H56L55 112H54ZM93 110H94V109H92V111L89 112V113H92ZM122 110H124V108H123ZM184 110H187V107H186ZM189 110H190V109H189ZM208 110H209V109H208ZM253 110L251 111V113L254 112V114H253V113H252V114L255 115V111H253ZM259 110L261 111V109H259ZM259 110H257L258 113L256 112V116H257V114L260 116V114H259ZM0 111H1V110H0ZM17 111H19L18 113H19V114L21 113V114H20V115H17V113H16ZM21 111H23V110L21 109ZM49 111H48V113H49ZM69 111H70V110H69ZM83 111H84V112H83ZM97 111H98V110H97ZM119 111H120V110H118V112H119ZM132 111H134V110H132ZM156 111H157V109H156ZM159 111H160V110H159ZM187 111H188V110H187ZM209 111H210V110H209ZM232 111H233V110H232ZM71 112H72V110H71ZM79 112H77V113H79ZM129 112H131V110H130ZM129 112H128V113H129ZM144 112H145V110H144ZM157 112H158V111H157ZM172 112H173V111H172ZM189 112H191V114H192L193 111L191 110V111H189ZM189 112H188V115H187V116L184 115V119H182V117H181L182 115H174L173 117L178 116L177 118H178L179 120L182 119L183 121H186L185 118L189 116ZM261 112H264V110H262ZM261 112H260V113H261ZM2 113H3V114L5 113L4 110H3ZM7 113H8V112H7ZM50 113H51V111H50ZM50 113H49V114H50ZM67 113H68V112H67ZM84 113H85V115H86L87 117H85V115H83ZM94 113L97 114V112H95V110H94ZM120 113L122 114L121 111L119 112V114H120ZM128 113H125V115H124V119H125V116H127ZM135 113H137V115H138L139 118H140V115L138 114V112L135 111ZM140 113H141V111H140ZM153 113H154V112H153ZM168 113H169V111L167 112V114H168ZM193 113H194V112H193ZM210 113H211V112H210ZM233 113H234V112H233ZM9 114H11L10 111H9ZM22 114L24 115L23 118H22V116H21ZM25 114H26V115H25ZM49 114H48V115H49ZM61 114H62V113H61ZM68 114H70V112H69ZM68 114H67V115H68ZM79 114H80V113H79ZM95 114H93V115H95ZM123 114H124V113H123ZM123 114H122V115H123ZM130 114H131V116H133L134 118H138V117H135V116H137L136 114H135V116L133 115V113H130ZM130 114H129V115H130ZM143 114H144V113H143ZM146 114H147V113H146ZM146 114H145V115H146ZM165 114H166V113H165ZM167 114L164 116L165 118H166ZM170 114H171V113H170ZM207 114H208V113H207V111H206V115H207ZM234 114H235V113H234ZM249 114H250V112H249ZM261 114H262V113H261ZM0 115H1V112H0ZM15 115H16V116H15ZM29 115H30V114H29ZM32 115H33V114H31V116H32ZM62 115H63V114H62ZM72 115H73V114H72ZM72 115H71V114L69 115V116H70V120H69V122H70V121H71V122L74 121V118L71 119V118H72V117H71ZM114 115H113V116H114ZM122 115H121L120 117H122V119H123V116H122ZM129 115H128V117L130 118ZM141 115H142V114H141ZM147 115H148V114H147ZM155 115H156V113H155ZM155 115H154V117H158V116H155ZM192 115H193V114H192ZM208 115H210V114H208ZM211 115H213V114H211ZM262 115H263V114H262ZM262 115H261V116H262ZM4 116H6V115H4ZM31 116H29V117L32 118ZM79 116H80V115H79ZM82 116H81V117H82ZM90 116H91V119H88V118H90ZM109 116H110V115H109ZM142 116H143V115H142ZM169 116H171V115H169ZM179 116H180V118H179ZM240 116H241V115H239V117H240ZM1 117H3V116L1 115ZM6 117H7V116H6ZM6 117H5V118H6ZM81 117H80V122H79V120H78V122H77V123H80V126L82 127V128H80V129H81L80 131H82V130L84 129V128H83L84 126H82V125H84L83 123H86V122H83L84 119L81 118ZM95 117H96V116H95ZM97 117H98V115H97ZM97 117H96V118H97ZM99 117H100V116H99ZM99 117H98V121H99V119H100ZM101 117H102V116H101ZM111 117H112V116H111ZM117 117H118V119H119L118 121H116V120H117ZM143 117H144V116H143ZM150 117H153V116L151 115ZM239 117H237V118L239 119ZM254 117H255V116H254ZM5 118H4V119H5ZM21 118H22V119H21ZM30 118H29V120H30ZM55 118H53V119H55ZM59 118H58V119H59ZM96 118H95V119H96ZM105 118H106V117H105ZM114 118H115V116H114ZM159 118H160V117H159ZM165 118H163V119H165ZM218 118H219V117H218ZM218 118H216V120H217ZM243 118H244V120L246 119V121H247V118L245 117V115H243ZM260 118H261V117H260ZM260 118H259V119H260ZM263 118H264V117H263ZM4 119L1 118L0 120H1V121H4V122H5V120H7V121L10 122V123L6 122V123L3 124V122H0V123H2L1 126H0V131H1V130L6 131V129H9V128H7V127H9V126H4L5 124H6V125H9V124L11 125L12 123H14V124H12V125H13L12 128L9 129V130L11 131V130L14 128V126L16 125L15 122H12L13 120L8 119V118H6L5 120H4ZM15 119H16V118H15ZM25 119H27V118H25ZM34 119H35V117L32 118V121H33ZM58 119H57V120H58ZM68 119H69V118H68ZM76 119H77V118H75V120H76ZM82 119H83V120H82ZM109 119H110V118H109ZM109 119H108V120H109ZM126 119H127V118H126ZM144 119H145V117H144ZM160 119H161V118H160ZM167 119H168V117H167ZM178 119H177V120H178ZM188 119H189V118H188ZM229 119H231V118H229ZM249 119H251V118L248 117V120H249ZM29 120H26V121L28 122ZM55 120H56V119H55ZM55 120H54V123H53L54 128H55V125L57 124V123H55ZM57 120H56V121H57ZM60 120H61V119H60ZM72 120H73V121H72ZM106 120H107V119H106ZM140 120H141V119H140ZM149 120H151L152 123H151V124H150L149 122H148V123L150 124V126L153 125V127H155V125H154L155 123H156V124L159 123V122H155L156 120L154 121L155 123H153L152 118L149 119ZM149 120H148V121H149ZM171 120H172V118H171ZM173 120H174V119H173ZM173 120H172V121H173ZM175 120H176V119H175ZM179 120L176 121V122H175V121H173V122H175V123L177 124V123L179 122ZM216 120H215V121H216ZM244 120H243V121H244ZM251 120H252V119H251ZM256 120H258V119L255 118L254 121H256ZM262 120H264V119L258 120V122L260 121L259 123H260L261 125H264V124H262V122H261ZM32 121H30V122H32ZM61 121H62V120H61ZM63 121L65 122L64 124H66L67 121H66V120H63ZM76 121H77V120H76ZM76 121L73 122V123L77 124ZM98 121H97V122H98ZM103 121H104V120H103ZM141 121H142V120H141ZM157 121H158V120H157ZM168 121H170V117H169V120H168ZM217 121H218V120H217ZM217 121H216V122H217ZM71 122H70V123H71ZM82 122H83V123H82ZM97 122H96V123H97ZM99 122H100V121H99ZM99 122H98V123H99ZM101 122H102V121H101ZM144 122H147V120H145V121H143V122H141V123L143 124ZM221 122H222V121L219 120V122H217V123H220V124H221ZM223 122H224V121H223ZM252 122H253V120H252ZM252 122H251V123H252ZM256 122H257V121H256ZM60 123H61V122H60ZM81 123H82V124H81ZM96 123H95V124H96ZM103 123H104V122L99 123V125H100V124L102 125ZM121 123H122V125H124L123 121H122ZM129 123H130V122H129ZM138 123H139V122H137L136 124H138ZM184 123H186V122H184ZM217 123H214V124H216V125H215V126L213 125L212 129H213V128H214V129H215V128H216V129H217V128H220V127H216V126H219ZM226 123H227V122H226ZM226 123H225V124H226ZM228 123H229V120H228ZM251 123H250V124H251ZM253 123H254V122H253ZM253 123L251 124V128L253 129V131H256L255 129H256L257 127L254 128V127H255V124H259V123H255L254 125H253ZM263 123H264V121H263ZM32 124L34 125L35 122H32ZM131 124L133 125V127H135V125H136L134 122H131V123L129 124V127H128V125L125 126V125H126V124H125L123 128H125V127H126V128H125V129L122 128V130L126 131V130L128 129V130H127V133H129V130H130V131H133V129H129L130 126H132ZM134 124H135V125H134ZM225 124H224V125H225ZM246 124H248V123H246ZM17 125H19V124L17 123ZM17 125H16V127H18ZM33 125H32V126H33ZM67 125H68V123H67L65 126H67ZM77 125H78V124H77ZM86 125H89V126H86ZM90 125H92L91 122L85 124V129H88V128H89V131H90V127H91ZM117 125H116V126H117ZM185 125H187V124H185ZM224 125H223V126H224ZM252 125H253V126H252ZM261 125H260V126H261ZM3 126H4V127H3ZM25 126H27V128H28L30 125H28V124L26 125V124H25L24 126L21 125V126H19V127H21L20 129H22V130L25 129V131H27L29 128L27 129ZM43 126H45V127H43ZM57 126H58V124H57ZM57 126H56V127H57ZM59 126H60V125H59ZM59 126H58V127H59ZM62 126H63V127H62ZM80 126L78 125V127H80ZM93 126H94V124H93ZM95 126H96V125H95ZM116 126H112V127H116ZM119 126H118V128H116V129H119V128L121 127V126H120V127H119ZM142 126H143V125H142ZM142 126L140 125V127H142ZM220 126H222V124H221ZM233 126H235V127L237 126V127H238L239 125H233ZM256 126H259V125H256ZM260 126H259V127H260ZM16 127H15V128H16ZM33 127H34V128H31V129H33V130L30 131L31 134H29V132H26V133H25V131L23 132L22 130H20L21 132L18 133V134H21L20 139L18 138L19 136H17V137L15 136L16 138L13 136V135H15V132H16V131H14V132L12 131V133L9 132V133H11V135L9 134V135L11 136V138L9 139V143H10V140L13 139V143H12V144H13V146L15 147L14 149H16V148L22 146V145L19 146V142H16V141L21 140V143L24 144L25 142H28V141H29L28 138H30V139H34V140H32L33 142H34V141H37V142H38V146H36L37 144H36V142H35V144H36L35 146H36L37 148H36V147H33V146H34V145H32V144H34L33 142H30V143H32V144H31L32 147L29 145L31 148H30L29 146H27L29 142L26 143L27 145L24 144L25 147H24V148L22 147L23 150H24L26 147H29L30 150H31V152H29V151L27 152L28 154H29V153H33V152H35V151H33V150H36V151H37L38 147H40V146H42V145H43V146H46L48 143H49V144H48L47 146L51 145V147L49 146V147H50V148L48 149L49 151H54L55 149L63 150V149L66 148V146L61 145V142H59L58 145H60V146H64V148H63V149H62V147L56 148L57 143L54 144L53 141H49V140H52V139H50V138H53L54 135H57V133H58L59 130H57V131H55V130L58 129V127H57L56 129H54V131L57 132V133H55V134L52 133V131H53L52 128H53V127L51 128V130L49 129L50 131H48V129H47L48 127L46 126V124H45V125L43 124L42 126L37 127L38 129H36V126H35V125H34ZM42 127H43V131L41 132V131H39V129L42 130ZM46 127H47V128H46ZM68 127H69V126H68ZM76 127H77V126L74 125L73 128H72V127H71V128H67V130H68V129H69V130H71V129L75 130ZM98 127H99V126H98ZM103 127H105V123H104L101 127H99V128L102 129ZM137 127H138V126H137ZM159 127H163V125L160 126V124H158V128H159ZM241 127H242V126H239L238 130H239ZM245 127H246V126L244 125V127H242L241 129H243V128H245ZM1 128H2V129H1ZM44 128H46L47 130L45 131ZM61 128H64V130L62 129V130L60 131V133L57 135V136H61L60 139L66 137V136L64 137V134H65V133H67V134H70V133H71V132H69V130H68V131L65 130L66 128L64 127V125H62V123H61V127H59V129H61ZM99 128H98V129H99ZM142 128H143V127H142ZM150 128H151V127H150ZM158 128H157V129H158ZM247 128H250V127H247ZM251 128H250V129H251ZM260 128L262 129V128H264V127L262 126V127H260ZM260 128H258V129H260ZM17 129H18V128H17ZM17 129H16V130H17ZM31 129H29V130H31ZM93 129H94V128H93ZM104 129H105V128H104ZM134 129H136V128H134ZM157 129H156L155 132H157L158 134L161 135V137L159 136V137H160L159 139H162V138L164 137L162 140H166L164 134H166V133L168 134L169 131L166 132V133H163V130H164L165 128H164V129H163V128H160V129H161V133H159L160 130L158 129V130H159V131H158ZM224 129L227 130V127L225 126ZM258 129H257V131H260V130H258ZM29 130H28V131H29ZM34 130L37 131V134H34V133H33ZM76 130H77V129H76ZM91 130H92V129H91ZM122 130H121L120 133H123ZM4 131H3V133L1 132L2 134L0 133V134H1V135H0V140H1L0 142H2V139L4 140V138L6 137V135H3V134L8 133V131H6V132H4ZM38 131L41 132V133L43 134V137H42V134H41V135H40V134L38 135V133H39ZM54 131H53V132H54ZM65 131H66V132H65ZM77 131H78V130H77ZM87 131H88V130H87ZM89 131H88L87 134H86V133H85L86 131L84 130L85 136H86L87 138L85 137L86 139H83V136H82L83 141L86 142V141L88 140L89 142H91L92 140H93V141H96V140H97L98 142L101 143V141L99 140V138H98V139L96 138V139L94 140V137H98V136H97V129H96L95 131L92 130L93 133H91V132H89ZM98 131L100 132L101 135H103V136H101V135L98 133L101 137H104V136H105V138H106V136H107V137L109 136V137H110L109 139H112V137H111V136H112V135H111L112 133L106 135V132H108V129H107V128H106V130H105L106 132H104V133H103V131L101 132V130H98ZM149 131H150V133H153V132H154V131L152 132L151 129H149ZM149 131H148L147 133H145V134H149L148 136H151L150 133H149ZM164 131H166V130H164ZM241 131H242V130H241ZM22 132H23V137H26V138H27V139L25 138L26 140H25L24 142H23L24 138L22 137ZM44 132H45V134H44ZM48 132H50L51 134L48 133ZM72 132H73V131H72ZM75 132H76V131H75ZM95 132H96V134H95ZM140 132H141V131H140ZM140 132H138V130H137L136 133H140ZM155 132H154V133H155ZM261 132L264 133V129H263V131H260V133H261ZM32 133H33V136H34L36 139L39 138V137H40V140H41V137L44 138V139H46L45 141L43 140L44 144H43L42 140H41V141L38 140V139L36 140L34 137L31 138V136L28 137L27 135H25V134L32 135ZM47 133H48V134H47ZM79 133H81V132H79ZM125 133H126V132H125ZM133 133H134V131H133ZM141 133H142V132H141ZM154 133H153V134H154ZM177 133H178V132L176 131V133H175L176 135H174L175 138L178 137V136H177ZM225 133H226L225 131H222L221 134H219L218 136H216L215 140H212V139L209 140V138H206L203 144H204V145L206 144V147L208 148V145H207V144L213 142V143L215 144L214 146L216 147V148H214V149H217V148H218L217 145H219V147H220L222 144H226L227 141H228V142H227L226 145H229V144H228V143H229V140H228V139H230V137H232V136H229V135L226 136ZM16 134H17V133H16ZM18 134H17V135H18ZM46 134H47V136H49V135H50V136L47 137ZM62 134H63V136H62ZM81 134H82V133H81ZM94 134H95V136H94ZM104 134H105V135H104ZM129 134H132V132H130ZM142 134H143V133H142ZM153 134H152V136H151L152 139L149 140V141H150V142L152 141V142H151L152 144H153V143H156V142L159 143L160 141H159L157 138H156V139H157L158 141L156 140V142H154V136H156V135H158V134H156V133H155L156 135H153ZM167 134H166V135H167ZM169 134H170V133H169ZM169 134L167 135V136H168L167 138L170 139V140H173V139H171V138H174L173 134H172V136H170V137H169ZM196 134H197V133H196ZM2 135H3L4 137H2ZM35 135H36V136H35ZM44 135H45V136H44ZM52 135H53V136H52ZM65 135H66V134H65ZM78 135H79V134H78ZM122 135L124 136V133H123ZM132 135H133V134H132ZM139 135H141V134H139ZM162 135H163V137H162ZM178 135H179V134H178ZM224 135H225V136H224ZM38 136H39V137H38ZM67 136L69 137V136H71V134H70V135H67ZM80 136H81V135H80ZM80 136H78V137H80ZM113 136H114V135H113ZM118 136H119V135H118ZM130 136H131V135H130ZM176 136H177V137H176ZM179 136H181V135H179ZM191 136H192L191 138H193V132H191ZM1 137H2V138H1ZM7 137H8V134H7ZM7 137H6V139L9 138V137H8V138H7ZM68 137H67V138H68ZM73 137H74V138H75V137L77 138V135H75V136H73ZM73 137H72V138H73ZM115 137L117 138V136H114L113 138L116 139ZM131 137H132V136H131ZM189 137H190V133H189V132H184V133H183V137H182V138L180 137V138L182 139V141L179 140V142H178V143H180V144H178V145H180V146L177 147V148L180 147L178 150L175 149L176 147H175V148H172V147H173L172 144H174V143H173L172 141H170V140L168 141V139H167V142H169V143H168V146H169V144H171V145H172L171 148H172V149H175L172 153H170L171 156H170L169 154L166 155V153L168 152V149H166L167 152H166L165 154H162V152H161V150H160V148H161L162 146H161V147L159 146L160 148H159V149H156V150H154V148L151 149L150 147H152L153 145H152L151 143H149L148 141H145V142H146V144L148 143V147H149V149H144L145 152H144V151H143V152H140V151H142L141 149H143V148H142V146H143L142 144H143V143H142V141H141V143H140L141 146H140V145H139V141H138V142L136 141V143H138L139 146H138L137 144H135V141L133 142L135 136H134V138L132 137L133 139H131L132 142H133V143L131 144V146H133V145L135 144V146H133V147H131L130 145H126V143H125V142H126V139H125L126 137H125V138L123 137V139L125 140L124 143L122 142L123 139L119 137V140L122 139L121 142L124 144V146L122 145L123 147H125L124 151H125V150H128V153L125 151V154L123 153L124 155H122L121 152H120V154H119V153L117 154L116 152L113 153V151H112L111 153H112V155H114V156L110 155L111 158H109V157H110L109 155H108L109 157H108V156H105L107 159L104 157V158H105V159H103L104 161H103V160H102V161L100 160V162L97 160V159H99L98 157L101 156V155H98V153H101V152H107L108 150H110V149L112 148V147L110 148L109 145L106 146V144H108V143H106V144L103 146V148H102L101 146H99L98 148L101 147L100 149H101L102 151H101V150L99 151V149H98V150H96L97 152H94L95 150L93 151V149H92L93 147H92L91 143L88 145L89 147H86V146H84V145H85V142H84V143H83V146H84V147H82V148H84V150H85V147H86V149L89 150V151H88V150L85 151L84 153H89L90 150L92 149L90 154L93 153V154H92V155H93V160L95 159V160H94L95 162L98 161V163H96V165H97V164H98V165L101 164V169H102V166L105 164V163L103 164V162H105V160H107V161H111V160H112V161H113V159L116 160V158H112V157H118V156H120V155H122V157H121V156L118 157V159H120V161H119V160H116L117 162H116V161H115V162L118 163V164H120L121 161H123L124 164L126 163L127 166H128V165H130V163L133 162V161L131 160L132 158H130V157H132L131 155H135L137 152H140V153H143V154H140V153L138 154V153H137L136 156H134V157H136V160H135L134 162L137 163V164H135V163L133 162V163H132L133 166H132V164H131L130 166H128V169H129V167H130V168H131V167L134 168V167H136V166H137L136 168H138V166L140 165V163H142L143 166H144V165H146V163H147V162H146L147 158H148V160H151V158L153 159L154 157H158V156L161 157V158L158 157L159 159H157V160H160V161H159V162H161L160 164H162V163L164 162V161H162V160L164 159L165 156H167L168 158H166V157H165V158H166V162H168V164H166V162H164L165 164L163 163L164 165L162 164V166H165V165H166V167H164V168H168V167L171 168V167H172L171 165H175V164L177 165V164H179V161H180L179 158H181L180 156L183 155V153L186 152V153L188 154L190 151H194V150L196 149V148H194V147H195V144L193 143V141H192L193 144L191 143ZM226 137H228V139H227ZM21 138H22V139H21ZM48 138H49V139H48ZM55 138H56V136H54L53 140H55ZM58 138H59V137H58ZM58 138H57V139H58ZM69 138L71 139V137H69ZM74 138H73V139H74ZM76 138H75V140H76ZM80 138H81V137H80ZM80 138H77V140H79L80 143H81V142H82V141H81L82 139L80 140ZM129 138H130V137H129ZM175 138H174V139H175ZM235 138H236V137H235ZM235 138H234V139H235ZM57 139H56V140H57ZM60 139H58L57 142H58ZM106 139H107V138H106ZM117 139H118V138H117ZM117 139H116V141H117ZM183 139H184V141H183ZM201 139L203 140V138H201ZM234 139H233V140H234ZM237 139H238V138H237ZM14 140H15V141H14ZM27 140H28V141H27ZM75 140H73V141L71 140V141L74 142ZM141 140H142V139H141ZM202 140H201V141H202ZM30 141H31V140H30ZM48 141H49V142H48ZM60 141H61V140H60ZM79 141H76L77 146L74 148V149H76V151H77V149H79V150L77 151V154L75 153V151H74V149H73L74 144H72V148L70 149V151L73 149L74 152H72V151L70 152V153H73V154H69V156H68V153H69V150H68V149H69V147H70L71 145H70V146L68 147V149H67L68 152H66L67 150H66V151H64V150L62 151V152H63V155H62V156H64V155H65V156H64V158H62V162H61V163H58L57 160H59L58 158L61 157L60 155L62 154V152L59 151V150H57V152H55V151H54V152H51V155H52L53 153H54V154H56V153H60V154H57V156H58L57 158H56V155H54V154L52 155L53 158H52L51 160H52L53 163H51V160H50L51 157H46V156H47V155H46V151L49 152V151L47 150V148H48L47 146H46L45 150H44V148H43V149H40V148H42L43 146L40 147V148H39L40 151L38 152L39 154L37 153L39 156H38V155H37V156L40 157V156L43 155L42 158H41V159H42V162H46V161L48 160V158H49L50 163H51L50 166H54V163H55L56 161H57V163H55V164H58L59 167H62L61 165H63V164H64L63 167H64V166H67V165H69V164H66V162H67L66 159H67V160H70V166L75 165V166L77 167L76 163L79 165V162H78V161H80L82 164L86 165V164H85V163L87 162L86 159H83L84 156H83L82 154H80V153H83V149L80 148V147L78 148V145H79V146H80V145L82 146V144H79ZM88 141H87V142H88ZM105 141H107V140H105ZM176 141H177V140H176ZM176 141H175V142H176ZM254 141H255V144H256V140H254ZM4 142H5V141H4ZM4 142H2V143L5 144V145H2V143H0V147L6 146L5 148H7V146H9V147H8L9 150L4 149V147H3V148H0V153H1V156H0V160H1V162H0V164H2V161L4 160V162H3L4 164H6V163H7V165H8V164H10V165L13 164L12 166H15L16 164L19 163V161H23V160L25 159V158H24V159H19L18 161L16 160L17 162L14 160V159H18V156H19L21 153H23V152L25 153V152H26L27 150H29V149L23 151V150H21V148H20L21 153L19 154L18 152H20V151H19V148H18V149H17V151H18L17 153H18L19 155L17 156V158L14 157V159H13V156H15L16 154H12V153L14 152V151H13V150H14L13 147L10 149V147H11L10 145H12V144L7 143V144H9V145H6V143H4ZM6 142H8V140H7ZM15 142H16L17 145L15 144ZM39 142H41L42 145H41ZM45 142H46V143H45ZM54 142H56V141H54ZM117 142H118L119 144L121 143L120 141H117ZM165 142H166V141H165ZM165 142H164L163 144H165ZM167 142H166V143H167ZM197 142H198V141H197ZM202 142H203V141H202ZM236 142H237V141H236ZM52 143H53L54 146H52ZM100 143H96V142H95V144H96L97 146L100 145ZM182 143H183L184 147H181V144H182ZM184 143H185V144H184ZM213 143H212V144H213ZM232 143H235V141L232 142ZM237 143H238V142H237ZM258 143L260 144V146H262V147L264 146V145H261L263 142L260 143V141H259ZM258 143H257V145H258ZM119 144H118V147H119ZM150 144H151L152 146H150ZM160 144H162V142H160L159 144H154V145H157V148H158V145H160ZM163 144H162V145H163ZM203 144L201 143L200 146L203 147ZM212 144H211L212 147L210 146V148L213 149L214 146H213ZM253 144H254V142H253ZM1 145H2V146H1ZM90 145H91V146H90ZM183 145H182V146H183ZM185 145H186V146H185ZM209 145H210V144H209ZM236 145H240V144H236ZM17 146H18V147H17ZM122 146L120 145L121 148H122ZM126 146H128V148H127ZM129 146H130V148H131L130 150H129ZM144 146H145V144H144ZM146 146H147V145H146ZM146 146H145L144 148H148V147H146ZM168 146H167V144H166L165 148H168ZM175 146H176V145H175ZM224 146H225V145H224ZM224 146L222 145L221 148L224 147ZM240 146H241V145H240ZM53 147H55L54 150L51 149V148H53ZM57 147H58V146H57ZM104 147H105V148H104ZM120 147H119V149H121ZM136 147H141V149H140V148H137V149H136ZM153 147H154V146H153ZM206 147H205L206 150H209V149H210V148L207 149ZM238 147H239V146H238ZM243 147H244L243 149L246 148V146H244V145H243ZM257 147H259V146H257ZM32 148H36V149H32ZM89 148H90V149H89ZM106 148H107V149H106ZM108 148H110V149H108ZM181 148H182V150L185 148L184 151H180ZM199 148H200V147H199ZM240 148H242V147H240ZM2 149H3L4 151L7 152V153H6V152L4 153V156H6L5 159H4V157L2 156V155H3L2 152H1ZM132 149H133V150L136 149V150H134L135 153L133 152ZM162 149H164V147H162ZM186 149H187V150H186ZM223 149H224V148H222V151L224 152ZM249 149H250V147L247 148L246 150H243L242 153H243V152H246L245 155L248 156V153H249V151H250ZM43 150H44L45 152H43ZM103 150H104V151H103ZM105 150H107V151H105ZM113 150H114V149H113ZM122 150H123V148H122ZM137 150H138V151H137ZM139 150H140V151H139ZM149 150H150V153L153 152V154L155 153V155L152 156V155L148 154V151H149ZM152 150H154V151H152ZM169 150H170V149H169ZM202 150H203V149H202ZM218 150H219V148H218ZM220 150H221V149H220ZM225 150H226V149H225ZM248 150H249V151H248ZM4 151H3V152H4ZM9 151H10V152L12 151V152L10 153ZM22 151H23V152H22ZM32 151H33V152H32ZM81 151H82V152H81ZM92 151H93V152H92ZM129 151H130V152H129ZM171 151H172V150H171ZM171 151H169V152H171ZM176 151H177V152H181V153L176 154V156H178L179 154H181V155H179V158L177 157V159H179V161H178V163H176V162H174V163L172 162V163H171V161H173V158H171V157H172V155H173L174 153H177ZM200 151H201V150H200ZM200 151H199V152H200ZM212 151H213V150H212ZM237 151H238V150H237ZM64 152H65V154H64ZM117 152H118V151H117ZM146 152H147L148 155L151 156L150 159H149L150 156H148L147 158H146V156H144V155H147ZM182 152H183V153H182ZM203 152L205 153L204 150H203ZM203 152H202V153H203ZM223 152H220V153H223ZM233 152H235V151H233ZM238 152H240V151H238ZM251 152H252V153H251ZM24 153L22 154V156L25 155ZM27 153H26V154H27ZM40 153H41V154H40ZM42 153H43V154H42ZM186 153H185V154H186ZM190 153H192V152H190ZM208 153H210V152L208 151ZM214 153H216V152H214ZM214 153H212V155H213ZM217 153H218V152H217ZM217 153L215 154V156L217 155ZM228 153H232V151H230V152L227 151L226 153L224 152L225 155H224V154H223V155H222V154H221V155H218L217 158H219V157H221V156H223V157H224V156H227V157H228V156H229ZM5 154H7V155H5ZM8 154H9V155H8ZM11 154H12V156H11ZM74 154H75V155H74ZM78 154H79V155H78ZM103 154H104V153H103ZM116 154H117V155H116ZM126 154H127V155H128V154H129V155L131 154V155H130V157H129V156H126ZM195 154L198 155V153H196V150H195V152H194L193 157L195 156ZM218 154H219V153H218ZM226 154H227V155H226ZM237 154H238V153H237ZM239 154H240V153H239ZM250 154H251V155H250ZM250 154H249L250 157L252 156V154H254V153H253V150L250 151ZM258 154H260V155L263 154V155H264V149L262 150V152L260 151ZM258 154H257V155H258ZM29 155H30V154H29ZM31 155H32V154H31ZM45 155H46V156H45ZM51 155H50V156H51ZM66 155H67V157H66ZM80 155L83 156V158H82ZM95 155H96V156H95ZM137 155H138V156H137ZM139 155H140V156H143V158H146V160H144L143 158H141ZM188 155H189V154H188ZM206 155H207V153H206ZM233 155H234V156H230V158H228V159H233V160L237 159V158H234V157H236V156H235L236 154L233 153ZM242 155H243V156H242ZM242 155L240 156V157H241V160H246V161H248V160L250 159V158H249V159H244L246 156H245L244 154H242ZM257 155H253L252 157H255V160H256V159H258V156H257ZM260 155H259V157H260ZM10 156L12 157V158H11L12 161H11L10 158H9ZM44 156L47 158V160L45 159ZM48 156H49V155H48ZM54 156H55V157H54ZM72 156H74V157L72 158ZM76 156H78V157L80 156L82 160L80 159V157H79V158L77 157L78 159H76ZM97 156H98V157H97ZM169 156H170V157H169ZM174 156H175V155H174ZM174 156H173V157H174ZM183 156H184V155H183ZM185 156H186V155H185ZM201 156H202V154H200V156H197V157H196L197 160H195L196 164H194V165H197V167H196V166H193L192 170L194 169V167H195L196 170H197V168H199V169L201 168V170L204 169L203 167H204L205 163H207V162H205L206 160L204 161V158H203V157H202L203 159L200 158V160H199L198 158L201 157ZM208 156L210 157V155H208ZM213 156H214V155H213ZM215 156H214V158H216ZM2 157H3V158H2ZM24 157H25V156H24ZM38 157H35V159L33 158V159H34L33 161H32V159H31V157H30V159H28V158L26 157L25 162H23L24 164H23L22 162L20 163V164H22V166L19 164V166H21V169H19L20 167H19L18 165L16 166V168H15L14 170H12V169L10 170V167H9V170H10L11 172H10V171H7V172H6L7 174H4L3 172H4L5 170H8V169H6V168H7L8 166H10V165H8L7 167H6V165H5L6 168H2V166L4 167V164H2V165L0 166V167H1V168H0V172H1V170L3 169L2 172H1V174L3 173V175H5L4 180L6 179V177H8L6 180H8V179L11 178V177H9V176H6V175H8V172H9V174L12 173V174H14V175L16 176L18 173H20V172H17L18 169H19V171H20V170L23 171L22 168H23V166L25 165L26 162L31 166V167H30V166H28V164H26V166L29 167V168H27V169H29V170H30V168L32 169V167H33V166L31 165L32 162H33V165H34V164H35V165H39L38 162H37V163L35 162V161H37L36 158H38ZM124 157H126L127 159L125 158L126 160H123ZM128 157H129L130 159H129ZM206 157H207V156H206ZM209 157H207V158H209ZM227 157H225L226 159H225V158H223V159H225V160L227 161ZM232 157H233V158H232ZM243 157H244V158H243ZM248 157H249V156H248ZM248 157H247V158H248ZM252 157H251V158H252ZM55 158H56L57 160H56ZM74 158H75L76 160H74ZM137 158L143 159L144 161H143V160H140V162H139V160H138ZM169 158H171V159H170L171 161L168 160ZM175 158H176V157H175ZM175 158H174V161H175ZM242 158H243V159H242ZM261 158H262V155H261ZM261 158L258 159V160H259V163H260V166H262V167H259V168H264V166L261 165V164H262L261 162H263L264 160L261 161ZM2 159H3V160H2ZM41 159H39V160L41 161ZM43 159H45V161H43ZM53 159H54V161H53ZM79 159H80V160H79ZM109 159H110V160H109ZM177 159H176V161H177ZM183 159H184V160L186 159V160H185V164H187V162H188L187 157H185V158L183 157ZM188 159H189V158H188ZM193 159H194V158H193ZM210 159L212 160L213 157L209 158L208 163L210 162L211 164H212V163H213V164L211 165V164L209 163L208 165H209V166H213V165L215 166V165H216V163H214L215 161L211 162ZM223 159H218V160L216 161V162L218 163V165H216V166L218 167L219 171H218V169L216 168V166H215L216 171H215L214 167H212V168L214 169L215 172L218 171V173H220V172L223 173V171H224L223 175H225V177H227V176L229 175V173H230L229 170L231 171V169H230V167L228 166V167L226 168V169L229 168L228 171H227L226 169H225L226 171L223 170V167H222L223 164H221V163H224V162H225V160H223ZM238 159H239V158H238ZM253 159H254V158H253ZM262 159H263V158H262ZM7 160H8V161H7ZM27 160L32 161V162L29 163ZM39 160H38V161H39ZM72 160H73V161H72ZM93 160H91L90 162L88 161L90 164H87V167H88L89 165H91V163H92ZM96 160H97V161H96ZM130 160H131V161H130ZM148 160H147V161H148ZM153 160H154V159H153ZM153 160H152V161H153ZM155 160H156V158H155ZM184 160H183V161L181 160V161L184 162ZM189 160H191V159H189ZM213 160H214V159H213ZM219 160H220V162H219ZM221 160H222V161H221ZM233 160H231V161H233ZM241 160H240V161H241ZM5 161H6V163H5ZM9 161H10V162H9ZM60 161H61V159H60ZM71 161H72V163H73V162H75V163L71 164ZM76 161H77V162H76ZM94 161H93V162H94ZM107 161H106V164H107L108 166L105 164V166H103V167H106V166H107L106 169L109 170L108 167H109V164H110V163H108ZM136 161H137V162H136ZM141 161H143V162H141ZM191 161H192V160H191ZM198 161H201V162L204 161L202 167H200V164H201V163L199 164ZM246 161H244L243 163H245ZM250 161L252 162V160H249V162H246V163H245L246 167H245V165H243V164H242L241 166H244V167L246 168V170H247L248 167H250V165L247 166V163H250ZM256 161H257V160H256ZM256 161L254 162L255 164H256ZM8 162H9V163H8ZM13 162H14V163H13ZM34 162H35V163H34ZM42 162H39V163H42ZM63 162H64V163H63ZM68 162H69V161H68ZM88 162H87V163H88ZM115 162L113 161V163H115ZM123 162H122V163H123ZM145 162H146V163H145ZM149 162H150V161H148L147 165H148V164L150 165ZM153 162H155V161H153ZM157 162H158V161H157ZM157 162H156V164H157L158 166L156 165V168L159 167V164H158ZM169 162H170L171 165H169ZM182 162H181V164L183 165L184 163H182ZM189 162H190V161H189ZM195 162H194V163H195ZM197 162H198V163H197ZM238 162H239V160H238ZM48 163H49V161H48ZM81 163H80V164H81ZM116 163H115V164H116ZM122 163H121L120 165L117 164L116 166H114L115 164H113V166H112L113 168H112V167H109V168H110V172H111V169H112L113 172H114V171H115V170H114V167H115V168H116V172L118 171L116 174H118V173H119V170L122 168L121 165L124 166ZM138 163H139V165H138ZM144 163H145V164H144ZM235 163H236V160H235ZM254 163H252V166L250 167L251 169H252V168L254 169V168L256 167ZM134 164H135V165H134ZM142 164H141V169H138V170L140 171V173H141V172H142V173L144 172L145 174H143V175H146L145 177H147V175L150 173V172H149V169H151V168H150V166L148 165V166H147V169H148V168H149V169L146 170L147 172L142 171V170H145V169H146V168L143 169ZM152 164H153V163H152ZM181 164H179V165L176 166V167H178L177 169H176V167H173V168H174V172H175V171H178V169H181V168H182V165H181ZM185 164H184V165H185ZM191 164L193 165V163H191ZM35 165H34V166H35ZM48 165H49V164H48ZM48 165H47V167H46V166H45V167H44V166L41 167V171L38 173V175L43 173V174H42L43 176L46 174L47 177H49L50 174H51L52 172H51V173L48 172V171H50V169L48 170ZM110 165H111V164H110ZM153 165H154V164H153ZM192 165H191V166L189 165V167H192ZM206 165H207V164H206ZM219 165H220V166H219ZM237 165H238V164H237ZM239 165H240V163H239ZM253 165H254L255 167H253ZM12 166H11V167H12ZM26 166H25L23 169H25ZM50 166H49V167H50ZM56 166H57V165H56ZM127 166H126V167H127ZM151 166H152V165H151ZM167 166H168V167H167ZM179 166H181V167H179ZM186 166L188 167V165H186ZM209 166H205L206 169H204L203 172H204L205 170H207V168H208ZM241 166H240V167H241ZM87 167H86V166H85V168H84V166H83V168L81 167V168L83 169V170L81 169V170H82V173H86L87 171H90V170H91L90 167H88L89 169H88ZM118 167H119V168H118ZM139 167H140V166H139ZM144 167H145V166H144ZM184 167H185V166H184ZM189 167H188V168H189ZM17 168H18V169H17ZM46 168H47L48 171L46 170ZM51 168H52V167H51ZM54 168H55V166L53 167V169H54ZM66 168H67V167H66ZM78 168H80V166H79ZM93 168H94V165H93ZM160 168H163V167H160ZM160 168H158V170L156 169V171H161ZM164 168H163L162 170H163V172L166 173V170H164ZM170 168H169V169H170ZM188 168H186V169H188ZM212 168L210 169V172H209V168H208V171L205 172V173L209 172V173L206 174L207 176H209V174L211 173ZM220 168H222L221 171H220ZM224 168H225V166H224ZM37 169L39 170V169H40V166H39L38 168H36L35 170L37 171ZM42 169H43V170H42ZM53 169H52L53 172H54V170L56 171V168H55L54 170H53ZM60 169H61V168H60ZM60 169H59V170H60ZM84 169H85V171H84ZM94 169L96 170V172L94 171V173H93V172L90 171V172H91V173L89 172V173L91 174V175L89 174L90 177H89V176H86V175H88V174H86V175H84V176H86V177H88V178H85V177H82V178H84L85 181H87V180L89 181V180H91L92 177L94 178V176H95V177H96V181L98 182V184H99V183L102 184L103 182H105L106 185H103V184H104V183H103V184H102L103 186L101 185V187H100V186H99L100 184H99V185L97 186V189H96V188H95L96 185H94V184H96V183H94V184H92V186L94 185L93 188H92L90 182H91L92 180L94 181V180H95V178H94V179H92V180L89 182V183H90L89 185H86V186H88V187L90 186L91 189L88 188V187H87L86 189H88V190H92V189H93V191H94V189H96V190H95L96 192H97V191H98V192H101V191H103L105 188H108L107 185H109V183H110V187H111V185L115 184V185H113V188L111 187L112 189H114V196H115V192H116V191L119 192L120 190H122V186H123L124 189H126V188L128 187V185H129V183L131 184V185H129V186H132V182H133L134 185H136L137 182H135V180H133V179H135V177H139V175L142 174V173H141V174H138L137 176H135V177H133V178H132V176L130 175V176H131V180H132V182H130V181H131L130 178H126L127 181H126V180L124 181V179H125V177H126L125 175H127V177H128L130 171H129L128 169H125V168H124L125 171H127V170L129 171V172L127 171V173H126L125 171H122V169H121L120 172H121V173L124 172L123 175H124L125 177H124L123 180H122L123 182L121 181V184H119L120 182L118 183L117 181H119V180H117V179H119V178L121 179V177H122L123 175L120 174V175H119L120 177L118 176L119 178L117 177V175H115V177H117V178L115 179V177H112V178H113V181H112V180H111L112 178L109 180V177H110L111 175H113V174H111V175L109 174L110 176H108V174H104V173L106 172V171L104 172V169H105V168H103V169H102L103 171H102V170L100 169V166H99L98 169H99L100 171H102V172H100V173H99L100 175L98 174L97 176L95 175V173H97L98 169H96V167H95ZM94 169H92V170H94ZM117 169H118V170H117ZM134 169H135V168H134ZM29 170H27V175H28L27 180H29V178H30L29 176H30V174H31V172H29ZM62 170H63V169H61L60 171H58V169H57L56 174H57V173H58V174L62 173V172H61ZM86 170H87V171H86ZM172 170H173V169H171V172H172ZM181 170H182V169H181ZM189 170H190V168L188 169V172H187V170L185 171L187 175L184 176V177H187L188 175H190V174H189ZM255 170L258 171V165H257V168H255ZM255 170L253 171V173L255 172ZM263 170H264V169H263ZM14 171H16L17 174H15L16 172H14ZM131 171H132V168H131ZM135 171L137 172V170H135ZM139 171H138L137 173H139ZM167 171H168V169H167ZM179 171H180V170H179ZM179 171H178V172H179ZM212 171H213V170H212ZM214 171H213V172H214ZM247 171H248V174H247V175H249V170H247ZM24 172H26V171L24 170L23 173H24ZM45 172H46V173H45ZM68 172H69V171L67 170V173H66V174H65V172H64L63 175L59 176V177H61V180L65 177L64 180H62V181L60 180V178H59L58 176H56V174H54V173H53V174H54V176H56V179H57V177H58V179L56 180L57 182H58V181L63 182V181H65V179H66V180H67L66 182H68V183L70 182L69 185L72 184L73 182L76 183V186H77V184L81 185L80 183H82V182L85 184L84 179H82V180H79V179H78L80 176H82L81 173H80V174L75 173L74 175H76V174H77V176L79 175L78 178H77V176H75L78 180H77V181H76V180H72V181H71V180L68 179V177H66V175L68 174L67 176H70V175H73V174H72V172H71V174L68 173ZM98 172H99V171H98ZM107 172H108V171H107ZM110 172H109V173H110ZM151 172H152V171H151ZM163 172H162V171H161L160 173L157 172V175H160V176H159V179H160V178H163V179H164V177H162V175H164V176H165V175H166V176L169 175L170 178H169V177H168V178L171 179V180H166V179H164V180H163V179H161V180H154V183L151 184V185H152V186H151V187H152V188H151V191L148 192L149 196L147 195V192H145V193H144V196H142L143 198L148 197V198H149L148 200L151 202V206H153V207H154V205L156 204V202H157L158 200H160V197H161V195H162V190H163V189H166V187H167V188L170 187V188L172 189L173 187L176 186L175 188H173L174 190H176V193H175L176 196H178V197H185V196H187V194H188V193L186 194V192L188 191V188H191L192 186L195 187L194 184L197 185V183H200L201 181H203V183L205 182V179L203 180V178H202V180H200L201 178L198 179V177H201V174H200V176H197L198 173H197L196 171H194V170H193V173L197 174V175L195 176V178L197 177V180H193V178H192V180H180L181 178H178L177 180H175L176 178H174V179L172 178V177H174V176H175V177H176V176L178 177L179 175H182V174L184 175V174H185L184 171H182L183 173H182V172H181V173L179 172L180 174L178 173V175L175 174L174 172L171 173L170 171H168V172L171 173V174H169V173L164 174ZM190 172H191V171H190ZM215 172H214V173H215ZM228 172H229V173H228ZM250 172H251V171H250ZM261 172H262V171H261ZM48 173H50V174H48ZM87 173H88V172H87ZM102 173H103V174H102ZM114 173H115V172H114ZM125 173H126V174H125ZM161 173H163V174H161ZM176 173H177V172H176ZM193 173H192V174H193ZM200 173H201V172H200ZM205 173H204V175H205ZM214 173H213V174H214ZM227 173H228V175H227ZM263 173H264V172H262L261 175H262ZM1 174H0V175H1ZM12 174H11V175H12ZM64 174H65V176H64ZM69 174H70V175H69ZM220 174H221V173H220ZM232 174H235V173H232ZM232 174H231V175H232ZM11 175H10V176H11ZM20 175H22V174L20 173ZM20 175H19V176H20ZM32 175H33V173H32ZM38 175H36V176L38 177ZM92 175H93V176H92ZM101 175H103L102 178H105L106 181H105V180L101 181L100 179H102V178H100V179L98 178V176H101ZM105 175L108 176V179H107L106 177H104ZM133 175H135V174L133 173ZM170 175H171V176H170ZM204 175H203V176H204ZM211 175H212V174H211ZM223 175L221 174V177H222ZM259 175H260V174H259ZM17 176H18V175H17ZM22 176H26L25 173H24ZM62 176H64V177H62ZM91 176H92V177H91ZM130 176H129V177H130ZM166 176H165V177H166ZM215 176H216V175H215ZM236 176H237V175H236ZM34 177H35V176L33 175L30 179H32V181H34ZM47 177H46V178L44 177L45 180L48 179ZM70 177H71V176H70ZM70 177H69V178H70ZM72 177H73V176H72ZM180 177H181V176H180ZM192 177H194V176L192 175ZM205 177H206V176H205ZM209 177L212 178V176H209ZM216 177H217V176H216ZM216 177H215V178H216ZM225 177L223 176L222 178H225ZM229 177H230V176H229ZM247 177H248V176H247ZM247 177H246V178H247ZM25 178H26V177H25ZM166 178H167V177H166ZM168 178H167V179H168ZM188 178L190 179L191 177H188ZM215 178H214V179H215ZM233 178H234V179H233ZM233 178H230V179H233V180H229V181H232V182H234V183H238V181H242V179L238 180V179H239V178H238L237 180H235V177H233ZM252 178H254V177H252ZM252 178H251V179H252ZM258 178H261V177H258ZM258 178H257V181L259 180ZM50 179H51V178H50ZM50 179H48V180H50ZM97 179H99L100 182H99ZM136 179H139V180H140V185H144V186H143V189H141V188L139 187L140 185L137 184V185H136V186H137V189H138V187H139L140 189H138V190H136V191L134 190L135 187H134L133 189H132V187H131V188L128 187V188H130V191L133 190L134 192H137V195H138V196H137V199H135V198L133 199V200H135V201L132 200V198H133L134 196H136L133 192H132V194H134V195H133L132 197L129 196L131 199H130L128 196H126V197H125V196H122V197H124V198H122V197H120V195H118L117 198H116V196H115V198H113V199L111 198V199H112V203H111V201L108 203V199H107L106 202H107L108 204L105 205L106 208H103L102 206H103L104 204H106L105 201H102V205H101V204H100L101 202L99 203V202L95 199V198H96V195H97V197L100 196L98 192H97V193L95 192L96 194L94 193L93 196L91 195L92 197H90V198H89L88 196L86 197V196L84 195V197H86L85 199H87V200H89V201H90V199H92V200L90 201L91 204H90V203H87L88 205L85 203V201L87 202V200H83V197H82V196H81V197L78 196V197H77L78 200L80 199L81 202L84 201L83 204L80 202V203H81L80 206H81V208H82V207H83V208H82V209L80 208L81 210H80L79 212H80L81 214H79L78 216L82 215V216H80V217L83 218V216L85 215V216H84V221H85V223H83V224H85L84 226L87 227V228H85V227H81V228H83L81 232L84 231L83 233H85V232H86L85 230L88 229V226L90 227V229H91L92 227H94V225L99 226V225L95 224L96 221H97L96 219H98V218H96V217H97L96 215H97L98 213H101V214H102V212H105V213H106V212H108L109 209H110V213H111V210H112V207H113V205H111V204L118 202V200H120V199H121V200H122V199L125 200V199H127V197H128L130 200L133 201V202H132V201H129V199L127 200L128 202H127L126 204H128V203L130 204V203L132 202V203L130 204L129 208L127 207L128 205L125 204L124 200L119 201V203H116V204H118V209H119L120 207H121L120 209H122V207L125 206L124 209H122L123 212H125V208H128V209L126 210L125 213H127V212H129V214L131 213V214H130V217L128 216L129 218L134 217V215H133L132 212H135V211H136L135 213L138 214L139 216H140L141 214H143L142 212H143V210L145 211V210L147 209V207H146L147 205H145V203H144L145 201L143 202L144 204H142V202H141L142 200L139 201V198H141V195L138 194V193H139L138 191L141 192V190H145L148 186L150 187V185H148V186L144 189V187L147 185V182L149 183V180L146 181L145 178H144V180L142 179V180L144 181V182H143L140 178H136ZM206 179L209 180V178H206ZM214 179L212 178V181H214ZM217 179H218V178H217ZM220 179H221V178H220ZM220 179H219V181H220ZM248 179H249V178H248ZM263 179H264V178H263ZM4 180H3V179L0 180V188H1V182H4V184H5V181H4ZM25 180H26V179H25ZM35 180H36V179H35ZM37 180H38V178H37ZM37 180H36V181H37ZM139 180H137V181H139ZM8 181H9V183L11 182V184L8 185V184H7L8 182L6 181V182H7V183H6L7 186L4 185V184H3V185H4L5 188H7L9 191L11 190V192H12L11 194H9L10 192L8 191V192H9V193H8L9 196L12 195V194L14 195V191H15V189H17V191H15V193H19L21 190H23V188H24V186H23L24 184H23V183H22L23 185H20V184H21V183H20L19 185H17V188L14 189V188H13V185H12V181H11V180H8ZM29 181H31V180H29ZM29 181H28V183L26 182V184H25V185H28V186H25V187H27L28 191H29V188H30V187H31L30 190H32V187L35 186V185H33V184H34L33 182H32V185H33V186H30L29 183H31V182H29ZM52 181H54V180L51 179V182H52ZM75 181H76V182H75ZM81 181H82V182H81ZM88 181H87L86 183H88ZM110 181H111V182H110ZM141 181H142V183H141ZM212 181H211V179H210V183H211ZM215 181H218V180H215ZM225 181H228V180H225ZM253 181H255V180H253ZM253 181L250 182V180H249L248 182L252 183ZM257 181H255V184H256V183L260 184V187H258V188H261V185H262V187H264V180H261V179H260L258 182H257ZM23 182H24V181H23ZM38 182H39V180H38ZM49 182H50V181H48V183H49ZM51 182H50V183H51ZM54 182H55V181H54ZM54 182H53V184H55ZM57 182H56V183H57ZM77 182H79V183H77ZM107 182H108V183H107ZM116 182H117V183H116ZM125 182H128V183L125 184ZM134 182H135V183H134ZM248 182H247V185H249L250 188L254 189L255 186H254V187L251 186L252 184H250V183H248ZM35 183H36V182H35ZM50 183H49V184H50ZM74 183H73V184H74ZM83 183H82V184H83ZM111 183H113V184H111ZM122 183H123V185H122ZM150 183H151V182H150ZM203 183H200L201 186L203 185ZM206 183H207V181L205 182V185H206ZM214 183H215V182H214ZM216 183H217V182H216ZM229 183H230V182H229ZM229 183H227L226 185L228 186ZM244 183H245V182H244ZM38 184H39V183L36 184V187H35V188H36V190L39 189V190H38L39 193H38L36 190H34L35 188H33V191L37 192V193H36V196H37V194H38V196H40V198H38V200L40 199L41 202H44V203H45V201H47L48 198H47L45 201L43 200V199H45V198L47 197V193L45 194V192H43V191H45V189H46V191H48V194H49V196H50V192H51L54 188L51 189V191L49 192V190H47V189H49V188L51 187V185H50L49 188H47L48 185H46V184L44 183L45 185H42L43 187L41 188V189H44V190H41V189H40V185H39L38 188H37V185H38ZM51 184H52V183H51ZM58 184H59V186L61 185L59 182H58ZM145 184H146V185H145ZM200 184H199V187H201ZM218 184H219V183H218ZM220 184H221V183H220ZM220 184H219V187H220ZM242 184H243V183H242ZM242 184H241V185H242ZM255 184H254V185H255ZM3 185H2V187H3ZM10 185H11V186H10ZM56 185H57V184H56ZM56 185H55V188H56ZM117 185H118L119 187H121V189H119V187H118V188H117L118 190H116V186H117ZM126 185H127V186H126ZM208 185H209V184H208ZM214 185H215V184H214ZM216 185H217V184H216ZM231 185H232V184H231ZM8 186L10 187V189L8 188ZM19 186H20V187H19ZM21 186H22L23 188H22ZM29 186H30V187H29ZM46 186H47V187H46ZM59 186H57V188H59L60 190L58 189V192H56L57 194H56V193H55V195L53 194V196L55 197V200H54L53 197H52L51 199H53V200H52L53 202H54V201H55V202H56V201L58 202V205L55 206L57 212L62 213V215H63V214H69V211H71V210H69L68 207H69V205H72V204H73V202H74L73 199H76V198H74V197L71 198V196H70V198H69L68 196L66 197V194H65V192H64V190H66V189H62V192H63V194H65V195H62V196H61V198H60V202H59V201H58L59 198H57V196H56V195H59V194H60L59 191H61V188H62V186H60V187H59ZM114 186H115V188H114ZM223 186H224V185H223ZM223 186L221 185V187H223ZM242 186H244V184H243ZM14 187H16V186H14ZM45 187H46V188H45ZM53 187H54V186H53ZM78 187H80V186H78ZM83 187L85 188V186H83ZM98 187H100L101 191H99L100 189H99ZM199 187L196 188L197 191H198V190H202V189H198ZM202 187H203V186H202ZM219 187H218V188H219ZM232 187H233V185H232ZM246 187H247V186H246ZM246 187H244V188H246ZM63 188H64V187H63ZM81 188H82V185H81ZM84 188H83V189H84ZM102 188H103V190H102ZM192 188H193V187H192ZM204 188H205V187H204ZM212 188H213V187H212ZM218 188H216V189H218ZM223 188H224V187H223ZM229 188H230V187H228V188L226 187V188H224V189H227V190H228V194H229V196H230V194H232L231 192H232L234 189H233V190L231 189V192L229 193ZM233 188H234V187H233ZM250 188H249V190H250ZM258 188H257V184H256V188H255L254 190L249 191V190L247 189V190L249 191L248 194H247L246 192H245V194H244V192H243V195H246V198H245V196L243 197V198L246 199V200H243V201H247V200H248V199H247V196H249L250 193H251V196L255 193V197L258 198V196H259L260 194L263 193L261 190L264 189V188H263V189H260V191H258V190H259ZM12 189H13V190H12ZM18 189L20 190L19 192H18ZM25 189H26V188H25ZM27 189H26V191H27ZM75 189H76V188H75ZM149 189H150V188H149ZM149 189L147 188V191H149ZM193 189H194V188H193ZM193 189H192V193H193ZM207 189L209 190V189H211V187H208ZM216 189H214L215 193H216ZM220 189H221V188H220ZM256 189H258V190H256ZM76 190H78V188H77ZM109 190H111V189L109 188ZM109 190L106 189L105 191L101 192V194L103 193V195H104V194L106 193V194L104 195V196H106V195L108 194L107 192H108ZM127 190H128V189H127ZM166 190H168V189H166ZM227 190H225V191H227ZM255 190L258 191V192H256ZM0 191H1L0 196L3 197L2 200H9V199H8V198H9V197H8V194H4V192H2V190H0ZM23 191H24V190H23ZM23 191H21V192H23ZM26 191H24V192H26ZM41 191H42V195H43V197H42V195H40ZM123 191H126V190H122L121 193H123ZM130 191H128V192H130ZM168 191H169V190H168ZM189 191H190V190H189ZM218 191H219V190H218ZM252 191H253V193H252ZM263 191H264V190H263ZM29 192H30V191H29ZM35 192H33V193H35ZM54 192H55V191H54ZM76 192L78 193V191H76ZM76 192H75V193H76ZM104 192H105V193H104ZM170 192H171V191H169V193H170ZM207 192H209V191H207ZM259 192H262V193L259 194ZM2 193H3V194H2ZM31 193H32V192H31ZM43 193H44V194H43ZM58 193H59V194H58ZM77 193H76V194H77ZM109 193H112V194H113V191L111 190V192H109ZM119 193H120V192H119ZM172 193H173V192H172ZM226 193H227V192H226ZM233 193H236V192L234 191ZM257 193H258L259 195L256 196ZM69 194H70V193H69ZM112 194H109V195H112ZM123 194H124V193H123ZM142 194H143V193H142ZM195 194H196V193H194L193 196H195ZM198 194H199V193H198ZM211 194H212V192H211ZM240 194H242V193H240ZM263 194H264V193H263ZM2 195H6V196H7V199H5L6 196H2ZM33 195H35V194H33ZM44 195H46V197H44ZM51 195H52V193H51ZM77 195H78V194H77ZM103 195H102V197H104ZM109 195H108V197H109ZM139 195H140V197H139ZM146 195H147V196H146ZM166 195H167V194H166ZM196 195H197V194H196ZM235 195H236V194H234V195L232 194V196L235 197V199H234V197H232L234 202H236V201L243 202V201H241L243 195H242V196L239 195V198H240L241 200L238 199V197H237L238 195H237V196H235ZM16 196H17V195H16ZM36 196H35V198H36ZM38 196H37V197H38ZM168 196H169V195H168ZM201 196H203V195H201ZM240 196H241V197H240ZM261 196H262V195H260V197H261ZM1 197H0V198H1ZM18 197H19V195H18ZM18 197H15V198H18ZM58 197H59V196H58ZM64 197H66L67 199H66V198L64 199ZM79 197H80V198H79ZM118 197H120V199H118ZM163 197H164V196H163ZM170 197H171V195H170ZM172 197H173V195H172ZM187 197H188V196H187ZM189 197H190V196H189ZM189 197H188V198H189ZM191 197H192V196H191ZM220 197H221V196H220ZM236 197H237L238 200H236ZM255 197H254V198H255ZM33 198H34V197H33ZM33 198H32V200H33ZM42 198H43V199H42ZM62 198H63L64 200H63ZM88 198H89V199H88ZM176 198H177V197H176ZM185 198H186V197H185ZM192 198H193V197H192ZM192 198H190V199H192ZM203 198H204V196H203ZM203 198L201 199V201L203 200ZM224 198H225V197H224ZM224 198H222L223 200H221V202H222V201H226V202L228 203V200H230V199H227V200H226V199H224ZM249 198H250V196H249ZM254 198H252V200H253ZM68 199H69V202H68V203H70L69 205H67V201H68ZM70 199H71V202H70ZM98 199H100V197H99ZM104 199H105V198H104ZM163 199H165V198H163ZM174 199H175V198H174ZM177 199H178V198H177ZM198 199H199V198L197 197V200H198ZM206 199H207V198H206ZM255 199H256V198H255ZM255 199H254V200H255ZM18 200H19V199H18ZM18 200L14 201V199H13L12 201L9 200V201H11V202H6V203H8V204L11 203V204H13L14 202L16 203ZM38 200H37V199L33 200L32 202H34V203L31 204V203H30V202H31V198H28V200H27L26 202H27V206H29V208H27V209L29 210V212H32V211H31L32 208H30V207H32V205H33V208L36 210V208L34 207V205H35V206L37 205L36 207H39V205L41 206L42 204H44V203L41 204L40 201H39L40 203L37 202ZM42 200H43V201H42ZM175 200H176V199H175ZM185 200H186V199H184V200H182V201L185 202ZM192 200L194 201V199H192ZM192 200H191V201H192ZM217 200H218V199H217ZM261 200H262L263 202H262ZM13 201H14V202H13ZM20 201H21V200H20ZM20 201H19V202H20ZM50 201H51V200H50ZM72 201H73V202H72ZM89 201H88V202H89ZM114 201H116V202H114ZM164 201H165V200H164ZM167 201H168V200H167ZM167 201H166V202H167ZM179 201L181 202V200H179ZM179 201H177L176 203L182 204V203H180ZM193 201H192V203H193ZM208 201H211V200H208V199H207V202H208ZM257 201H258V202L261 201L260 204H259ZM257 201H256V202L258 203V207L255 206V208H256V207H257V208H260V207H263V206H264V204H263V206H260L261 203H264V199H260V198H259V200L257 199ZM12 202H13V203H12ZM36 202H37L38 204H37ZM48 202H49V201H48ZM48 202L46 203L47 205L44 204L43 206H46L47 208H49L48 205H51V204H49L50 202H49V203H48ZM53 202H52V203H53ZM55 202H54V203H55ZM57 202H56V203H57ZM63 202H65V203H63ZM120 202H122V203H120ZM161 202H163V201H161ZM171 202H172V201H171ZM171 202H170V203H171ZM174 202H175V201H174ZM187 202H188V201H187ZM196 202H197V201H196ZM196 202H195V204H196ZM212 202H213V201H212ZM212 202H211V203H212ZM221 202H220V203H221ZM234 202H232V203H234ZM251 202H252V201H251ZM251 202L248 201V203H251ZM256 202H255V204H257ZM15 203L13 204L14 207L11 206L12 208H15V207H16V206H15V205H16ZM56 203H55V204H56ZM74 203H75V202H74ZM103 203H104V204H103ZM167 203H168V202H167ZM170 203H169V204H170ZM201 203H202V202H200L199 204H201ZM211 203H210V204H211ZM220 203H219V204H220ZM236 203H237V202H236ZM19 204H20L19 206H21V202H20ZM30 204H31V205H30ZM55 204H53V205H55ZM98 204H99V205H98ZM109 204H110V205H109ZM116 204H114V206H115ZM121 204H122L123 206H122ZM124 204H125V205H124ZM158 204H159V202H158ZM158 204H157V206H158ZM163 204H164V202H163ZM195 204H194V206H193L194 208H191L192 211L195 210L196 205H197L198 203H197L196 205H195ZM199 204H198V205H199ZM210 204H206V205H210ZM221 204H225V202H224V203L222 202ZM229 204H231V202L228 203L227 205H229ZM243 204H244V203H243ZM243 204H241V205H243ZM253 204H254V203H252V204H247V206H248V205L252 206ZM0 205H1V206L3 205V206H2V209H1L2 212H0V215H1V216H2L3 212H5L6 214L9 213V210H10L9 208H10V207H8L6 204H1V202H0ZM5 205H6V206H5ZM24 205H25V204H24ZM53 205H51V207L49 208L50 210L47 209L46 207H45L43 210H46V209H47V211H48V210H49V211H52V210H53L52 207L54 208ZM120 205H121V206H120ZM164 205H168V204L165 203ZM183 205L186 206L185 203H183ZM183 205H182V206H183ZM212 205H214V204H212ZM212 205H210V206H212ZM231 205H232V207H233V204H231ZM237 205H239V204H237ZM1 206H0V208H1ZM25 206H26V205H25ZM25 206H24V207H25ZM77 206H78V208H79V205H77ZM84 206H85V208H84ZM105 206H104V207H105ZM109 206H111V207H109ZM144 206L146 207L145 209H144ZM162 206H163V205H162ZM162 206H160L159 209H161ZM174 206H176V205H174ZM182 206L180 205L181 208H183ZM203 206H204V205H203ZM210 206H209V208H210ZM217 206H218V205H216L215 207H217ZM235 206H236V205H234V207H235ZM250 206H249V207H250ZM7 207H8V208H7ZM17 207H18V206H17ZM21 207L24 208L23 205H22ZM73 207L76 208V207H75V204H73ZM149 207H150V206H149ZM189 207H190V206H189ZM189 207H188V208H189ZM204 207H205V206H204ZM204 207H203V208H204ZM215 207H213V208L211 207V208H212L211 210H213ZM232 207H231V208H232ZM244 207H245V206H244ZM244 207H243V210H244ZM249 207H248L246 210L249 211V210H250ZM253 207H254V205H253ZM5 208H7V209H9V210H6V211H5V210H4ZM25 208H26V207H25ZM115 208H116V207H115ZM178 208H179V206H178ZM186 208H187V207H185V208H183V209H186ZM200 208H201L200 206H199V207L197 206V209H196V210H198V209H200ZM203 208H202V209H203ZM206 208H207V207H206ZM206 208H205V209H206ZM235 208H237V207H235ZM37 209H38L39 211H38V210H36L37 212H35V210L33 211V212L36 213V218H37V216L39 215L40 209H42V207H41L40 209H39V208H37ZM70 209H72L71 206H70ZM83 209H84V211H85V213H86L87 215H86L84 212H83L84 214L82 213V210H83ZM118 209H113V210H112V211H114V212L116 211L115 215H113V216L115 217V218H114V217H113V218L116 219V220H119V219H118V218H119V214L117 213V210H118ZM120 209H119V210H120ZM151 209H153V208H151ZM155 209H156V208H155ZM159 209H156L154 212H156V211L159 210ZM189 209H190V208H189ZM202 209H200V210H198V211H199V212H202V211H201ZM216 209H217V208H216ZM239 209H242V208L240 207ZM239 209H237V210H239ZM260 209H261V208H260ZM260 209H259V210H260ZM32 210H33V209H32ZM43 210H41V211H43ZM78 210H79V209H78ZM119 210H118V211H119ZM148 210H149V209H148ZM148 210H146L145 212H147ZM164 210H165V208H164ZM176 210H177V208H176ZM176 210H175V211H176ZM179 210H180V209H179ZM187 210H188V209H187ZM207 210H208V209H207ZM207 210H205V211L203 210V211H204V214H203V215L208 214V213H206ZM211 210H210V213H211ZM229 210H231V209L229 208ZM259 210H257V212H258ZM53 211H54V213H55V215H56V211H55V210H53ZM120 211H121V210H120ZM181 211H182V209L180 210V213H183V212H181ZM198 211H195V213H193V214H195V215H199L200 213H199ZM216 211L218 212V210H214L213 212H216ZM220 211H221V210H219V212H220ZM227 211H228V210H225L224 213L226 214ZM244 211H245V210H244ZM244 211H240V212L244 213ZM248 211L245 212V215H247L248 213L250 214L251 210H250V212H248ZM261 211H264V209L261 210ZM25 212H26V210H25ZM29 212H26L28 216H30V214H31V213L29 214ZM123 212H122V213H123ZM149 212H150V210H149ZM152 212H153V211H152ZM154 212H153V213H154ZM159 212H160V211H158V212H156V213L159 214ZM173 212H174V211H173ZM184 212H185L184 214H186V213H188V212L190 213L191 211L188 210V212H186V211H184ZM217 212H216V213H217ZM231 212H233V211H231ZM231 212H230V214H231ZM235 212H236V210H235ZM235 212H234V215H236ZM255 212H256V211L254 210V213H255ZM259 212H260V211H259ZM5 213L3 214V216L5 215ZM18 213H19V212H18ZM21 213H22V212H21ZM21 213L18 214V215H16V216H15V214H13V215H14V218H15V221H14L15 223H16V217L21 216V215H22ZM35 213H34V214H35ZM41 213H42V212H41ZM41 213H40V214H41ZM48 213H49V216H48V215H47V216H48L49 218H51V217H50L51 215H52V216L54 215L53 212H52L53 214H52L51 212H48ZM110 213H109V215H110V217H112V214H113V213H112V214H110ZM140 213H141V214H140ZM156 213H155V214H156ZM161 213L163 214V210H162ZM161 213H160V214H161ZM191 213H192V212H191ZM205 213H206V214H205ZM227 213H228V212H227ZM237 213H238V212H237ZM252 213H253V211L251 212V214H252ZM262 213H264V212H262ZM262 213H261V214H262ZM46 214H47V213H46ZM103 214H104V213H103ZM127 214H128V213H127ZM129 214H128V215H129ZM145 214H146V213H145ZM157 214H156V215H157ZM178 214H179V213H178ZM178 214H177V215H178ZM184 214H183L182 216H184ZM251 214H250V215H251ZM258 214H259V213H258ZM258 214H257V215H258ZM7 215H8V214H7ZM13 215H12V218H13ZM32 215H33V214H32ZM32 215H31V216H32ZM41 215H42V214H41ZM41 215H39V216H40L39 218L43 217V219H44L43 221H46V220L48 219V217H47V219H45L46 216L44 217V216H41ZM43 215H44V213H43ZM55 215H54V217H55ZM70 215H71V214H70ZM88 215L91 216L92 219H91ZM116 215H118V217H116ZM120 215H121V214H120ZM148 215H149V213H148ZM148 215L146 214V215H144V216L147 217ZM151 215H153V214H151ZM151 215L149 216V220H151V219H150ZM171 215H172V214H171ZM187 215H188V214H187ZM200 215H201V214H200ZM200 215L198 216L197 220L199 221V219H200V223H201V224L203 223V225H204V223H205L207 220H208V221H207V222H208L207 224H209V222H210V224H211L212 221L210 220V217H209V216H211V219L214 220V218H212L213 214H208V215H209V216H207L208 219L205 218V217H203L204 222H202V221H201L202 217H200ZM222 215H223V213H222ZM231 215H233V214H231ZM234 215H233V216H234ZM250 215H249V218L251 217ZM253 215H254V214H253ZM257 215L255 216L256 218H257ZM1 216H0V217H1ZM3 216L0 218V223H2V222L4 221V226L7 227V224L5 223V220H4L6 217L3 218ZM72 216L74 217L75 215H72ZM72 216H68V218H67V216H65V219L67 218V221L64 219V217H60V216H59V217L61 218V220H60V218H59V221L57 222V224H55V221H53V220L50 221L51 219H49L48 222L46 221V223L48 224L49 222H50V223L53 222V223H52L51 225H49V226H52V225L55 226V225H56V228H54V226H53L54 229H53L52 227H50L51 229H53V230L55 231V229L59 228V227H57V226H60V227H61V225H62L61 223H63V225H64L66 222H69L70 225L73 224L72 227H75L74 229H75L76 231H75L74 233H76L77 231H79V230L81 229V228H80V225H82V219L79 220V221H77V218L74 217L75 219L72 218V220H70V219H71L70 217H72ZM124 216H126V215L122 214L121 217H124ZM131 216H132V217H131ZM135 216L137 217V215H135ZM161 216H162V215H161ZM179 216L181 217V215H179ZM201 216H202V215H201ZM237 216H239V215H237ZM9 217H10V214H9ZM9 217H8V218H9ZM22 217H24V218H22ZM54 217H52V219H55V220H56L57 218H54ZM56 217H57V215H56ZM88 217L90 218L91 221L89 220ZM108 217H109V216H106V219H107ZM128 217H127V218H128ZM152 217H153V216H152ZM172 217H174V215H173ZM188 217L191 218L192 216L189 215ZM199 217H200V218H199ZM213 217H214V216H213ZM260 217H261V218H260ZM260 217L258 216V223H259V226H260V222H261V221L263 220V218H264L263 216H260ZM262 217H263V218H262ZM2 218H3V221L1 222V219H2ZM12 218L10 217L8 220H10V219H12ZM18 218H19V217H18ZM21 218H22V219H25L26 217H25L24 214H23V215L20 217V219H21ZM32 218H33V221H32V222H34V225L36 226V224H37L38 222H40V220H39V218H38L37 220H35V219H34V216H32ZM85 218H88V219H85ZM94 218H95V222L93 221V222H94V225H92V223H93L92 220H93ZM99 218H100V217H99ZM102 218H104V215H103ZM134 218H135V217H134ZM139 218H140V217H138V219H139ZM182 218H183V217H182ZM182 218H181V219L178 218V219L180 220V222H182V221H181ZM185 218H186V217H185ZM190 218H186V219H190ZM235 218H236V217H235ZM240 218H241V217H238V219H240ZM242 218H243V217H242ZM259 218H260V219H259ZM20 219H19V220H20ZM29 219H31V218L29 217ZM122 219H123V218H122ZM122 219H121V220H122ZM125 219H126V217H125ZM143 219H144V218H143ZM154 219H156V220L158 221V220H160L161 218L158 217V216H154ZM154 219L151 220V222H152V221L155 222L156 220H154ZM169 219H170V218H169ZM205 219H207V220L205 221ZM217 219H218V221L221 220V223H223V222H227V221H224L223 216H220V215H219V218H218V216H217ZM217 219L215 218V221H217ZM222 219H223V222H222ZM232 219L234 220V218H232ZM236 219H237V218H236ZM236 219H235V220H236ZM238 219H237V220H238ZM243 219H244V218H243ZM243 219H241L240 221H242V222L245 221V220H243ZM251 219H252V217H251ZM253 219H254V217H253ZM253 219L251 220L252 222H253ZM6 220H7V218H6ZM34 220L37 222L36 224H35V221H34ZM41 220H42V219H41ZM57 220H58V219H57ZM63 220H64V221H63ZM68 220H69V221H68ZM73 220H74V221H73ZM86 220L88 221V224L86 223ZM110 220H111V221H110ZM110 220L108 219L107 221L112 222L111 224H113V222H115V220L112 221L113 219H110ZM132 220H133V222L135 221V219H133V218H132ZM163 220H164V219H163ZM171 220H172V221H173V220H177V218H173V219L171 218ZM179 220H178V221H179ZM191 220H192V222H191L190 220H188V221L191 222V224H192L191 226H188L190 222L188 223V221H184V220H183V221L186 222L184 225H186V224H187V225H186V226H183V224H182L181 226L186 227L187 229H191L192 226H193V223H196V225H197V222H194V218H192ZM197 220H195V221H197ZM233 220L230 222V224L233 223ZM21 221H22V220H21ZM21 221H20V222H21ZM27 221H29V220L27 219V220H26V223H27ZM43 221H41V223H43ZM60 221H61V222H60ZM65 221H66V222H65ZM75 221H77V222H80V221H81V222H80V223H76ZM99 221H100V219H99ZM99 221H98V223H99ZM107 221H105V223H106ZM124 221H125V222L122 221L123 223H122L121 226H120L121 230H122V229L124 230V229H126V228L129 227V224L127 223L128 220H124ZM157 221H156V222H157ZM160 221H161V220H160ZM178 221H177V223H178ZM215 221H214V222H215ZM218 221H217V223H218ZM259 221H260V222H259ZM6 222L8 223V221H6ZM14 222H13V223H14ZM22 222L25 223L24 220H23ZM22 222H21V223H22ZM59 222H60V224H59ZM90 222H92V223L90 224ZM119 222H121V221H119ZM119 222H117V224H119ZM128 222H129V221H128ZM148 222H149V221H148ZM151 222H150V224L152 225L153 222H152V223H151ZM169 222H170V221H169ZM184 222H183V223H184ZM214 222H213V224H214L215 226H213V224H212V225H209V226H213V227H216V226L219 227V226H220V227H221L222 224L220 225V224L218 223V225H216V223H214ZM234 222H235V225H236V221H234ZM242 222H240V224H241ZM245 222H246V221H245ZM256 222H257V219H256V221H255V224H256ZM263 222H264V220H263ZM15 223H14V224H15ZM41 223H39V224H41ZM46 223H44L43 225L41 224L40 226H39V224H38V227H37V228H39V227H43V226L45 225V227H47V229H48L49 226H47ZM129 223H130V222H129ZM170 223H171V222H170ZM175 223H176V221H175ZM200 223H199V225H200ZM243 223H244V222H243ZM29 224H31V223H29ZM32 224H33V223H32ZM67 224H68V223H67ZM76 224H77V226H76ZM89 224H90V225H89ZM101 224H102V226H103L102 220H101ZM133 224H134V223H133ZM155 224H156L155 226H157V223H155ZM207 224L205 223L204 226H206ZM228 224H229V223H228ZM237 224H238V223H237ZM246 224H247V223H246ZM246 224L244 223V225H246ZM255 224H250V225H255ZM86 225H88V226H86ZM113 225H114V224H113ZM151 225H149V226H151ZM173 225H174V223H173ZM173 225H171V226H172V229H175V227L178 226V225L176 224L175 227L173 228ZM196 225L193 226V228L195 227V229H196ZM248 225H249V224H247V226H248ZM263 225H264V224H263ZM11 226H12V225H11ZM105 226H107V225H105ZM105 226H104V227H105ZM109 226H110V223H108V226H107L106 228H109ZM132 226H133V225H132ZM141 226H142V228H141ZM141 226H139V227L141 228V230H139V231H141V232H140V234H137V236H135L136 233L134 234L133 231L131 230L132 233H133V235H134L135 237H141L140 235H142V229H143V233H144L143 235L146 234V237H149V236H150V238H151V237H152V236H151L152 231L149 232V231L151 230V228H149V229H147V230H146V228H143L144 226L147 227V225H146L145 223H142ZM201 226H202V225H201ZM209 226H208V229H209ZM222 226H223V225H222ZM224 226L227 228L228 225H224ZM229 226H230V225H229ZM238 226H239V225H238ZM247 226H246V227H247ZM257 226H258V224H257ZM13 227H14V226H13ZM13 227H12V228H13ZM72 227L70 228V232L73 231V230H71V229H73ZM77 227H79L80 229H78ZM134 227H135V226H134ZM189 227H190V228H189ZM213 227L210 228V230L212 229V231H213V230H214ZM220 227H219V228H220ZM232 227H233V225H231V229H232ZM242 227H243V226H242ZM246 227H245V228H246ZM253 227H255V226H253ZM253 227H252V228H253ZM261 227L264 228V226H262V225H261ZM63 228H65V226H64ZM63 228H62V230H61V229H58V230H59V231H64ZM96 228H97V227H96ZM118 228H119V226H117V228H115V229H116L115 232H117V229H118ZM140 228H139V229H140ZM152 228H154V224H153V227H152ZM170 228H171V227H170ZM177 228H178V227H177ZM206 228H207V227H206ZM206 228H205V230L207 231ZM216 228H217V227H216ZM226 228H225V230H227ZM239 228H240V226H239ZM239 228H236V229H235V226H234V228H233L231 231H233V230H234V231H235V230H239ZM245 228L243 229V231L245 230ZM249 228H250V227H247L246 230L248 231ZM252 228H250V230H251ZM256 228H257V227H256ZM8 229H9L8 227H7L6 229H4V233H5L6 230H8ZM40 229H41V228H40ZM40 229H39V230H40ZM44 229H45V228H44ZM47 229H46V230H47ZM102 229H103V228H102ZM111 229H113V228L111 227ZM131 229H132V228H131ZM137 229H138V228H137ZM137 229L134 228L133 230H134V231L136 230V231L139 233V231H138ZM156 229H157V228H156ZM156 229H155V230H156ZM160 229H161V228H160ZM160 229H157L156 231H158V233H159ZM178 229H180V226H179ZM187 229H186V230H187ZM254 229H255V228H254ZM260 229H262V228H260ZM260 229L258 230L259 233L261 232ZM1 230H2V228L0 229V232H1ZM53 230H52V231H53ZM65 230L68 231L66 228H65ZM93 230H94V229H93ZM93 230H92V231H93ZM100 230H101V229H100ZM104 230H106V229L104 228ZM107 230H108V229H107ZM107 230H106V232H107ZM121 230H120V231H121ZM127 230H129V229H127ZM145 230L147 231V233H145ZM240 230H242V229H240ZM240 230H239V231H240ZM246 230H245L243 233H245V234L247 233V235H248V232H249V231L247 232ZM262 230H263V229H262ZM8 231H9V230H8ZM12 231H13V229L11 230V233H9V235L12 234ZM41 231H43V230L41 229ZM47 231H48V230H47ZM52 231H51V232H52ZM87 231L89 232V230H87ZM94 231H95V230H94ZM112 231H113V230H112ZM120 231H118V232L120 233ZM131 231H130V232H129V231H125V233L129 232V234H126V235H125V233L123 234L122 232H121V235H120L119 233H118L117 235L114 234V233H113V234L110 233V234H112V235H116V236L119 235V236H120V239H119V238L117 239V237H116V238L113 237V243H114L115 241L118 242V241L121 240V239H122V242H124V241H123V237H125V236H126V240H125V241L129 240V239H127V238H128L127 235H132ZM176 231H177V230H176ZM181 231H182V230L180 229V231H179L180 233L177 231V232L174 233V235L171 234V236H174L175 239H176V237H178V239L180 238V242H181V239H182V240H186V239L188 238V236H189V232H188V233H186V232L189 231V230H187V231H185V232H183V231L181 232ZM192 231H194V229H193ZM197 231H198V230H197ZM197 231H195V232H197ZM206 231H204V232H206ZM221 231H222V228H221ZM229 231H230V229H229ZM231 231H230V233H231ZM234 231H233L232 233H234ZM239 231H237V232H239ZM252 231H253V230H251L250 235L252 234ZM45 232H46L45 230H44V232H42L43 235H45V234H44ZM70 232H68V233H70ZM81 232H77V233H76L77 236H78V233H81ZM88 232H87V233H88ZM97 232H98V230L96 231V233H97ZM103 232H104V231H103ZM103 232H102V233H103ZM106 232H105V233H106ZM148 232H149V233H148ZM190 232H191V230H190ZM195 232H194V233H195ZM198 232H199V231H198ZM198 232H197V234H198ZM214 232H216V231H213V232H211V233L207 232V236L210 235V234H211V235H214ZM217 232H218V231H217ZM226 232H227V231H226ZM237 232H236V233H237ZM2 233H3V231L0 233V234H1L0 236H2V235L4 234V233H3V234H2ZM7 233H8V232H7ZM7 233H5V234H7ZM30 233H31V232H30ZM30 233H29V234H30ZM47 233H49V231H48ZM61 233H62V232H61ZM63 233H65V231H64ZM71 233H73V232H71ZM83 233H81V234H83ZM87 233H86V234H87ZM100 233H101V231H100ZM107 233H108V232H107ZM185 233L188 234V236H186ZM192 233H193V232H192ZM192 233H190V234L192 235ZM194 233H193V234H194ZM212 233H213V234H212ZM224 233H225V231H223V234H224ZM253 233H254V232H253ZM255 233H256V232H255ZM255 233H254V234H255ZM5 234H4V235H5ZM17 234H19V233L16 232V234H15L14 236H16ZM52 234H54V233H52ZM76 234H75V235H76ZM81 234H79L80 236H78V238H79V237L82 238V240H80L81 243H78V242H79V240H78V242L75 244V246H77V245L80 244V249H83V248L85 247L86 250H87V249H90L89 251L92 250L91 253H93V249L88 248V247H92V245H91V240H90L89 242H85L87 238H85V240H84V237H85L86 235H85V236L83 235V236H84V237H83V236H81ZM89 234H90V233H89ZM94 234H95V233H94ZM147 234H149V236H148ZM197 234H196V235H197ZM202 234H203V233H202ZM223 234L221 235V237L223 236ZM239 234H240V233H239ZM239 234L237 233V234H236L237 236H235V234H234V235H229V234H227V236H225V234H224V236H225L226 238H227V237L229 238V236H233L234 238H236V239H238V240L240 241V237H241V235H239ZM254 234H253V236H252L253 238H254V236H255ZM262 234H263V232L261 233L260 237L264 235V234H263V235H262ZM97 235H98V234H97ZM124 235H125V236H124ZM156 235H157V234H156ZM199 235H200V232H199V234H198V237H199ZM204 235H205V233H204ZM217 235H219V234H217ZM238 235H239V236H238ZM258 235H259V234H257V236H258ZM6 236H7V235H6ZM21 236H22V239H24L23 237L28 238V237H26V236H28L27 233H26V235H21V234H20L19 236L17 235V238H19V237H21ZM30 236H32V235H30ZM33 236H34V235H33ZM51 236H52V235H51ZM55 236H56V238L58 237V235H56V234L54 235V237H55ZM91 236H94V235H91ZM91 236H90L89 238H92ZM52 237H53V236H52ZM52 237H51L50 239L56 240V238H52ZM66 237H67V236H66ZM66 237H64V238H65V240H66V242H67V241L69 240V238L66 239ZM87 237H88V236H87ZM102 237H103V236H102ZM107 237H108V236H107ZM110 237H111V236H110ZM121 237H122V238H121ZM131 237H132V236H130V239H131ZM135 237H134L133 239H131V240L135 241L136 239H137V240L139 239V238H136V239H135ZM142 237H143V236H142ZM144 237H145V236H144ZM144 237H143V238H144ZM146 237H145V238H146ZM154 237H155V234H154ZM156 237H158V235H157ZM196 237H197V236H196ZM200 237H201V236H200ZM225 237H223L220 241H223V239H224ZM238 237H239V238H238ZM243 237H245V236L243 235ZM252 237H250L249 240H252V242H254L255 239H254V241H253ZM0 238H2V240H5V239H4V236H2V237H0ZM8 238H9V237H8ZM31 238H32V237H29V238H28L29 240L26 242V246H30V249H32V247H35V248L37 247V248H38V247L40 246L39 249L43 247V245H42L43 243L40 244L41 240H40V237H39L38 235L35 236V237H33L32 239H31ZM58 238H59V240H60L61 238L64 239L63 237H58ZM81 238H80V239H81ZM97 238H98V237L95 238V236H94V239H96V240L93 241L94 239L92 238V243H93V242L96 243L97 240H98ZM192 238L195 239V236L192 237ZM192 238H191V239H192ZM203 238H204V237H203ZM213 238H214V237H213ZM213 238H212V239H213ZM231 238H232V237H231ZM231 238H230V242H231ZM257 238H258V237H257ZM261 238H262V237H261ZM261 238H260V239L258 238L257 240L259 241V240H261ZM263 238H264V236H263ZM70 239L72 240L73 238L71 237ZM110 239H112V238H110ZM116 239H117V240H116ZM153 239H154V238H153ZM172 239H174V238H169V242H168L169 246L171 245V244H170V242H171L170 240H172ZM178 239H176V241H177ZM191 239H190V240H191ZM197 239H198V238H197ZM244 239H247V238L245 237V238H243V240H244ZM18 240H19V239H18ZM25 240H26V239H25ZM57 240H58V239H57ZM74 240H77V239H75V237H74ZM87 240H88V239H87ZM131 240H130V242L127 241V244H130L131 242H133V241H131ZM156 240H157V239L155 238L154 241L150 240V242L152 241L153 244H154V247H156V248L158 247L159 250L161 251V253H164L165 249H166V251L169 250V251H167V252H169V253H170V251L172 252V246H173V245L171 246V250H170V248H168V249L166 248V247H169V246H167V245H165V246H164V245H161V244H159L160 241H156ZM158 240H159V238H158ZM190 240H189V243H191L192 241H194V240H192V241L190 242ZM216 240H217V239H216ZM226 240H227V239H226ZM233 240H234V239H233ZM233 240H232V242H233ZM60 241H61V240H60ZM145 241H147V240H144L143 243H144ZM176 241H175V242H176ZM224 241H225V240H224ZM228 241H229V240H228ZM228 241H226V245H228V243H227ZM239 241L237 242V244H239ZM244 241H246V240H244ZM4 242H5V241H4ZM4 242H3V245H0V247L2 246L1 248H5V246H4L5 243H4ZM61 242H63V241H61ZM99 242H100V240H99ZM108 242H111V244H110V243H109V244L107 243V245H110V246H111V245L113 244L112 241H110V240H109ZM116 242H115V243H116ZM137 242H138V241H137ZM141 242H142V240H141ZM162 242H163V241H162ZM172 242H173V241H172ZM180 242L177 241V243L179 244V247H180ZM232 242H231V243H232ZM252 242H250V243H252ZM259 242H260V241H259ZM259 242L257 243V245L259 244ZM261 242L264 243V241H261ZM67 243H68V242H67ZM70 243H72V241H71ZM87 243H88V244L90 243V246L88 245V247H86V246H87ZM95 243H94L93 245H95ZM97 243H98V242H97ZM124 243H126V242H124ZM134 243H136V241H135ZM139 243H140V240H139ZM143 243L140 244V245L137 243L136 245H137L138 248L135 246V244H134V246L137 248V250H138V249L141 250V245L143 246ZM148 243H149V241L147 242V244H148ZM234 243H235V241L233 242V244H234ZM241 243H243V241H242V242L240 241V244H241ZM255 243H256V241H255ZM263 243H262V244H263ZM6 244H7V247H6V249H5V250H6V253H8L9 250H10L11 248H15V246L17 245L16 242H15L16 245H14V242H13V241H8ZM49 244H50V243H49ZM56 244H57V243H56ZM56 244H55V245H56ZM85 244H86V246H85ZM101 244H103V247H104L105 249H106V248H109V247H107V246H104V243H102V242L98 243V246H100ZM120 244H121V241H120ZM144 244H146V243H144ZM150 244H151V243H150ZM150 244H148V246L152 249V247L150 246ZM155 244H156V245H155ZM172 244H173V243H172ZM178 244H176V246H177ZM182 244H183V243H181V245H182ZM235 244H236V243H235ZM41 245H42V246H41ZM47 245H48V242H47ZM50 245L54 246V242H53V244L51 243ZM82 245H83V246H82ZM123 245H124L125 247L127 246L126 244H121V245H119V247H120V246L122 247ZM151 245H152V244H151ZM223 245H225V243H224ZM223 245H222V247H223ZM249 245H250V244H249ZM254 245H255V244H253V243L251 244V246H254ZM260 245H261V244H259L258 247H260ZM13 246H14V247H13ZM26 246H25V248H24V246H21V247L24 248V249H22L21 251H23V250L25 251ZM44 246H46V243L44 244ZM57 246L59 247V245H57ZM57 246H54V247H57ZM63 246H64V245H63ZM63 246L61 245V246H60V249L63 248ZM65 246H66V244H65ZM65 246H64V250H65V248H66ZM75 246H74V247H75ZM81 246H82V248H81ZM98 246H97V247H98ZM124 246L122 247L123 249H124ZM130 246H131V244H130ZM130 246H129V248H130ZM134 246L131 247L130 249H133ZM139 246H140V247H139ZM146 246H147V245H146ZM148 246L145 247V248H148ZM185 246L187 247L188 245H185ZM214 246H215V245H214ZM230 246H231V245H230ZM232 246H233V245H232ZM243 246H244V245H243ZM19 247H20V246H19ZM21 247H20V248H21ZM74 247H73V248H74ZM154 247H153V248H154ZM181 247H182V246H181ZM183 247H184V246H183ZM239 247H240V246H239ZM20 248H18L17 250H19ZM27 248H28V247H27ZM46 248H48V246H46ZM49 248H50V247H49ZM51 248H53V247H51ZM71 248H72V247H71ZM75 248H76V247H75ZM75 248H74L73 250H75ZM122 248H120V249H122ZM129 248H128L127 251L122 249L121 252L124 251V252H126V254H129L130 251L134 252L135 254H138V252H140V254L143 253V251H142V252H141V251H138V252L136 253V251H134V249H133V250H129ZM156 248H154V251H155L156 253H152L153 251L149 252V248L146 249V250H148V251H147V254L150 253L148 256L151 257V256L153 255V257H154L155 259H156V258L159 259V256H158V257H155V255H154V254H156V255H160V253L157 252V249H156ZM177 248H178V246H177ZM184 248H185V247H184ZM184 248H183V249H184ZM230 248H231V247H230ZM230 248H229V249H230ZM233 248L235 249L236 247L233 246ZM240 248H242V247H240ZM249 248H250V246H249ZM255 248H256V247L254 246V249H255ZM261 248H262V247H261ZM261 248H260V250L262 251ZM109 249H110V248H109ZM109 249H106L107 252H108ZM111 249H113V248L111 247ZM125 249H126V248H125ZM155 249H156V250H155ZM173 249H174V248H173ZM187 249H188V248H187ZM2 250H3V249H1L0 252H1ZM15 250H16V249H15ZM64 250H63V251H64ZM68 250H69V249H68ZM68 250H66V251H67V252H65L66 254H68V252L70 251V250H69V251H68ZM73 250H71V252H73ZM83 250H84V249H83ZM106 250H103V249H102V250H100V251L105 252ZM143 250H144V249H143ZM152 250H153V249H152ZM159 250H158V251H159ZM174 250H176V247H175ZM174 250H173V251H174ZM179 250H180V248H179ZM190 250H191V249H190ZM226 250H227V249H226ZM238 250H239V248H238ZM238 250H237V251H238ZM249 250H250V251L252 250V252H253V247H252L251 249H249ZM255 250L258 251L259 249L256 248ZM255 250H254V251H255ZM260 250H259L258 252L256 251V253H259ZM76 251H77V250H76ZM84 251H85V250H84ZM144 251H145V250H144ZM166 251H165V252H166ZM177 251H178V250H177ZM177 251H175L174 253H173V252L170 253V255H171V254L174 255L175 253L178 254L179 252H177ZM180 251H181V250H180ZM231 251H233L232 248H231ZM237 251H235L236 254L238 253ZM242 251H243V249L240 250L239 252H242ZM19 252H20V251H18V253H19ZM29 252H31V251H29ZM29 252H28V254H29ZM52 252H53V251H52ZM74 252H75V251H74ZM81 252H82V251H78V252H76V253H81ZM121 252H118L116 256H113V255H112L113 257H112V256H109V257L107 258V260H101L102 262H98V263L93 262V263H95V264H106L105 261H107V263H108V262L110 261L109 258H111L113 261H117V262H115V263L117 264V263L119 262L120 259H122L123 257L126 258L124 252H123L124 254H121V255H120L121 257L119 256V254H120ZM132 252H131V253H132ZM148 252H149V253H148ZM226 252L228 253L229 251H226ZM226 252H224V253L226 254ZM233 252H234V251H233ZM235 252H234V253H235ZM248 252H249V251H248ZM262 252H263V251H262ZM262 252H261V253H262ZM6 253H5V254H6ZM31 253H32V254H31ZM31 253H30L31 255H33V256L36 255V256H37V254H36V253H33V251H32ZM39 253H40V251H39ZM39 253H38V254H39ZM63 253H64V252H63ZM63 253H62L61 257H59L60 255L54 252L53 254H54L55 257H56V254L58 255L57 258H55V257L52 255V253H50V254H48V255L53 256V257L55 258L56 261H57V260L59 261L60 258H63V259H64ZM131 253H130V254H131ZM134 253H132L133 255H132V254H131V255H127V257L129 256V257L132 259V261L134 260V259H133V258H134L133 256H135ZM213 253H214V252H213ZM224 253H223V255H224ZM234 253H230V256L233 255ZM242 253H245V252H242ZM242 253H238L237 256H241L240 254H242ZM263 253H264V252H263ZM5 254L3 253V251L0 253V258H1L0 261H1V260L3 259V257H4V259L1 261L0 264H7V263H10V262H13V261H14V259L11 260L10 256H3V257H2V255H5ZM40 254H41V253H40ZM99 254H100V253H98V254H96V255H99ZM105 254H109V255H110V254H112V251H111V252L109 251V253H105ZM140 254H138V255L140 256ZM145 254H146V253H145ZM145 254H143V258L145 257ZM176 254L174 255L175 258L177 257ZM25 255H26V257H28V256H27V253L24 254V255H22V256H25ZM31 255H30V257H31ZM41 255H42V254H41ZM41 255H40V256H41ZM64 255H65V254H64ZM103 255H104V253L102 254V257H103ZM138 255H137V256H138ZM214 255H215V253H214ZM218 255H219V254H218ZM245 255H246V254H245ZM245 255H244V256H245ZM17 256H18V255H17ZM17 256L15 257L16 259H19V258L21 259V258H22L20 255H19V256H20L19 258H17ZM40 256H39V257H40ZM51 256H50V257L47 256L48 258H46V259L48 260L49 258H51ZM62 256H63V257H62ZM85 256H86V255H84L83 258H84ZM137 256H136V258H139V256H138V257H137ZM148 256H146L147 258H145V259H149L150 257H148ZM162 256H163V255H160V257H162ZM215 256H216V255H215ZM225 256H227V254H226ZM230 256H228V257H230ZM235 256H236V255H235ZM237 256H236V258H239V259L241 258V257H237ZM244 256H243V257H244ZM258 256H259V255H258ZM260 256L263 257V254L260 255ZM260 256H259V257H260ZM26 257H25V260H26ZM30 257H29V258H30ZM86 257H87V256H86ZM86 257H85V258H86ZM105 257H107V256H105ZM105 257H104V258H105ZM114 257H115V258H114ZM117 257H118V258H117ZM119 257H120V258H119ZM140 257H141V256H140ZM153 257H152V258H153ZM206 257H207V256H206ZM228 257H227V260L231 259V258L228 259ZM231 257L234 258V256H231ZM256 257H257V256H256ZM32 258H34L32 264H35L34 262H35L36 259H35V257H32ZM36 258H38V256H37ZM41 258H43V256H42ZM44 258H45V255H44ZM85 258H84V260H85ZM116 258H117V260H116ZM124 258H123V260H124ZM130 258H127V259L131 260ZM154 258H153V259H154ZM164 258H166V257L164 256L163 259H164ZM188 258H189V257H188ZM190 258H191V257H190ZM196 258H197V257H196ZM244 258H245V257H244ZM16 259H15V260H16ZM81 259H82V258H81ZM141 259H142V258H141ZM141 259H139V260H141ZM167 259H168V258H167ZM167 259H165V263H164V264H168V260H167ZM218 259H219V257H218ZM220 259H221V258H220ZM259 259H260V258H259ZM9 260H11V261H9ZM87 260H88V263H91V262H89L90 258L87 259ZM92 260H93V259H92ZM92 260H90V261H92ZM129 260H126V259H125V262L128 261V264H129ZM135 260H136V259H135ZM143 260H144V259H143ZM143 260L140 262L141 264H142ZM161 260H162V258H161L160 260H156V261H153V262H150L149 260H147L148 263H145L146 261H144V264H150V263L153 264L154 262H157V261L161 263ZM177 260L179 261V259H177ZM215 260H216V259H215ZM231 260H232V259H231ZM247 260L249 261V259H247ZM261 260H262V259H261ZM36 261H39V258H38ZM75 261H77V259H75ZM93 261H94V260H93ZM98 261H99V260H98ZM163 261H164V260H163ZM180 261H182V260H180ZM188 261H189V260H188ZM193 261H194V260H193ZM207 261H208V260H207ZM220 261H221V260H220ZM220 261H219V262H220ZM21 262H23V260H22ZM43 262H44V261H43V259H42L41 264H43ZM66 262H67V261H66ZM66 262H65V260H64L63 263H66ZM83 262H85V261H83ZM121 262H122V261H121ZM121 262H119V263H121ZM123 262H124V261H123ZM123 262H122L121 264H126V263H123ZM149 262H150V263H149ZM158 262H157V263H158ZM166 262H167V263H166ZM225 262H226V261H225ZM225 262H224V263H225ZM232 262H237V261L232 260ZM38 263H39V262H38ZM69 263H70V262H69V260H68V263H66V264H69ZM72 263H73V262H72ZM72 263H70V264H72ZM88 263H87V264H88ZM110 263H112V262L110 261ZM119 263H118V264H119ZM130 263H131V262H130ZM133 263L136 264V263H139V261H137V262L134 261V262H132V264H133ZM253 263H255V261H254ZM11 264H12V263H11ZM16 264H17V263H16ZM24 264H25V263H24ZM55 264H57V263H55ZM59 264H62V263L60 262ZM113 264H114V263H113ZM158 264H159V263H158ZM162 264H163V262H162ZM171 264H172V263H171ZM177 264H178V262H177ZM182 264H183V262H182ZM247 264H250V261H249Z\"/></svg>","mask_w":264,"mask_h":264}]
</instances>
